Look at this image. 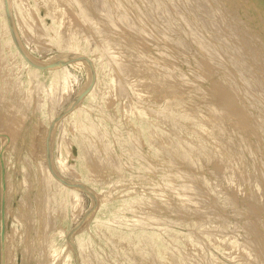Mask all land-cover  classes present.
<instances>
[{
  "label": "rangeland",
  "instance_id": "rangeland-1",
  "mask_svg": "<svg viewBox=\"0 0 264 264\" xmlns=\"http://www.w3.org/2000/svg\"><path fill=\"white\" fill-rule=\"evenodd\" d=\"M69 1H70V3H69ZM74 1V2H73ZM83 1V0H82ZM82 1H80L79 0V2H78V0H27L26 2L24 1H22V0H20V1H18V2H20L19 3V11L21 10V14H22V21H23V26H22V28L20 27V26H18L17 25V21L15 20V18L13 17V15L11 14V24H10V22H9V19H8V14H7V10H6V5H5V0H0V61L1 60H3V61H1V63H0V65L2 64V66H0V73L2 74V75H0V92H2L1 94H0V98H2V100H4V101H2L1 99V102L2 103H0V160L2 161L3 160V162H1L0 161V264H41L42 263V260H43V264H64L65 262H66V260L64 261L62 258H58V257H53V260L52 261H50L51 259H52V256H49L50 255V250H55V251H61L62 250V248L65 246V241H67V235L69 234V232L74 228V226H76V224H78L79 223V221L83 218V216L87 213V211L93 206V202H92V199H91V197L88 195V194H85V193H82L81 192V201L79 202L80 203V206H79V204H78V207H77V210L76 211H78V216H80V218L74 223L73 222V220H72V216H73V214H72V211H73V207L71 206V205H68L67 206V208H66V210H67V212L66 211H64V212H66V213H64V215H58V214H56L55 216H54V222H55V225H53V223L54 222H49V221H47L44 217H43V213H42V209H43V202L45 201L44 199H45V196H47V194L45 193L46 191H45V187L47 186V183L45 184L44 183V179H43V177H45V171H50L51 172V170H50V168H49V162H48V150L50 151V155H51V160H52V163H53V165H54V167H55V170L57 171V168H56V166L58 167V168H60L59 166L61 165V164H63L64 166H66L67 167V169H69L70 171H72V172H74V173H77L79 176H80V178H85V179H88L89 177L88 176H90L91 174H93V171H94V174H95V177L94 178H99L100 176H101V180H100V178L99 179H97V180H95V179H93V180H91L89 183L90 184H92L93 186H94V188H95V190L96 191H98L99 193H101V195H103V193H105L103 196H104V201H105V203H104V206L101 208V210L98 212V209L99 208H96V212H94L93 213V217L92 218H90L89 220H91V219H93L96 215H97V218H98V220L100 221V222H104V225L103 226H100L98 229L95 227L96 225H94V223L92 222L91 224H90V226H89V228H88V230L86 231V237L88 238V239H90V245H89V247L91 248H89L90 250V255H91V259H92V262H93V264H98V263H100L99 261H101V264H150V263H152L150 260H154V256H155V259H158L155 263H157L158 264V262L160 261V263H164V264H198L199 263V261H200V264H206L207 262V264H255V263H253L255 260H256V258H257V261H255L256 262V264H263L264 263V250H263V238H264V219L262 218V217H264V201H262L263 199H264V195H262V194H264V192L261 194V189H263L262 191H264V185H263V181H264V177H263V175H264V168H263V171H262V167H264V138H263V136H264V134L262 135V133H264V128H261L260 127V125L261 124H263V122H264V111L262 112V111H260L259 109H261V108H263L264 106H262V105H264V104H262V103H264L263 101V99H264V80H262V79H264V58H261V57H264L263 55V50L261 49V47H259V46H261V43H260V41L262 42V40H264V29L262 30L261 28H264L263 26L264 25H262V24H264V6H262V5H264L263 3V1L264 0H249L250 1V4L249 3H247L248 2V0H239V3H238V1L237 0H232V1H234V2H232L231 0H220V1H222L221 3L219 2V0L217 1V0H206V1H203V0H199V3L197 4L196 2H197V0H196V2H194V3H196V4H194L193 3V1H191V0H188V1H191L192 2V4H191V2L189 3L188 1H186V0H179V2L181 3H178V5H177V2H176V0H165V2H162V0H159L160 2H158V0H156V1H154V0H152V3H150L151 2V0H146L147 2L149 1V3H150V5H149V3H147V2H145V0H135V1H133L132 2V0H113L112 1V3L115 1V6L117 7V8H119L120 9V7H121V9L119 10V9H117V8H115V7H113L112 5V3H111V1L110 0H85V2H83L82 3ZM92 1V2H91ZM94 1V2H93ZM127 1H128V3H127ZM154 1V2H153ZM164 1V0H163ZM169 1V2H168ZM171 1H173V2H171ZM187 2V3H189V4H191V5H187L186 3H183V2ZM195 1V0H194ZM203 1V2H202ZM212 1V2H211ZM224 1V2H223ZM227 1V2H226ZM247 1V2H246ZM9 2H10V0H9ZM23 2V4H24V6H23V4L21 5V3ZM57 2V3H56ZM68 2V3H67ZM103 2L105 3V4H107L108 2L110 3V5H109V3H108V5L107 6H110V9L107 11V9H108V7L106 6L105 7V4L104 5H102L103 4ZM174 2H176V3H174ZM210 2V4L212 5L211 7H210V4H207L206 5V3H209ZM217 2H219V3H217ZM236 2V3H235ZM259 2V3H258ZM60 3V4H59ZM74 3H76V4H74ZM82 5H81V4ZM94 5H93V4ZM102 3V4H101ZM116 3H118L119 5V7L116 5ZM123 3V4H122ZM139 3V4H138ZM143 3H144V5H143ZM146 3V4H145ZM155 3H158V4H160V3H164L163 4V7H162V9L160 10L161 11V13H156V15H159V17L158 16H156L155 15V17H153V18H148L149 16H150V10L147 8V6L149 5V6H151V4H155ZM168 3H172L171 5L170 4H168ZM174 3V4H173ZM214 3V4H213ZM230 3V4H229ZM244 3H246V5H247V8H246V5L244 4ZM54 4H55V6H54ZM59 4V5H58ZM96 4V5H95ZM112 4V5H111ZM143 6H142V5ZM183 4H185L184 5V8L182 7L183 6ZM199 4H204V5H201L202 7H200V5ZM217 5L218 6V8L220 9V8H223V9H220L221 10V12L219 13V11H218V9H216L215 10V8L217 7V6H215L214 7V5ZM225 4V5H224ZM228 4V5H227ZM235 4V5H234ZM237 4H239V5H237ZM261 4V5H260ZM10 5V4H9ZM68 5H70V6H68ZM72 5V6H71ZM81 5V7H79ZM128 5V6H127ZM134 5V6H133ZM147 5V6H146ZM165 5V6H164ZM176 5V6H175ZM196 5V6H195ZM197 5H198V7H197ZM219 5L221 6L222 5V7H219ZM232 5V6H231ZM244 5H245V7H244ZM249 5V6H248ZM101 6V7H100ZM172 6V8H171V10L170 9H168V8H170ZM192 6V7H191ZM195 6V7H194ZM206 6H207V8H206ZM227 6H228V8H227ZM229 6H231V7H229ZM238 7V8H236V7ZM252 6V7H251ZM21 7H22V9H21ZM72 7H73V9H72ZM75 7V8H74ZM111 7H113V8H111ZM125 7V8H124ZM143 7H145L144 9H146V10H143ZM165 7V8H164ZM167 7V8H166ZM176 7V8H175ZM209 7V8H208ZM213 7V8H212ZM226 7V8H225ZM240 7L242 8H244V14H245V16H244V14H243V10H241L240 9ZM255 7V8H254ZM67 8V9H66ZM81 8V9H80ZM93 8V9H92ZM106 9V10H103L102 12H103V14L105 15V16H108V17H105L103 14H102V12H101V10H100V12H99V9ZM124 8V9H123ZM137 8V9H136ZM139 8V9H138ZM181 8H183L182 10H179V9H181ZM186 8H188V9H186ZM191 8H192V10H191ZM195 8H197V10L195 9ZM202 11L203 9V11L205 12V13H208V15L207 14H205V13H203V11L201 12V11H198L199 9ZM206 8V9H205ZM234 8H236V9H234ZM242 8V9H243ZM250 8H251V10H253V11H251L250 10ZM253 8V9H252ZM53 9V10H52ZM76 11H75V10ZM90 9H92L91 11H93L92 12V14H91V12L89 11ZM95 9V10H94ZM96 9L98 10L97 12L101 15H103L101 18H100V15L97 13V12H95L94 13V11H96ZM115 9V10H114ZM150 9H151V7H150ZM172 9H174V11L172 10ZM178 9V10H177ZM225 9H228V11L227 10H225ZM232 9H234V11L232 10ZM237 9H239V10H237ZM245 9H247V10H245ZM68 10V11H67ZM72 10V11H71ZM81 10H82V12H81ZM114 10V11H113ZM124 10V11H123ZM130 10V11H129ZM164 10H166V11H164ZM170 10V11H169ZM175 10H177V12H175ZM185 10L187 11V14L190 12L189 10H191L192 12H190L191 13V15L190 16H186L187 14H186V12H185ZM209 10H210V14H209ZM212 10V11H211ZM235 10H237V11H235ZM240 10H241V12H240ZM249 10V13L247 12ZM11 11V10H10ZM48 11V12H47ZM52 11V12H51ZM84 11V12H83ZM90 12V14H85V13H87V12ZM118 13H117V12ZM159 11V12H160ZM174 13H173V12ZM178 11L181 13V15H184V19L183 18H180L181 17V15L178 13ZM182 11V12H181ZM194 11H196V13L194 12ZM208 11V12H207ZM218 11V12H217ZM257 11V12H256ZM50 12V13H49ZM69 12H71L72 13V15H73V13L74 14H76L75 16V18H80L79 20H80V22H79V20L78 19H75V20H78V21H76L81 27L79 28H77L78 30H82V32H83V34H82V32H81V30H80V32H77V29L75 30L76 31V34L74 33V36H75V40H72V39H70L71 38V32H70V29L69 28H71V24H72V22L74 21L73 19H74V16H72L71 15V13H69ZM108 12V13H107ZM111 12V13H110ZM127 12H129V13H127ZM142 12V13H141ZM149 14H148V13ZM162 12H164V13H162ZM185 12V13H184ZM199 12V13H198ZM216 12V13H215ZM223 12H224V14H223ZM227 12H228V17L230 18H228L227 16H225V15H227ZM232 12V13H231ZM236 12V13H235ZM237 12H239L240 13V15H243V16H240L239 15V13H237ZM247 14H246V13ZM256 12V13H255ZM260 12V13H259ZM69 13V14H68ZM84 13V14H83ZM93 13H94V15H93ZM106 13H107V15H106ZM110 13V14H109ZM127 13V14H126ZM175 13H178V14H175ZM183 13V14H182ZM205 15H203V14ZM214 13V14H213ZM226 13V14H225ZM233 13H235L234 15H233ZM252 13L254 14L255 13V15H252ZM258 13V14H257ZM263 13V16L261 15ZM20 14V15H21ZM131 14V15H130ZM132 14H134V15H132ZM146 14H148V16H146ZM163 14V15H162ZM166 16H165V15ZM200 14V15H199ZM202 14V15H201ZM213 14V15H212ZM251 14V15H250ZM89 17H88V16ZM98 16L99 15V17L98 18H100V20L103 22V21H105L103 24L105 25H103L102 23L100 24L99 22H101L99 19H95V18H97L96 16ZM115 15H118V16H115ZM127 15V16H126ZM141 15V16H140ZM145 15V16H144ZM161 15V16H160ZM176 15H177V17H176ZM194 15V16H193ZM197 15V16H196ZM198 15H199V17L201 18V19H199L198 18ZM221 15V16H220ZM226 17H224V16ZM231 15H233V17L231 16ZM235 15H238V16H236L235 17ZM251 17H250V16ZM261 16V18H263V19H260L259 18V16ZM69 16H71V17H69ZM81 16H82V18H81ZM93 16V17H92ZM130 16V17H129ZM133 16V17H132ZM154 16V15H153ZM164 16V17H163ZM167 16L170 18V21H169V18L167 19ZM171 16V17H170ZM179 16V17H178ZM203 16H204V18H203ZM207 16H209V17H207ZM217 16V17H216ZM231 16V17H230ZM73 17V18H72ZM104 17V19L102 20V18ZM110 17V18H109ZM114 17V18H113ZM161 17H162V19H161ZM183 17V16H182ZM225 18V19H221V18ZM238 17V18H237ZM256 17H258V19H257V21L256 20H254ZM90 18V19H89ZM105 18H106V20H105ZM129 18V19H128ZM136 18V19H135ZM160 18V19H159ZM164 18H166L165 20L166 21H168L169 23L171 22L172 23V25H171V23H170V25L172 26L171 28H177V29H172L173 31V34H172V32L170 33L169 32V35H167L166 36V34L167 33H165L164 35H162L163 33H164V31H161L162 29H164L165 30V28L163 27V26H165L166 24H168V22H166V21H164ZM173 18H175L174 20H175V23L173 22ZM185 18H186V20H185ZM194 19V20H192V19ZM212 18V21L210 22V23H208L207 21H210V20H208V19H211ZM216 18H218V19H216ZM231 18H233V19H237V20H231ZM250 18V19H249ZM253 18V19H252ZM69 19H71L72 21H70ZM82 19V20H81ZM108 19V20H107ZM114 19H115V21H114ZM120 19V20H119ZM131 19V20H130ZM146 21H145V20ZM153 19V20H152ZM155 19H158L159 20V24H158V20H155ZM181 19H183V20H185V21H181ZM196 19H199V21L200 20H205V21H202L203 23L201 24V22H199L198 20H196ZM215 19V20H214ZM221 19V20H220ZM230 20V21H227V20ZM20 20V19H19ZM83 20H84V24H85V22H86V25H84L82 22H83ZM86 20H92V21H88L89 23H91V24H87V21ZM93 20H94V22H95V20H96V24H95V27H94V25H93ZM99 20V21H98ZM122 20H123V22H122ZM127 20V21H126ZM138 20V21H137ZM145 22H144V21ZM161 20H163L164 21V23L163 22H161ZM187 20H188V23H186L187 22ZM207 20V21H206ZM214 20V21H213ZM218 20V21H217ZM219 20H220V23L222 22V24H219ZM224 22H223V21ZM239 20H241V21H239ZM246 20V21H245ZM248 20V21H247ZM252 20V21H251ZM261 21V20H263V21H261V22H259V21ZM98 21V22H97ZM130 21H131V23H130ZM141 21V22H140ZM143 21V22H142ZM149 21V22H148ZM193 21V23H191ZM195 21V22H194ZM201 24V25H197V24H199L198 22ZM215 21H217V25H216V23H215ZM227 21V22H226ZM231 21H234V22H238L239 21V23H232ZM245 21V23H246V25H245V23H243ZM254 21H255V24H254ZM75 22V21H74ZM75 22V23H76ZM154 22H156V24L154 23ZM191 24H190V23ZM205 22V23H204ZM212 22H214V23H212ZM228 22H230V24L228 23ZM243 23V25H242V23ZM249 22H250V24H249ZM256 22H257V24L259 25V24H261V25H259V28H257L258 26H257V24H256ZM263 22V23H262ZM81 23H82V25H81ZM98 23V24H97ZM108 23V24H107ZM111 23V24H110ZM112 23H113V25H112ZM120 25H119V24ZM135 23H136V25H135ZM140 23V24H139ZM143 23V24H142ZM150 23V24H149ZM151 23L152 24H154L155 26H152L151 25ZM163 25H162V24ZM174 23V24H173ZM206 23H208L210 26H202V25H206ZM241 23V24H240ZM252 23V24H251ZM99 24H100V26L102 27L101 29L102 30H97V28L99 27ZM118 26H117V25ZM157 24H158V26H157ZM176 24L177 25H179V26H176ZM187 24H189V25H187ZM225 25L224 27H222V25ZM226 24H229L230 25V27H229V25H227L226 26ZM236 24V25H235ZM239 24H240V26H239ZM87 25H89V26H87ZM93 25V26H92ZM97 25H98V27H97ZM113 27H112V26ZM116 25V26H115ZM124 25V26H123ZM127 25V26H126ZM130 25H131V27H130ZM160 25V26H159ZM161 25H162V27H161ZM185 25V26H184ZM187 25V26H186ZM190 25H192V26H190ZM212 25V26H211ZM215 25V28H211V27H213ZM231 25H233V26H231ZM247 25L250 27H247ZM254 26V27H252V26ZM90 26H92V29H94L96 32H98V33H96L95 31H93L92 29H91V27ZM108 26V27H107ZM115 26V27H114ZM152 26V27H151ZM167 26V25H166ZM180 26H182V27H180ZM189 26V27H188ZM195 26H198V27H196L197 28V31H196V28H195ZM199 26H200V28H199ZM221 26V27H220ZM238 28H237V27ZM84 27H89V30H91V31H93V32H91V31H89L88 32V28H86V30H84V31H86L85 33H84V31H83V29H85ZM103 27L105 28L106 27V29H104L103 30ZM120 27V28H119ZM121 27H122V29H121ZM123 27H125V28H123ZM127 27H128V29H127ZM149 27H151V29H149ZM191 27V28H190ZM220 27V28H219ZM230 29H229V28ZM243 27V28H242ZM261 27V28H260ZM109 28V29H108ZM140 28V29H139ZM190 28V29H189ZM194 30H193V29ZM204 28V30L206 29V31H204V30H202ZM208 28H210V29H208ZM223 28V31L221 30ZM232 28V29H231ZM237 28V29H236ZM242 28V29H241ZM249 28V29H248ZM252 28H254L255 30H253ZM108 29V30H107ZM125 31H124V30ZM134 29V31H132V30ZM143 29V30H142ZM150 31H149V30ZM153 29V31H151ZM161 29V30H160ZM181 29H183V30H181ZM199 29H200V31H199ZM213 31H212V30ZM215 29V30H214ZM218 29H220L221 31H220V33H222V34H220L219 33V35L217 36L218 38H216V36H214V34H218ZM226 29H227V31H226ZM233 29H234V31H235V33L237 34H235L234 33V31H233ZM246 29H247V32H246V34L245 33H242V32H244V30L246 31ZM69 30V31H68ZM110 30H114V31H110ZM191 30H193V31H195V32H193V31H191ZM207 30H208V33H206L207 32ZM228 30H230V32L228 31ZM237 30V31H236ZM240 30H243V31H241V33L242 34H244V35H242L241 33H239L240 35H242L243 36V38H244V36L246 35V37H248V41H246V37H245V39H243V38H241L242 36H240L239 34H238V31L240 32ZM249 30V31H248ZM252 30H253V32H252ZM116 31V32H115ZM123 31H124V33H123ZM151 32V34L149 33V32ZM161 31V33H159ZM176 31H178V33L175 35V32ZM184 31V32H183ZM187 31H189V32H187ZM199 31V32H198ZM202 31H204V33L202 32ZM215 31V32H214ZM217 31V32H216ZM233 31V32H232ZM257 31V32H256ZM63 32V33H62ZM70 32V33H69ZM88 32V33H87ZM101 34H100V33ZM102 32H104V33H102ZM108 32H109V34H108ZM110 32H112V34L110 33ZM115 32V33H114ZM120 32V33H119ZM129 34H128V33ZM141 34H140V33ZM143 32H145V33H143ZM153 32H155V33H157L156 35H155V33H153ZM198 34H200L202 37H200V35H197V33ZM225 32H229V33H225ZM232 32V33H231ZM248 32H250V34L251 35H249V33ZM253 34H252V33ZM257 34H256V33ZM79 33V34H78ZM80 33L82 34V35H80ZM91 33V34H90ZM92 33H94V34H92ZM181 35H180V34ZM185 33V34H184ZM211 33V34H210ZM231 33V34H230ZM84 34H86L87 35V39H89V41L88 40H86L85 38H84V36H86V35H84ZM96 34H99V35H96ZM116 35V36H114V35ZM128 34V35H127ZM132 34V35H131ZM187 34V35H186ZM189 34V35H188ZM191 34V35H190ZM208 34H209V36H208ZM225 34V35H224ZM233 34V35H232ZM247 34H248V36H247ZM254 34H256V35H254ZM65 35V36H64ZM76 35H78V36H76ZM84 35V36H83ZM94 35H96L97 37L99 36V38H96V36L95 37H93ZM104 35V36H103ZM110 35H112V36H110ZM123 35V36H122ZM136 35V36H135ZM153 35V36H152ZM174 35V36H173ZM177 35H178V39H177ZM192 35L194 36L193 38H192ZM199 36V40H198V38H197V36ZM207 35V36H206ZM214 37V38H216V39H219V36H220V39H222L221 41H222V43H220V40H216V42H215V39L212 37V36ZM228 35V36H227ZM230 35V36H229ZM234 36L235 38H234V40L233 41H231L232 39H233V37L232 36ZM236 35V36H235ZM260 35V36H259ZM15 36V37H14ZM67 36V37H66ZM80 36H82V39H80V40H77V39H79L80 38ZM90 36V37H89ZM105 36H107L108 38H107V42H104L103 41V39H100V38H104ZM145 36V37H144ZM149 36V37H148ZM158 38H157V37ZM181 36V37H180ZM196 36V37H195ZM206 36V37H205ZM211 36V37H210ZM222 36H224L223 38H222ZM228 37V38H225V37ZM238 36H239V38H238ZM253 38H251V37ZM256 36H258V37H256ZM66 37V38H65ZM70 37V38H69ZM112 37V38H111ZM123 37V38H122ZM127 37H129V38H127ZM135 37V38H134ZM138 37V38H137ZM139 37H140V39H139ZM153 39H152V38ZM172 37V38H171ZM173 37H174V40H173ZM176 37V38H175ZM186 37V38H185ZM187 37H188V39H187ZM230 37H231V40H230ZM236 37H237V39H236ZM250 37V38H249ZM84 38V39H83ZM92 38H94V39H92ZM95 38H96V40L98 39V41L99 42H97L96 40H95ZM109 38H111V39H113V38H116V39H113L112 41H111V39H109ZM120 38V39H119ZM138 40H137V39ZM145 38V39H144ZM148 40H147V39ZM164 38V39H163ZM165 38L167 39V40H165ZM172 39V40H170V39ZM182 38V40L184 39V42L185 43H187V41H188V43L185 45V43L183 42V41H181L180 39ZM191 38V39H190ZM200 38H203V41L204 40H206L205 42H203L202 40H200ZM210 38V39H209ZM211 38H213V39H211ZM256 38L257 39H259V40H256ZM262 38V39H261ZM66 39H70V43H71V45H70V43L68 42L69 40H66ZM92 39V40H91ZM108 39L111 41H108ZM126 39V40H125ZM145 41H144V40ZM163 39V40H162ZM187 41H186V40ZM195 39L196 40H198V41H200V43L202 44H198V43H196V41H195ZM226 39V40H225ZM228 39V40H227ZM240 39H242L243 41H241ZM250 39V40H249ZM94 40H95V42H96V44H95V42H94ZM100 40H102V42L100 41ZM116 40H117V42L119 43V41H120V43H119V45H117L118 43L116 42ZM121 40H123V41H121ZM144 42H143V41ZM150 40V41H149ZM151 40H153V41H151ZM158 40V41H157ZM162 40V41H161ZM169 40L171 41V44H169L168 42H169ZM181 41L180 43H181V45L177 42V41ZM214 40V41H213ZM253 40H255L254 42H253ZM89 42V43H87V42ZM92 41V42H91ZM115 42L116 43V46L118 47V48H116L115 46H114V44L115 43H112V42ZM155 41V42H154ZM160 41V42H159ZM167 41V42H166ZM175 41V42H174ZM193 42V44H192V42ZM202 41V42H201ZM212 41V42H211ZM217 41H219V43H220V45H222L223 47H221L219 44H217ZM225 41V42H224ZM226 41H229V42H226ZM231 41V42H230ZM237 41H238V43H240L239 45L237 44ZM240 41V42H239ZM259 41V42H258ZM85 42L87 43V44H85ZM91 42V43H90ZM103 43V44H101V43ZM108 42H110V43H108ZM122 42H123V44H122ZM131 42V43H130ZM148 42V43H147ZM150 42H151V44H150ZM164 42H166L167 44H168V46L170 47V45H172V47H170V49H169V47L166 45V43L164 44ZM215 42V44H213ZM233 42H234V45L235 44H237V45H233ZM236 42V43H235ZM241 42L244 44V43H246V42H248L249 44L251 43L252 44V46H254V47H252L251 45H249L248 43H246V44H248L249 46H251L250 48H245L244 46H246V47H249L248 45H243V44H241ZM264 42V41H263ZM263 42H262V48H263V46H264V44H263ZM65 43H66V45H65ZM101 45H100V44ZM139 43V44H138ZM178 44V45H176V46H180V47H178V48H176V46H175V44ZM183 43V44H182ZM210 43H211V45H210ZM232 43V44H231ZM256 43V44H255ZM106 44H107V47H106ZM110 44L113 46V47H110ZM196 44L197 45H199V46H196ZM258 44H260V45H258ZM63 45H65V46H67V47H64ZM87 45H89V46H87ZM104 45V46H103ZM132 45V46H131ZM203 45H210L209 47L208 46H205V48L207 49V47H208V50H207V52L205 51L206 49L203 47ZM216 45H218V46H220L219 48H218V46H216ZM228 45V46H227ZM233 45V46H232ZM255 45H256V48L258 49V47L260 48V49H258L259 51H256L257 49L255 48ZM143 46V47H142ZM147 46V47H146ZM161 48H160V47ZM213 46H215V47H213ZM225 46V47H224ZM230 46V47H229ZM231 46L232 47H234V48H232V49H229V48H231ZM239 46H241V47H243V48H241V47H239ZM77 47H80V49H78ZM120 47V48H119ZM164 47V49H162ZM175 47V48H174ZM182 47V48H181ZM186 47V48H185ZM198 47H199V49H198ZM210 47H212V48H210ZM72 48V49H71ZM74 48H76V49H74ZM104 49V52H105V50H106V53L108 52V54H109V56L107 57V55H105L104 57H100V59H97V58H99V57H96L94 54H96L97 52V49H99V50H102V49ZM110 48V49H109ZM113 48V49H112ZM115 48V49H114ZM122 48V49H121ZM124 48V49H123ZM128 48V49H127ZM168 48V49H167ZM172 48V49H171ZM184 48H185V50H184ZM190 50H189V49ZM200 48H202V49H200ZM216 48V50L213 52V50ZM223 48V49H222ZM240 49L239 51H240V53H242V55H240V53H239V51L237 50V49ZM252 48H254V49H256V50H254V49H252ZM71 49V50H70ZM78 49V50H77ZM117 49L118 50H120V52L119 53H117L118 51H117ZM131 49H133V50H131ZM140 51H139V50ZM145 49V50H144ZM174 49V50H173ZM179 49V50H178ZM204 49V51H201V50H203ZM213 49V50H212ZM227 49V50H226ZM228 49H229V51H233V52H237L236 53V55H235V53H231L230 52V54L232 55V54H234L235 56H231L230 57V54H229V52H227V54L225 53L226 51H228ZM235 49V50H234ZM244 51H246V52H249V53H246V52H244ZM245 49H247V50H245ZM16 50L17 51H20L21 52V54L23 55V53H25L27 56L30 54V55H32L35 59H37L38 61H42V62H44V61H47L48 59H50V58H52V57H56V58H63V57H67V56H72V55H74V53H76V51H78L77 53L78 54H85V55H88L87 57H89V58H95L96 60H98L96 63H98V64H96L94 67H92V66H88V64L86 65V63L84 64V62H82V61H80L79 59V62H81L82 63V66H80V64H76V66H74L73 64H70V66L69 65H64V66H60V71L61 72H64L66 75L68 74V79H69V90H68V92L66 93V94H64L63 95V93H62V91L61 92H59V94H58V96L56 97V99H55V101H54V103H52V105H51V100L49 99V101L47 100L48 99V97H47V99H45L46 98V96H47V93H45L44 92V90H45V88H47L48 87V85H49V78H50V75H51V73H50V71H48V70H43L42 72H41V74H40V79H41V82H43V84L45 85V87H44V89L42 88V92L44 93H42L41 91V93H39L42 97H39L40 95L39 94H37L38 93V90L36 89V87L34 88V85L32 84V82H31V80H30V76H29V70H28V68H25V66H23L22 65V62H21V60H20V58L16 55ZM72 50H74V52L72 51ZM89 50H90V52H89ZM94 50H96V51H94ZM114 50H115V53H114ZM147 50V51H146ZM179 51V52H176L175 53V51ZM184 50V51H183ZM211 50V51H210ZM225 50V51H224ZM237 50V51H236ZM252 50H254V51H252ZM263 51V52H260V51ZM68 51H70V52H68ZM113 51V52H112ZM130 51V52H129ZM142 51V52H141ZM160 51V52H159ZM166 51V52H165ZM183 51V52H182ZM187 51V52H186ZM190 53H189V52ZM213 52V54H209V52ZM222 53H220V52ZM242 51V52H241ZM258 52V53H256V52ZM89 52V53H88ZM95 52V53H94ZM123 52V53H122ZM125 52L127 53L128 52V54H125ZM134 54H133V53ZM202 52V53H201ZM204 52V53H203ZM219 52V53H218ZM243 52H244V54H243ZM256 53V56H255V54L254 53ZM29 53V54H28ZM73 53V54H72ZM93 53V54H92ZM113 53L114 54H117V56H115L114 58H111V56L113 55ZM163 53V54H162ZM172 53V54H171ZM181 53V54H180ZM184 53H186V54H188V55H184ZM196 53H197V55H196ZM214 53H217L216 55V57L215 58H217L218 57V55H219V57L217 58V60L215 61V60H211L212 58H211V56L214 58V56H215V54ZM245 53L247 54V55H245ZM7 54H9V56L10 57H8V55ZM11 54V55H10ZM13 54V55H12ZM14 54H15V56H14ZM121 55V56H119V55ZM136 54H138V55H136ZM167 54V55H166ZM171 54V55H170ZM180 54V55H179ZM183 54V55H182ZM202 54V55H201ZM206 54H208V55H210V56H207ZM221 54V55H220ZM239 54V55H238ZM257 54H259V55H257ZM263 54V55H262ZM29 55V56H30ZM76 55V57H77V54H75ZM206 55V56H205ZM226 55V56H225ZM229 55V56H228ZM238 55V56H237ZM247 57V58H245V56ZM13 56V59L11 58ZM114 56V55H113ZM112 56V57H113ZM123 56V57H122ZM132 56H134L135 57V59H134V57H132ZM149 56L151 57V58H149ZM179 56V57H178ZM182 56V57H181ZM186 56V57H185ZM192 56H193V58H192ZM207 58V61H205L206 60V58ZM222 56V57H221ZM228 56V57H227ZM236 56H237V58H236ZM241 57V59H240V57ZM260 58H259V57ZM111 58L110 59V62L108 61L109 59L108 58ZM120 57V59H115V58H119ZM130 57H132V58H130ZM143 57H146L145 58V60H144V58ZM175 57V58H174ZM177 57V58H176ZM201 57H203V58H201ZM222 59H221V58ZM227 57V58H226ZM235 57V58H234ZM6 59V60H4V59ZM105 58V59H104ZM108 60H107V59ZM124 58V59H123ZM210 58V59H209ZM214 58V59H215ZM221 60H220V59ZM224 58H226V60L224 59ZM235 59V60H242L243 58L247 61H243L242 60V62L241 63H239L238 61H235V60H233L232 62H229V59L230 60H232V59ZM249 58H251V59H249ZM254 58V59H253ZM10 59V60H9ZM16 59V63H14L15 60ZM66 59V58H65ZM101 59H103V60H101ZM128 59V60H127ZM132 59V60H131ZM137 59V60H136ZM140 59V60H139ZM152 59V60H151ZM154 59V60H153ZM167 59H169V60H167ZM195 59V60H194ZM208 59H209V61H208ZM228 59V60H227ZM259 59V60H258ZM261 59V60H260ZM55 60H59V59H55ZM54 60V61H55ZM118 60H119V63H118ZM135 60V61H134ZM158 60V61H157ZM162 60V61H161ZM165 60V61H164ZM203 60V61H202ZM218 60H219V62H220V64L222 65V64H224V65H216V64H219V62H218ZM227 61L226 63H224V61ZM7 61V62H6ZM107 61H108V63H107ZM117 61V62H116ZM125 61V62H124ZM127 61V62H126ZM150 61V62H149ZM156 61V62H155ZM173 61V62H172ZM200 61H201V63H200ZM211 61L213 62H217L216 64H214V62L213 63H211ZM234 61L236 62V63H234ZM2 62H4V63H2ZM13 62V63H12ZM102 63L103 65L101 66V64L100 63ZM120 62H121V64H120ZM126 63L125 64V68H124V70H123V68L120 70L119 68H117V66H121V67H123V63ZM133 62V63H132ZM144 64H143V63ZM166 62H168V63H166ZM208 62H210V64L208 63ZM223 62V63H222ZM237 62H238V64H237ZM250 62V63H249ZM164 63V64H163ZM166 63V64H165ZM177 63V64H176ZM206 63V64H205ZM230 63H234V65L236 64V65H238V66H240V67H235L234 68V66H232V64H230ZM247 63H249L250 65H248ZM6 64V65H5ZM11 64L13 65V66H11ZM108 64H109V66H108ZM110 64H112V65H110ZM116 64V65H115ZM152 64V65H151ZM156 64V65H155ZM186 64V65H185ZM202 64V65H201ZM214 64V65H213ZM226 64H228V66L226 65ZM240 64V65H239ZM252 64V65H251ZM3 65H5V67H7V68H5ZM7 65H9V66H11V68H9ZM18 65H21V66H18ZM145 65V66H144ZM154 65V66H153ZM165 65V66H164ZM195 65V66H194ZM206 65V66H205ZM229 68V69H233L232 71H231V73H230V71H229V69L226 67V66ZM242 65V66H241ZM246 66V68L247 69H245V66ZM17 66L19 67V68H17ZM78 66V67H77ZM111 66V67H110ZM116 66V67H115ZM158 66V67H157ZM178 66V67H177ZM187 66V67H186ZM189 66V67H188ZM204 66H205V69H204ZM208 66V67H207ZM211 66H213L212 68L213 69H211V68H209V67H211ZM215 66H216V68H215ZM222 67L223 68V66H225V68L227 69H223V70H221L222 68H219V67ZM230 66H232V67H230ZM1 67H3V68H1ZM108 67H110V68H108ZM120 67V68H121ZM169 67V68H168ZM174 67L176 68L175 70H174ZM242 67H243V69H242ZM254 67V68H253ZM13 68H14V70H13ZM97 68V69H96ZM103 68V69H102ZM173 68V69H172ZM208 68H209V70H210V72H208L207 70H208ZM215 68V69H214ZM237 68V69H236ZM238 68H240V69H238ZM8 69V70H7ZM12 69V70H11ZM22 69V70H21ZM96 69V70H95ZM101 69V70H100ZM115 69V70H114ZM117 69H118V72H117ZM193 69H195V70H193ZM201 69V70H200ZM207 69V70H206ZM221 70V72H219L218 70ZM236 69V70H235ZM4 70V71H3ZM6 70V71H5ZM19 70H21V71H19ZM67 72H66V71ZM120 70V71H119ZM123 70V71H122ZM164 70V71H163ZM182 70V71H181ZM203 70V71H202ZM237 70H239L238 72H237ZM243 70V71H242ZM7 71H8V73H7ZM12 71H14V72H12ZM115 71V72H114ZM148 71H149V73H148ZM163 71V72H162ZM192 71V72H191ZM196 71V72H195ZM226 71V72H225ZM236 71V72H235ZM242 71V73H243V75H242V73H239V72H241ZM3 72H4V74H3ZM5 72H6V74H5ZM18 72V73H17ZM90 72H91V74H90ZM99 72V73H98ZM107 72L109 73V77H107L108 75H107ZM117 72V73H116ZM120 72V73H119ZM159 72H161V73H163V74H161V73H159ZM184 72V73H183ZM191 72V73H190ZM201 72H203L204 73V76H203V73H201ZM207 72V73H206ZM217 72H219V73H217ZM229 72V73H228ZM232 72H233V74H232ZM246 72H248V73H246ZM9 73H11V76H10V74ZM14 73H15V75H14ZM20 73V74H19ZM103 73H104V75H103ZM111 73V74H110ZM165 73H166V75H165ZM182 73V74H181ZM200 73L202 74V75H200ZM215 75H213V74ZM215 73H217V74H215ZM220 73H221V75H220ZM223 73V74H222ZM227 75H226V74ZM246 73V74H245ZM10 76V78H9V76ZM114 74H116V76L118 77H116ZM120 74H122V75H120ZM140 74V75H139ZM144 74V75H143ZM179 74H180V76H179ZM205 74H206V76H205ZM213 76H212V75ZM226 75L225 77L224 76H222V75ZM229 74H232V75H236V76H232V78H230V75ZM239 74H241V75H239ZM245 74V75H244ZM5 75H7V78L6 77H2V76H5ZM18 75V76H17ZM101 75H103V76H101ZM111 75V76H110ZM119 75V76H118ZM163 75H165V78H164V76ZM171 75V76H170ZM97 76V77H96ZM114 76L117 78H114ZM120 76L122 77V78H120ZM151 76V77H150ZM162 76V77H161ZM188 76V77H187ZM197 78L198 80H200V81H198V80H196L195 78ZM202 78H204V79H202ZM213 77V79H212V77ZM222 77V80L223 81H221V78H219V77ZM227 76H228V78H227ZM1 77L2 78H4V79H1ZM95 77V78H94ZM106 77H107V79H106ZM112 77H113V80H112ZM139 77H141V78H139ZM144 77H146V78H144ZM156 77H158V78H156ZM179 77H180V79H179ZM186 77V78H185ZM206 77H208L209 79H207L205 82H204V80L206 79ZM214 77H218L219 78V80H218V78H214ZM223 77H224V79H226L225 80V83H224V79H223ZM132 78V79H131ZM153 78V79H152ZM162 79V78H164V80L165 81H163V80H161L160 81V79ZM169 78V79H168ZM175 78V79H174ZM184 78V79H183ZM187 78H188V81H187ZM234 78V82L232 81H230V82H228L229 81V79H233ZM238 78H241V79H243L242 80V83H241V81L240 80H238ZM246 78H248V79H246ZM6 79H8V80H6ZM11 79V80H10ZM13 79V80H12ZM18 79H20L19 81L16 80ZM89 79V80H88ZM95 79H97V80H95ZM123 79V80H122ZM131 79V80H130ZM139 79V80H138ZM154 79H156V80H154ZM172 79V80H171ZM182 79V80H181ZM190 79V80H189ZM202 79V80H201ZM1 80H3V81H1ZM94 80L96 81V82H94ZM101 81V82H98V81ZM111 80H112V82L113 81H115V82H113V83H111ZM118 80H121V81H123L122 82V84L121 83H119L120 81H118ZM135 80V82L133 83V81ZM137 80V81H136ZM147 80V81H146ZM151 80V81H150ZM191 80H192V82H191ZM218 80V82H216ZM236 80H238V81H236ZM150 81V82H149ZM171 81V82H170ZM174 83H173V82ZM180 81L181 82H183V83H180ZM215 81V82H214ZM219 81H221V83L219 82ZM236 81V82H235ZM240 81V82H239ZM5 82H6V86H8V87H6L5 86ZM20 82V83H19ZM144 82V83H143ZM160 84H159V83ZM187 84H186V83ZM194 82V83H193ZM201 83V85H199V83L198 84H196V83ZM223 82V83H222ZM227 82V83H226ZM237 82H238V84H237ZM3 83V84H2ZM14 83V84H13ZM16 83V84H15ZM17 83H19L20 84V89H19V87H18V85L19 84H17ZM93 83V85L94 84H96L97 83V89L99 88V90H97V92H96V94H98V95H95L96 97H94L93 99H91V100H83V102H82V106L84 107V113L83 114H81V115H79V117H77V119H75V121L73 122V123H71L69 120H65V122L64 121H61V123L62 122H64V124H61L60 123V120L62 119H60L57 123L58 124H56L55 125V127L53 128V130L52 131H50V128H51V124H50V120L52 119V121L51 122H53L54 120H55V118L58 116V114H60L63 110H65L72 102H73V100L80 94V93H82L84 90H86L91 84ZM98 83L99 84H101V86L100 85H98ZM109 83H111L112 84V86L109 84ZM172 83V84H171ZM179 83H180V89L178 88V87H176V84H178L179 85ZM195 84L194 86H193V84ZM206 83V84H205ZM213 83H215V85L213 84ZM219 83V84H218ZM233 83H236V87L237 86H240V87H238V88H236L235 87V85H233ZM240 83V84H239ZM254 83H256V84H254ZM263 83V84H262ZM8 84V85H7ZM105 84V85H104ZM108 84V85H107ZM137 84V85H136ZM164 84V85H163ZM184 84H186V85H184ZM221 84H223L222 86H224L225 84H227L226 86V89L224 90V92H225V94L227 93V92H229V91H233V92H229V93H227V94H229V95H226V96H229V97H231V98H233V101L235 102L234 104L236 105H234L233 104V102L229 105V107L226 109V110H223V111H219L218 109H220V105L222 104V102H223V99L225 98V94H224V92H222L223 90V88H222V86H221ZM229 84H232L233 86H231V85H229ZM16 86L17 85V87H14V86ZM115 85L119 88V89H116L117 87H115ZM134 85H135V87H134ZM159 85V86H158ZM167 85H169V87L167 86ZM171 85V86H170ZM172 85L174 86L173 88H172ZM197 85H198V87H197ZM212 85H214V86H212ZM243 85V86H242ZM12 86L14 87V88H12ZM99 86V87H98ZM104 86V87H103ZM112 87V89H111V87ZM139 86V87H138ZM200 86H201V89H202V86H203V90L201 91V89H195V88H200ZM207 86V87H206ZM218 86V87H217ZM230 86L232 87V90H231V88H230ZM6 88V89H4V88ZM11 87V88H10ZM106 87V88H105ZM109 87H110V89L111 90H113L112 92L110 91V93H108L109 92ZM114 87V88H113ZM121 87V88H120ZM122 87H123V90H121V92L119 91L120 89H122ZM151 87V88H150ZM182 87V88H181ZM193 87H195V88H193ZM205 87H206V89H205ZM210 87H214V88H210ZM216 87V88H215ZM220 87V88H219ZM235 87V88H234ZM10 88V89H9ZM17 88V89H16ZM103 88V89H102ZM147 88H148V91H147ZM155 88V89H154ZM158 88V89H157ZM176 88L178 89V90H176ZM210 90H209V89ZM228 88V89H227ZM234 88V89H233ZM239 88H240V90H239ZM16 89V90H15ZM21 89H22V91H21ZM33 89V90H32ZM102 89V91L104 92V94L105 95H107L106 93H108V95L107 96H105L104 94H103V92H100V90ZM115 89V90H114ZM173 89V90H172ZM214 91V92H212V90ZM217 89V90H216ZM218 89H221V90H219L218 91ZM255 89V90H254ZM5 90H6V92H5ZM12 90V91H11ZM17 91V92H15V91ZM24 90V91H23ZM30 90H31V92H30ZM105 90V91H104ZM106 90H107V92H106ZM117 90L119 91V93L117 92ZM155 92H154V91ZM157 90V91H156ZM160 90H162L161 92H160ZM193 90V91H192ZM195 90V91H194ZM199 90V91H198ZM241 92V93H239V91ZM259 90V91H258ZM7 91H8V93H7ZM11 91V92H10ZM21 91V92H20ZM37 91V92H36ZM99 91V92H98ZM115 91H116V93H115ZM151 91V92H150ZM170 91V92H169ZM172 91H173V93H172ZM175 91H176V93H175ZM178 91V92H177ZM211 93H210V92ZM237 91V92H236ZM258 91V92H257ZM14 92V93H13ZM25 92V94L23 95V93ZM33 92V93H32ZM145 92V93H144ZM190 92V94H188ZM197 92H200L201 94H205L204 96L205 97H203V95H201L200 94V96L198 95V93ZM203 92V93H202ZM209 92V93H208ZM217 92V94H214V93H216ZM236 92V93H235ZM243 92V93H242ZM254 92V93H253ZM262 92H263V94H262ZM6 93H7V95H6ZM21 93H22V99H21ZM36 93V94H35ZM112 93H115V94H112ZM154 93H155V95H154ZM157 93V94H156ZM159 93V94H158ZM171 93V94H170ZM192 93H196L195 95H193ZM206 93H208V94H206ZM232 93H233V96H232ZM5 94V95H4ZM11 94L13 95V97L15 96V98L14 99H16L17 101H15L14 99H13V97L11 96ZM16 94V95H15ZM17 94H19V97H20V101H19V98H18V96H17ZM32 94V95H31ZM102 94V95H101ZM117 94V95H116ZM147 94V95H146ZM174 94V95H173ZM220 94H221V96H222V99H221V96H220ZM234 94H238V96L236 97V95L234 96ZM99 95H101L102 96V98H101V96H99ZM111 95H112V97H111ZM113 95L115 96V97H113ZM172 95H173V97H172ZM179 95V96H178ZM190 95V96H189ZM207 95H211V96H207ZM216 95V96H215ZM231 95V96H230ZM242 95V96H241ZM255 95V96H254ZM259 95H261L262 96V98H261V96H259ZM2 96V97H1ZM25 96V97H24ZM29 98H31V99H29ZM36 96H38V98H36ZM104 96V97H103ZM141 96H143V97H141ZM146 96V97H145ZM154 96H156V97H154ZM169 96H171V97H169ZM176 96V97H175ZM207 96V97H206ZM215 96V97H214ZM3 97H5V99H3ZM9 97L10 98H12L14 101V103L11 101V102H9L8 103V100H9ZM17 97V98H16ZM100 97V98H99ZM105 97H106V99H105ZM117 97H119V98H117ZM154 99H153V98ZM179 97V98H178ZM195 97V98H194ZM197 97V98H196ZM218 97H220V98H218ZM237 98V104H236V98ZM257 97V98H256ZM258 97L259 98H261L262 100H260V99H258ZM8 98V99H7ZM25 98H26V100H25ZM37 99L38 101H39V99H40V101H39V103H38V101L37 100H34V99ZM97 98V99H96ZM114 98H116V99H114ZM123 98V99H122ZM142 98V99H141ZM150 98V101L148 100V99ZM151 98H152V100H151ZM171 98V102H169L170 100L169 99ZM174 98V99H173ZM177 98V99H176ZM183 98V99H182ZM191 100H190V99ZM235 98V99H234ZM238 98H240V99H238ZM12 99H10V100H12ZM29 99V100H28ZM95 99V100H94ZM115 101H114V100ZM125 99V100H124ZM146 99V100H145ZM175 99H176V101H175ZM180 101H182V102H180ZM192 99H194V100H192ZM243 99V100H242ZM7 100V101H6ZM21 100H22V103H21ZM32 100V101H31ZM106 101L107 103H108V101H109V104L107 105V103L106 102H104V101ZM110 100H113L114 101V103L112 102V101H110ZM168 100V101H167ZM201 100V101H200ZM256 100V101H255ZM257 100H259V101H257ZM26 101V102H25ZM29 101L31 102L30 104H29ZM36 101H37V103H36ZM82 101V100H81ZM91 103H90V102ZM97 101H98V104L100 105L101 104V106L99 107V105L97 104ZM124 101V102H123ZM147 101V102H146ZM190 103H189V102ZM198 101H199V103H198ZM252 101V102H251ZM17 104H16V103ZM24 102V103H23ZM41 102H43V104L41 103ZM46 102V103H45ZM48 102H50V104L48 103ZM101 102V103H100ZM110 102H112V104H113V106L110 104ZM149 102V103H148ZM169 102V103H168ZM179 102V103H178ZM188 102V103H187ZM196 102V103H195ZM239 102H240V104H239ZM258 102V103H257ZM4 103V104H3ZM6 103V104H5ZM23 104V105H21V108L19 107L20 106V104ZM26 103H27V108L25 107L26 106ZM35 103V104H34ZM56 103V104H55ZM89 103H90V105L91 104H93L92 105V107L89 105ZM105 103V104H104ZM124 103V104H123ZM147 103V104H146ZM170 103H172L171 105H170ZM186 103V104H185ZM193 103V104H192ZM198 103V104H197ZM254 103V104H253ZM261 105H260V104ZM3 104V105H2ZM16 104V105H15ZM28 104L30 105V107L28 106ZM40 104H42V105H40ZM47 104H49V105H47ZM130 104H131V109H129L130 108ZM141 106H140V105ZM167 104V105H166ZM168 104H169V106H168ZM179 104V105H178ZM182 104H184V105H182ZM195 104H197V105H195ZM242 104V106H240ZM258 104V105H257ZM38 105H40V107L38 106ZM98 105V108L96 107ZM110 105V106H109ZM126 106V107H128V110H127V108L126 109H123L124 108V106ZM142 105H143V107H142ZM187 105V106H186ZM188 105L190 106V107H188ZM193 105H194V107H197V108H194L193 107ZM232 105H234L236 108H238L237 109V111H236V108H234V110H235V112H234V110H233V107L234 106H232ZM243 105H244V108H243ZM255 105H257L258 106V110L256 109V107L257 106H255ZM3 106H4V108H3ZM6 106V107H5ZM20 108V111L18 112L17 110H19V108ZM26 108H24V107ZM34 106H36L37 108H39V109H37L36 110V108L34 107ZM106 106V107H105ZM111 107V108H109V107ZM122 106V107H121ZM168 106V107H167ZM177 106V107H176ZM181 106L182 107H184V106H186V107H184V108H181ZM239 106H240V108H239ZM255 106V107H254ZM15 107H17V108H15ZM30 109H29V108ZM89 107H91V108H89ZM94 107V108H93ZM108 107V108H107ZM114 107H115V110H114ZM137 107V108H136ZM139 107V108H138ZM146 107H148L147 109H148V112H147V109L146 110H144ZM167 107V109L168 110H172L173 112V114H174V109L176 110V108H177V110L175 111V115H177V117L179 116V119L177 120V122H175V121H173V122H171V121H169L170 119L169 118H163L164 117V114L166 113V112H168V110L167 109H165ZM179 107V108H178ZM190 108V110H192V108L191 107H193L194 109H193V111H190L188 108ZM24 108V109H23ZM34 108H35V110L36 111H32V110H34ZM50 108V109H49ZM90 110H88V109ZM95 108H97V109H95ZM107 108V109H106ZM120 108V109H119ZM135 108V109H134ZM144 108V109H143ZM151 108V109H150ZM158 108V109H157ZM186 108V109H185ZM232 108V109H231ZM242 108V109H241ZM17 109V110H16ZM49 109V110H48ZM94 109V110H93ZM99 109V110H98ZM150 109V110H149ZM182 111H181V110ZM187 110V111H185V110ZM245 109V110H244ZM251 109V110H250ZM256 109V110H255ZM264 109V108H263ZM23 110V111H22ZM102 110V111H101ZM126 110V111H125ZM130 110V111H129ZM132 110V111H131ZM137 110H139V111H137ZM142 110V111H141ZM157 110V112L155 113L156 115H155V117L154 116H152V115H154V113H152V114H150V111L151 112H154V111H156ZM178 110H179V112H178ZM197 110V111H196ZM199 110V111H198ZM241 110V112H239ZM244 110V111H243ZM255 110V111H254ZM262 110V109H261ZM22 111V112H21ZM29 111V112H28ZM91 111H92V113H91ZM121 111V112H120ZM125 111V112H124ZM129 111V112H128ZM137 111V112H136ZM159 111L160 112H162V113H159ZM190 111V112H189ZM196 111V112H195ZM251 111V112H250ZM253 111V112H252ZM258 111V112H257ZM104 112V113H103ZM120 112V113H119ZM164 112V113H163ZM183 112V113H182ZM191 112H193V114L191 115ZM239 112V113H238ZM243 112V113H242ZM246 112V113H245ZM256 113V115H258V116H256L255 115V113ZM259 112H261V113H263V114H258ZM16 113H18V114H16ZM109 113V114H108ZM122 113V114H121ZM133 113V114H132ZM146 113V114H145ZM148 113V114H147ZM158 113L160 114V115H158ZM169 113H170V111H169ZM177 113V114H176ZM185 113V114H184ZM190 114L191 115V117L193 118H191L190 117V115H188V114ZM236 113V114H235ZM242 115H241V114ZM254 113V114H253ZM16 114V115H15ZM33 114V115H32ZM100 114H102V115H100ZM161 114H163V115H161ZM200 114V115H199ZM201 114H202V116H201ZM235 114V115H234ZM238 114V115H237ZM240 114V115H239ZM18 115H20V119H21V121L19 120V116ZM109 115H110V117H109ZM115 117H114V116ZM126 115V117L124 118V116ZM184 115H186V116H183ZM194 115V116H193ZM260 115V116H259ZM16 116V117H15ZM38 116V117H37ZM53 118H52V117ZM88 116V117H87ZM102 116V117H101ZM122 116V117H121ZM189 116V117H188ZM238 116V117H237ZM240 116H242V117H240ZM248 116V117H247ZM261 116H262V118H261ZM12 117H14L13 119H12ZM29 117V118H28ZM39 117H40V119H39ZM51 117V118H50ZM109 117V118H108ZM113 117V118H112ZM156 117H158V120L156 119ZM160 117L162 118L161 119V121H160V124H159V120H160ZM180 117H182V118H180ZM188 117V118H187ZM252 117H255V118H257V119H255V118H252ZM18 119L22 124H24L23 126H22V124L17 120H15V119ZM50 118V119H49ZM87 118V119H86ZM176 118V117H175ZM191 118V119H190ZM195 118V119H194ZM243 119V122H244V125H241V124H243V122L241 123L240 121H242V119ZM252 118V119H251ZM10 119H12V120H10ZM26 119V120H25ZM54 119V120H53ZM93 119V120H92ZM98 119V120H97ZM112 119V120H111ZM182 119V120H181ZM197 119H198V121H197ZM258 120V122L256 123V122H254L255 120ZM261 119V120H260ZM114 120V121H113ZM158 122H157V121ZM162 120H165V121H163V122H165V123H163L162 122ZM166 120H168L169 121V123H168V121H166ZM200 120V121H199ZM251 121V122H249V121ZM16 123V125H17V128L19 129H17L16 130V125L13 123ZM91 121V122H90ZM103 121V122H102ZM111 121V122H110ZM151 121V122H150ZM192 122V124H194V125H192V124H190L191 122ZM204 121V122H203ZM213 123H212V122ZM254 123H253V122ZM260 121H263V122H260ZM12 122L13 123V125H12V127L11 126H9V124ZM17 122H19L18 124H17ZM24 122V123H23ZM118 122V123H117ZM155 122H157L156 124V126L154 125L155 124ZM161 122H162V124H161ZM167 122V123H166ZM173 123V124H171V123ZM181 123V125H183V126H181V125H178L177 123ZM185 122V123H184ZM198 122H199V124L200 125H198ZM200 122H202V124L204 123V125H206L208 122H209V124H211L212 123V126H214V132L218 135V137L217 136H215V135H213L212 136V134L210 133V132H208L207 130H206V128H207V126L208 125H206V127H202L201 126V123ZM211 122V123H210ZM11 123V124H12ZM69 123V124H68ZM78 126V124H80L79 126H81V125H83V126H85V127H87L88 128V126L90 127L91 126V124L93 125V127L96 129L95 131L94 130H88L87 132H88V134L86 133H84V134H81L80 133V129L79 128H77L76 127V125ZM102 123L104 124V125H102ZM117 123V124H116ZM179 123V124H180ZM188 123L191 125H188ZM215 123V124H214ZM250 123V124H249ZM255 123H256V125H255ZM259 123V125L257 126V124ZM10 124V125H11ZM34 124V125H33ZM41 124V125H40ZM50 124V125H49ZM73 126H72V125ZM90 124V125H89ZM167 124H168V126H167ZM177 124V125H176ZM196 124L198 125V126H196ZM214 124V125H213ZM219 124V125H218ZM221 124V125H220ZM228 124H230V125H228ZM241 125V128H239L240 126H238L237 127V125ZM251 124H253V125H251ZM75 125V126H74ZM126 125V126H125ZM159 125V126H158ZM171 125V126H170ZM172 125H173V127H175V126H180V128L178 127L177 129H176V127L175 128H173L172 127ZM224 125V126H223ZM7 126L9 127L8 129H7ZM18 126H20V127H18ZM61 126V127H60ZM69 126H72L71 128H69ZM129 126V127H128ZM162 126V127H161ZM221 126V127H220ZM225 126L227 127V129H224L225 128ZM125 127V128H124ZM137 127H139L138 129H137ZM152 129H151V128ZM172 127V129L170 130V129H168V128H171ZM188 127V128H187ZM197 127V128H196ZM211 127V126H210ZM218 127V128H217ZM224 127V128H223ZM250 129H249V128ZM253 127V128H252ZM12 128V129H11ZM21 128V129H20ZM133 130H132V129ZM181 128H182V130H181ZM185 128V130H183ZM194 128H195V131L196 132H194ZM200 128V129H199ZM217 128V129H216ZM220 128H223L222 130L220 129ZM258 128H260V129H262L261 131H260V129H258ZM12 131H11V130ZM49 129V132H47V130ZM70 129H72V130H70ZM99 131H98V130ZM157 131H155V130ZM165 129L167 130V131H165ZM192 129V130H191ZM203 129V130H202ZM218 129H220V131L218 132ZM236 129V130H235ZM248 129V130H247ZM255 129H257V131L255 130ZM5 130H8L7 131V133H6V131ZM14 130L15 131H17V133L16 132H14ZM152 130V131H151ZM174 131L173 133H171V132H169V131ZM189 130H191V131H189ZM226 132H225V131ZM238 130V131H237ZM259 130V131H258ZM3 131H5V132H3ZM12 133H11V132ZM36 131V132H35ZM60 131V132H59ZM74 131V132H73ZM96 131H97V133H96ZM118 131V132H117ZM121 131V132H120ZM127 131H128V133H127ZM155 131V132H154ZM199 131V132H198ZM222 131V133H220ZM240 131V132H239ZM251 131V132H250ZM254 131H256L255 133H254ZM47 132V133H46ZM73 132V133H72ZM79 132V133H78ZM132 132H133V134H132ZM153 134H152V133ZM182 132V133H181ZM185 132V133H184ZM218 132V133H217ZM262 132V133H261ZM8 133H9V135L11 136V137H13V138H10V136H8ZM15 135H14V134ZM101 134L102 133V137L99 135V134ZM110 133V134H109ZM117 133V134H116ZM121 133V134H120ZM127 133V134H126ZM151 133V134H150ZM158 133V134H157ZM165 133V134H164ZM171 135H170V134ZM174 133H176V134H174ZM193 133H195V134H193ZM199 133V134H198ZM225 135H224V134ZM238 133V134H237ZM243 133V134H242ZM258 133H260V136H262V138H260V136H257L258 135ZM12 134H13V136H12ZM59 134V135H58ZM96 134V135H95ZM105 134V135H104ZM150 134V135H149ZM155 134V135H154ZM168 134H169V136H168ZM175 135V136H173V135ZM203 134V135H202ZM205 134H210L209 135V137L208 138H210V139H208L207 138V135H205ZM220 134H222L221 136H220ZM64 135V136H63ZM103 135H104V137H103ZM118 135V136H117ZM140 135V136H139ZM153 135V136H152ZM163 135H165V136H163ZM182 135V136H181ZM202 136V138H200L201 136ZM228 135V136H227ZM239 135V136H238ZM95 136V137H94ZM97 136H99V138L97 137ZM109 136V137H108ZM117 136V137H116ZM122 136V137H121ZM138 138H137V137ZM155 136H156V138L157 139H154L155 138ZM179 136V137H178ZM204 136V137H203ZM220 136V137H219ZM224 136H226V137H224ZM236 136V137H235ZM251 137V139H249L250 137ZM257 136V137H256ZM63 137V138H62ZM81 137H84L83 139H84V145L82 146V143L80 142V138ZM101 137V138H100ZM116 137V138H115ZM131 137H133L134 139H136V141L134 142L133 140V138H131ZM170 137H172L173 138V141L175 140V142H173L171 139L172 138H170ZM177 137V138H176ZM181 137H183L185 140H187V142H188V144H186L187 142L183 139V138H181ZM187 137V138H186ZM223 137V138H222ZM227 137H228V141H227ZM229 137H232L231 139L229 138ZM245 137V138H244ZM258 137H259V139H258ZM103 138V140H101ZM119 138V139H118ZM140 138V140H141V142L139 141V142H137L138 141V139ZM153 138V139H152ZM163 138V142H164V144H163V142H162V139ZM167 138H169L170 140V142L167 140ZM198 138V139H197ZM206 138V139H205ZM222 138V140H220V139ZM234 138V139H233ZM235 138H237V139H239V140H244L243 142L242 141H239V140H235ZM243 138V139H242ZM253 138H254V140H253ZM5 139H7V140H5ZM101 141H100V140ZM105 139H108L107 141L105 140ZM120 140V141H118V140ZM150 141H149V140ZM159 139H160V141H159ZM180 139H183L184 140V142H182ZM189 139V140H188ZM197 139V140H196ZM203 139H204V141H203ZM210 140V142L208 141V140ZM224 139V140H223ZM231 141H230V140ZM248 139V140H247ZM263 139V140H262ZM99 140V141H98ZM104 140H105V143H104ZM113 140V141H112ZM118 142H117V141ZM131 140V141H130ZM154 140H156V141H154ZM167 140V141H166ZM201 140V141H200ZM220 140V141H219ZM233 140V141H232ZM259 140V141H258ZM262 140V141H261ZM14 141V142H13ZM44 141V142H43ZM90 141H92V143H94V146H95V144H97L95 147L92 145L91 146V142ZM95 141V142H94ZM124 141L126 142L127 141V143H125L124 144ZM159 141V142H158ZM166 141V142H165ZM181 141V142H180ZM190 141V142H189ZM197 141H200V146H199V142H197ZM207 141H208V143H207ZM222 141H223V143L225 142H227V144L229 145V148H228V145L227 146H224V144L222 143ZM246 141V142H245ZM248 141H250V142H248ZM89 142V143H88ZM109 142V143H108ZM132 142V143H131ZM152 142V143H151ZM172 142V143H171ZM201 142H202V144H201ZM221 142V143H220ZM235 142V143H234ZM241 142V143H240ZM248 142V143H247ZM252 142H254V143H252ZM257 142V143H256ZM263 142V143H262ZM136 143H139L138 145L136 144ZM140 143H142V144H144V145H142V144H140ZM154 143V144H153ZM162 147V149H161V147L159 148V147H157L158 146V144ZM167 143H169L170 145H167ZM180 143H182V144H184L183 146H182V144H180ZM192 143V144H191ZM194 143V144H193ZM196 143V144H195ZM205 143H206V145H207V147H209L208 149L209 150H207V148L205 147V146H203L202 147V145L204 144L205 145ZM211 143V144H210ZM219 143L221 144V146H222V144H223V146L219 149L218 148V145H219ZM229 143H234V144H231V146H230V144ZM101 144H102V146H101ZM103 144H104V146H109V148H110V150L108 149V148H106V150L108 149L109 151H106L105 150V148L103 147ZM106 144V145H105ZM128 144V145H127ZM131 144H134V147L131 145ZM155 144H157L156 146H155ZM166 144V145H165ZM177 144V145H176ZM208 144H210V145H208ZM238 144L240 145L239 147H238ZM243 144V145H242ZM244 144L245 145H251V146H246V147H244ZM122 145H124V148H123V146ZM165 145V146H164ZM171 145H172V147H171ZM186 145V148L184 147ZM187 145H190L189 147L187 146ZM226 145V144H225ZM234 145V146H233ZM258 145L260 146V147H258ZM4 146H6V147H4ZM84 146H86V147H84ZM91 146V147H90ZM101 146V147H100ZM122 146V147H121ZM130 146V147H129ZM175 147V150L173 149L174 147ZM177 146V147H176ZM179 146V147H178ZM192 146V148H190ZM196 146H199V147H196ZM220 146V145H219ZM233 146V148H231L230 149V147H232ZM237 146V147H236ZM256 148H255V147ZM82 147H84V148H82ZM98 148L96 151H95V149L94 148ZM136 147H137V149H136ZM142 147V148H141ZM155 147V148H154ZM165 147H167V148H165ZM170 147V148H169ZM88 148H93L94 149V151L91 149H88ZM127 148V149H126ZM136 149V151L138 152V154H139V156H140V159H139V156H137L138 154H137V152H135V151H133V149ZM150 148V149H149ZM156 148H158L159 150H156ZM166 150H165V149ZM180 148V149H179ZM190 148V149H189ZM196 148V149H195ZM251 148V149H250ZM13 149V150H12ZM81 149H84V150H81ZM88 150V152H91V154L90 153H88L87 152V150ZM103 149L106 151H104V152H102L103 151ZM121 149V150H120ZM168 149V150H167ZM172 149L174 150V151H172ZM176 149H178V152L179 151H182L183 152V154H182V157H184V160H185V158L187 157V159L189 160V162L188 161H186V163H184V161H183V163H181L182 162V160H183V158H181L182 160H181V162H180V155H177L176 153H178L177 152V150ZM187 151H186V150ZM191 149H193L194 151L192 152V150ZM199 149H204V153H202L201 154V156H203L202 158L200 157V156H197L196 154H199L200 155V150ZM221 149H224L225 151L223 152V150L221 151ZM237 149V150H236ZM247 151H246V150ZM248 149L249 150H251L250 152H251V154H252V152H253V154L251 155L250 153H249V158H248ZM13 152H12V151ZM85 150H86V152H85ZM90 150V151H89ZM100 150V151H99ZM130 150V151H129ZM138 150H140V151H138ZM161 150V151H160ZM162 150H164V151H162ZM171 150V151H170ZM187 152V154H186V152ZM190 152H189V151ZM195 150H197V152H196V154H194L195 153ZM199 150V151H198ZM227 150H229V152L227 151ZM253 150V151H252ZM259 150V151H258ZM125 151H126V153H125ZM156 151V152H155ZM169 151H170V153H169ZM231 151V152H230ZM242 151H244V152H242ZM245 151H246V153H245ZM261 151V152H260ZM2 152V153H1ZM96 152H97V154H98V152L101 154V155H97L96 154ZM135 152V153H134ZM141 152V153H140ZM157 152L159 153V154H157ZM162 152V153H161ZM164 152H165V154L166 155H164ZM184 152H185V154L186 155H184ZM189 152V153H188ZM223 152V153H222ZM226 152V153H225ZM233 152V153H232ZM83 153H84V155H83ZM87 153H88V155H87ZM93 153V154H92ZM107 153H109V155H111V157L113 158H111V160H113L112 162H116V163H118V164H113L111 161H109V160H106V157L104 158V156H107L108 154ZM114 153H115V155H114ZM121 153V154H120ZM125 153V154H124ZM131 153V154H130ZM173 153H175V154H173ZM207 153V155L209 154V158L207 157V155H205ZM221 153V154H220ZM29 154V155H28ZM33 154V155H32ZM41 154V155H40ZM90 154V155H89ZM107 154V155H106ZM124 154V155H123ZM135 156H134V155ZM157 154V155H156ZM192 155L193 156V158L191 157V156H187V155ZM205 156H204V155ZM224 154V155H223ZM226 154V155H225ZM228 154V155H227ZM232 154V155H231ZM240 154H242V155H240ZM244 154V155H243ZM96 155V156H95ZM109 155H108V157L107 158H109L110 159V157H109ZM117 155V156H116ZM131 155H133L132 157H131ZM141 155H142V157L143 158H145V159H143V158H141ZM159 155V156H158ZM171 155V157H169ZM184 155V156H183ZM194 155H195V157H194ZM223 155V157L221 158V156ZM245 155H247V156H245ZM30 156V157H29ZM39 156H40V158H39ZM82 156V157H81ZM86 156H89V157H87V158H89V159H87L86 158ZM91 156V157H90ZM95 156V157H94ZM97 156H100V157H98V158H100V160L98 159V158H96ZM121 156V157H120ZM149 156V157H148ZM163 156H165V157H163ZM174 156V157H173ZM196 156L197 157H199V158H196ZM218 156V157H217ZM230 156L231 157H233V158H230ZM83 157H85V158H83ZM95 158L96 160V162L94 161V163H91V161L93 162V158ZM115 157V158H114ZM119 157V158H118ZM159 157V158H158ZM172 157H173V159L174 158H176V159H174V161L172 160ZM211 157V158H210ZM227 157H229L228 159H227ZM242 157H244L243 159H244V161L242 162L241 160H242ZM251 157V158H250ZM260 157V158H259ZM90 158H92V159H90ZM128 158V159H127ZM170 158H171V160H170ZM195 158V159H194ZM207 158V159H206ZM217 158V159H216ZM221 159L222 161H218L219 159ZM223 158H224V160L225 161H223ZM255 158H256V160H255ZM87 161H85V160ZM127 159V160H126ZM141 159H143V160H145V161H142ZM177 159H178V161H177ZM186 159V160H187ZM193 159V160H192ZM197 159H200L199 161L197 160ZM204 159V161L205 160H207V162H202V160ZM211 159V161H209V160ZM227 159V160H226ZM231 159V160H230ZM246 159L248 160V161H246ZM250 159V160H249ZM29 160V161H28ZM90 160V161H89ZM99 160V161H98ZM101 160H103V162L101 161ZM117 160H121V161H117ZM149 161V163L147 164V161ZM22 161H26L25 163L24 162H22ZM100 161H101V163H103V164H105L104 162H107L108 164H109V162L111 163V164H109V166L107 165V164H105V166L107 167H103V166H100V168L99 167H97L96 165H99L100 164ZM125 161V162H124ZM158 161V162H157ZM170 161V162H169ZM192 161V162H191ZM208 161H209V163H208ZM227 161H231V163L230 162H227ZM236 161V162H235ZM253 161V162H252ZM259 161L261 162V163H259ZM30 162V163H29ZM86 163V165H85V163ZM91 163V165H90V163ZM130 162H131V164H130ZM163 162V163H162ZM177 164H176V163ZM199 162H201V163H199ZM218 162V163H217ZM221 162V163H220ZM224 162H226L225 163V165H232L233 167H235L236 169H238V172L239 173H243V171H241V170H245L244 171V174H242V176L245 178L246 177V174H248V172L250 173V176H248L247 175V177L249 178V177H251L250 179H248L247 177H246V179L247 180H249L248 182H246L244 179V181L242 180H240L241 179V174H240V179H239V181H241L242 182V184H241V182H239V181H237V182H239V183H229L228 181L229 180H227L226 179V172H228V170L226 171V169L225 170H223L222 172H220V173H217L216 171L220 168V166H221V168L223 167V165H224ZM233 162V163H232ZM242 162V163H241ZM246 162V164H247V168H248V165H252V166H254L253 167V169H252V166H249V167H251V168H248L249 169V171L247 172V170L245 169V167H243V166H245L243 163H245ZM248 162V163H247ZM29 163V164H28ZM96 163V164H95ZM99 163V164H98ZM158 163V164H157ZM174 163V164H173ZM180 163V164H179ZM191 163V164H190ZM192 163L194 164V165H192ZM198 163L200 164V166H201V164H203L204 163V165H207V168L209 169V171L211 170L212 172H210V173H208L207 172V169H206V166H205V168H204V165L203 166H201V168L202 169H204V171L202 172V171H200V170H202V169H200V166L198 165ZM212 163V164H211ZM217 163V164H216ZM220 163V164H219ZM242 165H241V164ZM256 163H257V166H255L256 165ZM263 163V164H262ZM94 164H95V166H94ZM102 164V165H103ZM123 164V165H122ZM150 164L151 165H153V166H150ZM184 164V165H183ZM185 164H187V166L185 165ZM188 164H190V166L188 165ZM216 164V165H215ZM234 164V165H233ZM239 164V165H238ZM255 164V165H254ZM261 164V165H260ZM44 165V166H43ZM101 165V164H100ZM114 165V167L112 168V166ZM118 165V166H117ZM125 165V166H124ZM156 165H157V167H156ZM198 165V166H197ZM213 165H215L216 167H212ZM224 165V166H225ZM263 165V166H262ZM28 166H29V168H28ZM45 166H46V170H45ZM90 166H92V168H93V166L95 167V168H97V170L96 169H92ZM111 166V167H110ZM142 166V167H141ZM181 166V167H180ZM185 166V167H184ZM189 166V167H188ZM194 166H197L198 168H199V170H196V169H198V168H196V167H194ZM238 166H242L241 168H239ZM91 169H90V168ZM125 167V168H124ZM141 167V168H140ZM151 167H153V168H151ZM169 167V168H168ZM175 169H174V168ZM176 167H177V169H176ZM180 167V168H179ZM186 167H188V169L186 168ZM190 167H192V168H194L196 171H197V173H196V171H194V169L193 170H191L192 168H190ZM218 167V168H217ZM257 167V168H256ZM259 167H260V169H261V171H262V173H263V175H262V173H259V177H256L255 176V179H254V175L255 174H257L258 173V171L260 172V170H259ZM49 170H48V169ZM100 170H99V169ZM105 170H104V169ZM109 168V169H108ZM115 168H117V170L115 169ZM154 168H157V170L156 169H154ZM158 168H160V169H158ZM190 168V169H189ZM244 168V169H243ZM255 168V169H254ZM107 169V170H106ZM115 169V170H114ZM153 169V170H152ZM186 169H187V171L188 170H190V172H193V173H190L189 171V174H187L186 172ZM213 169V170H212ZM257 169V170H256ZM96 170V171H95ZM102 170L104 171V172H102ZM111 170H113V171H111ZM121 170V171H120ZM124 170V171H123ZM162 170H163V172H162ZM179 170V171H178ZM185 170V171H184ZM252 170H254L255 172L257 171V173H254V171H252ZM92 171V172H91ZM98 171V172H97ZM150 173H149V172ZM155 171V172H154ZM167 171H169V172H167ZM177 171V172H176ZM183 171V172H182ZM253 173H252V172ZM42 172H44V173H42ZM91 172V173H90ZM110 172V173H109ZM119 172V173H118ZM154 172V173H153ZM173 174H172V173ZM186 174H185V173ZM30 173V174H29ZM58 173V172H57ZM97 173V174H96ZM168 173H170V174H172V175H170V174H168ZM177 173V174H176ZM178 173H179V175H178ZM181 173H182V175H181ZM201 173H203V174H201ZM224 175H226V176H224ZM253 174V176H252V174ZM52 174V173H51ZM110 174H111V176H110ZM192 174H194V176H191ZM198 176H197V175ZM260 174L262 175L261 177H263V180H262V182H261V180H258V179H261L260 178ZM26 175H27V177L29 176V178H27L26 177ZM53 175V174H52ZM120 176L121 175V177H120V179L117 177V176ZM124 175V176H123ZM175 175H177V176H175ZM187 175H189V176H187ZM203 175V176H202ZM211 175H213V176H210ZM43 176V177H42ZM104 178H103V177ZM170 176V177H169ZM180 176H182V177H180ZM184 176V177H183ZM165 177V178H164ZM181 179H180V178ZM189 177V178H188ZM194 177V178H193ZM202 177V178H201ZM205 177V178H204ZM224 177V178H223ZM25 178H26V180H25ZM35 178V179H34ZM175 178H176V180H175ZM183 178V179H182ZM196 178V179H195ZM206 178H209L210 179V181H211V183H210V181H209V179L207 180V182L205 181L206 180ZM253 178V179H252ZM258 178V179H257ZM25 181H24V180ZM41 179H42V182H41ZM119 179V180H118ZM212 179H214V180H212ZM252 179V180H251ZM256 179L259 181V182H261V183H259L258 181H257V183H255V184H253L255 181H256ZM99 180V181H98ZM107 182H106V181ZM150 180H151V182H150ZM226 180V181H225ZM251 180V181H250ZM254 180V181H253ZM27 181V182H26ZM71 181V180H70ZM182 181H184L185 183L187 182V184H189V186L190 187H188L184 182H182ZM198 181V182H197ZM203 181V182H202ZM30 184H29V183ZM118 182V183H117ZM149 182V183H148ZM171 182V183H170ZM189 182V183H188ZM249 182H251L252 183V185L250 184H246V183H249ZM22 183V184H21ZM110 183V184H109ZM174 183V184H173ZM199 184V183H201L200 185H196V184ZM203 183V184H202ZM222 183L223 184H225V185H222ZM259 183V184H258ZM101 184V185H100ZM106 184V185H105ZM160 186H159V185ZM179 184V185H178ZM184 184V189H185V191H187V193H189L188 191H189V189H192V190H194L195 192H197V190H198V186H199V190H198V192H200V193H198V194H200V196L197 194V193H195L194 192V194H197V195H195L196 197H200L201 198V201L202 200H204V201H206V202H204V201H202V202H204V203H202L200 200H199V198L197 199V198H195V199H191V203H192V205H191V203L189 204V202H187V206H186V203H184L183 201H181L178 197L179 196H177V194L178 193H175V192H178V189L182 186ZM230 184V186H228ZM233 184V185H232ZM242 185V186H240L241 188L239 189V185ZM28 185H29V187H28ZM110 185V186H109ZM117 185V186H116ZM157 187H156V186ZM181 185V186H180ZM196 185V186H195ZM203 185H205V189L203 190L202 189V187L204 188V186ZM235 185H236V187L238 188V190H241L240 192L239 191H237L236 189V187H235ZM244 185H249V187H246V186H244ZM30 186H32V188L30 187ZM136 188H135V187ZM153 186H154V188H153ZM169 186V187H168ZM176 186H178V187H176ZM192 186H194V188H196V189H194ZM200 186H202L201 187V189H200ZM209 187V189H208V187ZM228 186V187H227ZM232 186V187H231ZM234 186V187H233ZM252 186V188H250ZM255 186V187H254ZM259 186H261V188L259 187ZM111 187V188H110ZM141 187H143V189L141 188ZM147 187V188H146ZM151 187H152V189H151ZM160 187V188H159ZM161 187H164L166 190H164V188H163V190L161 191ZM188 189H187V188ZM207 187V188H206ZM229 187H231V189L229 188ZM243 187V188H242ZM245 187V188H244ZM27 188L29 189V190H27ZM226 190H225V189ZM232 188H236V189H234V191H233V193L231 192L233 189ZM250 188V189H249ZM42 189V190H41ZM44 189V190H43ZM149 189V190H148ZM159 189L160 190V192L159 191H157V190ZM172 189V190H171ZM209 191H208V190ZM212 189V190H211ZM224 189V190H223ZM229 189V190H228ZM243 189V190H242ZM41 190V191H40ZM111 190V191H110ZM206 190V191H205ZM251 190V191H250ZM94 191V190H93ZM201 191H203V193L201 192ZM204 191H205V193H204ZM256 191V192H255ZM95 192V191H94ZM111 192V193H110ZM133 192H135V193H133ZM158 192V193H157ZM237 192V194H238V192H239V194L238 195H236L235 193ZM244 192V193H243ZM96 193V192H95ZM111 195H110V194ZM122 193V194H121ZM160 193H162V194H160ZM165 195H164V194ZM241 193V194H240ZM260 194V195H258V194ZM97 194V193H96ZM108 194H109V196L111 197H109L108 196ZM128 194V195H127ZM201 194H203V195H201ZM235 194V195H234ZM255 194V195H254ZM153 195H155V196H153ZM158 195V196H157ZM234 195V196H233ZM258 195V196H257ZM116 196H117V198H116ZM162 196V197H161ZM220 196H221V198H220ZM225 196V197H224ZM233 196V197H232ZM244 198H242V197ZM252 196V197H251ZM260 196V197H259ZM261 196H263V197H261ZM44 197V198H43ZM163 197H165L164 199H163ZM168 197H170V199L168 198ZM211 197V198H210ZM227 197V198H226ZM245 197H247V198H245ZM256 197H259V201H258V198H256ZM97 198L99 199V197H98V195H97ZM122 198V199H121ZM161 198V199H160ZM166 198H168V199H166ZM176 198H177V200H176ZM225 198L227 199V200H225ZM236 198V199H235ZM254 198V199H253ZM255 198H256V200L258 201V204H262V202H263V206L261 207V206H257V201L255 200ZM107 199V200H106ZM150 199H152V200H150ZM154 199L156 200V201H154ZM173 199V200H172ZM187 200H188V197L186 198ZM250 199V200H249ZM39 200V201H38ZM110 200V201H109ZM141 200H143L142 202H141ZM148 200H150V201H148ZM167 200V203H162L161 204V202H165ZM168 200H171V201H168ZM186 200V201H187ZM228 200H230V201H228ZM232 200V201H231ZM242 200V201H241ZM244 200V201H243ZM109 201V202H108ZM131 201H133V202H131ZM138 202L139 203V201H140V203L138 204L139 206H137V208H136V205H137V203L136 202ZM155 203H154V202ZM174 201V202H173ZM175 201H177V202H175ZM193 201V202H192ZM241 201V202H240ZM252 201H256L255 202V204L254 205H252ZM98 202H99V200H98ZM149 202H151V203H149ZM157 202H158V204H161V205H157ZM168 202H169V204L171 203L172 205H173V203H174V206L175 207H180L181 209H177V208H173L172 207V205L170 204H168ZM173 202V203H172ZM179 202V203H178ZM200 203V204H198V203ZM222 204H221V203ZM249 202V203H248ZM128 203V204H127ZM132 204V206H133V204H135L133 207L132 206H130L129 204ZM195 203V204H194ZM229 203V204H228ZM35 204H37L36 206H35ZM127 204V205H126ZM140 204H141V206H140ZM155 205V207L154 206H148V205ZM165 204H168V205H166L165 206ZM179 204V206H177ZM181 204H182V206H181ZM196 204H198V205H196ZM211 204L213 205V206H211ZM232 206H231V205ZM247 204H249V205H247ZM251 204V205H250ZM145 205V206H144ZM186 206V207H184V206ZM190 205V206H189ZM236 205V206H235ZM257 207H256V206ZM129 206V207H128ZM142 206H143V208H144V210H141L142 209ZM160 206H162V207H160ZM168 206V208H170V206L173 208V210L172 209H169V211H168V209L166 210V209H164L165 207H167ZM199 206H201V208L199 207ZM248 206H249V209H247L248 208ZM97 207H99V203H98V206ZM122 207V208H121ZM128 207V208H127ZM141 209H140V208ZM148 207V208H147ZM150 207V208H149ZM151 207H153V208H156L155 210L157 211V214H156V212H155V214H151V210H153V212L152 213H154V209L152 208L151 209ZM188 207V208H187ZM193 208V210L191 209V208ZM197 207V208H196ZM200 209H199V208ZM204 207V208H203ZM217 207V208H216ZM229 207V208H228ZM252 207V208H251ZM31 208H33L32 210H31ZM127 208V209H126ZM129 208H131L130 210H129ZM133 208V209H132ZM137 209V211H139V210H141V211H143V212H141V213H144V215L145 216H147V214L146 213H148V210H150L149 211V215L150 216H148L145 220L147 221V222H151V223H146V221L143 223L142 222V220H140L141 221V223H138L137 221L135 222V213H134V211H136V209ZM240 209V210H242L243 212L241 213V211L239 210V214L237 215V216H235L236 215V213H234L235 211L236 212H238V209ZM255 208V209H254ZM258 208H259V210L261 211V210H263V211H259L258 210ZM262 208V209H261ZM81 211H79V210ZM135 209V210H134ZM148 209V210H147ZM177 209V210H176ZM197 211H196V210ZM225 209H227L226 210V212H224V210ZM236 209V210H235ZM36 210V211H35ZM163 210V211H162ZM167 212H166V211ZM186 210H187V214H186ZM189 210V211H188ZM203 210H205V211H203ZM235 210V211H234ZM255 210V211H254ZM120 211V212H119ZM124 211V212H123ZM162 211V212H161ZM181 211V212H180ZM219 211V212H218ZM222 213H221V212ZM234 211V212H233ZM259 212L258 214H255L256 212ZM121 212H123V213H121ZM166 212V213H165ZM176 212H177V215H176ZM188 212H190L189 214H188ZM203 212V213H202ZM208 212V213H207ZM251 212V213H250ZM31 213V214H30ZM98 213V214H97ZM134 213V214H133ZM159 213V214H158ZM172 213H174V214H171ZM183 215H182V214ZM226 213L228 214V215H226ZM234 213V214H233ZM67 216H66V215ZM71 214H72V216H71ZM80 214V215H79ZM165 214V215H164ZM179 214H181L182 216H184V219H183V217L182 216H180ZM225 214V215H224ZM242 214H244V215H242ZM70 215V216H69ZM143 215V216H144ZM152 215H155V216H152ZM160 216L159 218H157L158 216ZM170 215V216H169ZM186 215H188L189 217H187ZM194 215V216H193ZM213 215V216H212ZM235 216L236 218H235V220H233L234 219V217H232L231 218V216ZM240 215V218L242 219H239V216ZM248 215V216H247ZM157 216V217H156ZM169 216V217H168ZM180 216V217H179ZM202 216V217H201ZM209 216V217H208ZM241 216H243V217H241ZM247 216V217H246ZM249 216H250V218H249ZM257 216V217H256ZM61 217V218H60ZM117 217V218H116ZM121 217V218H120ZM152 217H154V219H151ZM156 217V218H155ZM166 218L165 220H166V223L164 224H162L161 222L164 220V219H162V218ZM178 217V218H177ZM181 217H182V219H181ZM245 217V218H244ZM257 218V219H255L254 221L256 222H254V221H252L253 220V218ZM133 218V219H132ZM168 218H170V219H172V220H175V221H172V220H170V221H167V220H169ZM177 218V219H176ZM226 218V219H225ZM259 218V219H258ZM109 219V220H108ZM112 219V220H111ZM114 219V220H113ZM121 219H124V220H121ZM135 219V220H134ZM148 219V220H147ZM155 219H156V221H155ZM161 219V220H160ZM182 220V222H181V220ZM186 219H190V221L189 220H186ZM202 219V220H201ZM247 219V220H246ZM252 219V220H251ZM89 220L87 221V222H89ZM117 220H118V222H117ZM120 220V221H119ZM128 220V222H126V221ZM133 220V221H132ZM150 220H153V222L152 221H150ZM158 220H160V221H158ZM165 220H164V222H165ZM180 220V221H179ZM192 220V221H191ZM198 220V221H197ZM217 220V221H216ZM237 220V221H236ZM239 220H241V221H239ZM263 220V221H262ZM106 221H107V223H106ZM111 221V222H110ZM114 223H113V222ZM171 221H172V225H169V223H171ZM177 221V222H176ZM211 221V222H210ZM245 221L246 222H248V221H250V222H248V224H244V227H243V224H242V222L243 223H245ZM31 222H33V224L31 223ZM117 222V223H116ZM156 223L155 225L153 224V223ZM167 222H168V225H166L167 224ZM174 222V223H173ZM201 222V223H200ZM217 222V223H216ZM234 222V223H233ZM237 222V223H236ZM239 222V223H238ZM253 222H254V224H253ZM260 224H259V223ZM42 225H41V224ZM49 223H51V224H49ZM108 223H110V224H108ZM148 224V225H146V224ZM161 225H160V224ZM179 223V224H178ZM183 223H185V224H183ZM197 223H199V224H197ZM210 223H211V225H210ZM215 223V224H214ZM250 223H252V224H250ZM263 223V224H262ZM114 224V225H113ZM133 224L135 225V224H137V225H139V228H138V226L137 225H135V226H133ZM143 224V225H142ZM144 224H145V228H143L144 227ZM149 224H150V226H149ZM159 224V225H158ZM193 224V225H192ZM213 224V225H212ZM219 224V225H218ZM227 224V225H226ZM234 224V225H233ZM238 224V225H237ZM106 225V226H105ZM125 225V226H124ZM127 225V226H126ZM142 225V227H140ZM215 225V226H214ZM229 225V226H228ZM233 226V228H234V230H233V228H232V226ZM236 225H237V227H236ZM257 225V227H254V226H256ZM259 225H261L260 227H259ZM34 226V227H33ZM51 226V227H50ZM52 226H55L54 228H55V230H52ZM108 226V227H107ZM130 226H132V227H130ZM154 226V227H153ZM157 226V227H156ZM167 226V227H166ZM169 226H171V228H169L168 229V227ZM207 226V227H206ZM213 226V227H212ZM217 226H219V227H221V228H219V227H217ZM224 226V227H223ZM247 226V227H246ZM248 226H250V228L248 227ZM263 226V227H262ZM47 227V228H46ZM147 227H150V228H147ZM166 227V228H165ZM190 227V228H189ZM192 227V228H191ZM199 227H200V229H199ZM253 227V228H252ZM260 228V230H259V228ZM48 228H49V230H48ZM53 228V229H54ZM83 228V227H82ZM188 228V229H187ZM197 228V229H196ZM206 228V229H205ZM224 228H225V230H224ZM236 228H238L237 230H235ZM250 230H249V229ZM258 228V230H259V232H260V234H259V232H258V230L256 231V229ZM42 231H41V230ZM160 229H162V230H160ZM190 229V230H189ZM202 229H204V231H202ZM213 229V230H212ZM214 229H215V231H214ZM217 229V230H216ZM219 229V230H218ZM221 229V230H220ZM52 230V231H51ZM58 230H62V232L64 231V232H66V236H65V238L63 237V235H60V231H58ZM81 230V229H80ZM145 230H147V231H145ZM161 231L160 233H159V231ZM164 230V231H163ZM196 230V232H199L198 230H201L200 231V233H202V234H199V233H197V235L198 236H200L201 235V239L198 237V236H196V232L194 233V232H191L192 234H190V232L189 231H195ZM206 230V231H205ZM224 230V231H223ZM244 230V231H243ZM246 230V231H245ZM251 230H252V232H251ZM263 230V232H261ZM47 231V232H46ZM48 231H50V232H48ZM57 231V232H56ZM219 231V232H218ZM227 231V232H226ZM254 231V232H253ZM38 232V233H37ZM99 233V234H97V233ZM165 232V233H164ZM173 232V233H172ZM204 232V233H203ZM207 232V233H206ZM235 232V233H234ZM245 232V233H244ZM247 232V233H246ZM250 232V233H249ZM43 233V234H42ZM52 233H55V235L54 234H52ZM104 233H105V235H104ZM172 233V234H171ZM211 233V234H210ZM218 233H221V234H218ZM226 233H228V234H226ZM232 233V234H231ZM255 235H253V234ZM262 233V234H261ZM37 234V235H36ZM57 234V235H56ZM146 234V235H145ZM168 234V235H167ZM208 234V235H207ZM214 234V235H213ZM217 234V235H216ZM224 234H225V236H224ZM233 234L234 235H236V236H233ZM238 234V235H237ZM252 234V235H251ZM257 234H259L258 236H257ZM45 235L47 236V238H48V236H49V240H47L46 239V237H45ZM170 235V236H169ZM191 235V236H190ZM210 235H211V237H210ZM213 235V236H212ZM219 235V236H218ZM222 235V236H221ZM228 235H229V237H228ZM249 235V236H248ZM261 235H263V237L261 236ZM103 236V237H102ZM105 236V237H104ZM132 236H133V238H132ZM148 236V237H147ZM162 236V237H161ZM173 236V237H172ZM175 236V237H174ZM194 236V237H193ZM195 236H196V238L197 239H195ZM204 236V237H203ZM216 236V237H215ZM45 237V238H44ZM145 237V238H144ZM188 237L191 239H189L188 240ZM205 239V240H203V238ZM214 237V238H213ZM226 237H227V240H225L226 239ZM232 237H233V239H232ZM254 237H255V239H254ZM260 237V238H259ZM37 238V239H36ZM104 238V239H103ZM108 238V239H107ZM113 238V239H112ZM116 238H117V241H116ZM149 240V242H148V240ZM163 238V239H162ZM167 238V239H166ZM187 238V239H186ZM198 238H199V241H198ZM213 238V239H212ZM216 238H218V239H216ZM247 238H249V239H247ZM254 239V241H253V239ZM256 238H258V239H256ZM44 239H45V241H44ZM107 239V240H106ZM144 241H143V240ZM146 239V240H145ZM159 239V240H158ZM162 239V240H161ZM175 239V240H174ZM181 239L184 241H181ZM220 239V240H219ZM222 239V240H221ZM223 239H224V241H223ZM229 239H230V241H229ZM237 240V244H236V240ZM243 239H245V240H243ZM250 239H252V240H250ZM22 241V243H20L21 241ZM74 240H75V238H74ZM110 240H113L112 241V243H111V241ZM164 240V241H163ZM173 240H174V243H173ZM195 240L197 241V243L195 242ZM235 240V241H234ZM262 240V241H261ZM47 241V242H46ZM186 241H189V242H187L186 243ZM204 241V243H202L204 246H202V244H200V245H198V243H200V242H203ZM212 241H216L217 243H215V242H212ZM225 242L227 245H225V243H223V242ZM252 241V242H251ZM26 243L25 244V246H24V244L23 243ZM28 242V243H27ZM46 242V243H45ZM116 242V243H115ZM124 242V243H123ZM127 242V243H126ZM128 242H129V244H128ZM142 242H146L145 244L143 243L142 244ZM165 242L167 243V244H165ZM173 244V246H171V243ZM207 242V243H206ZM212 242V243H211ZM243 242L244 243H246V244H243ZM259 242V245L257 244L256 245V243H258ZM50 245H49V244ZM67 243H68V241H67ZM112 245H111V244ZM123 243V244H122ZM126 243V244H125ZM141 243V244H140ZM176 243V244H175ZM184 243V244H183ZM185 243L186 244H189V245H185ZM193 243V244H192ZM239 243V244H238ZM32 244H33V246H34V248H32L33 246H32ZM45 244V245H44ZM125 244V245H124ZM133 244V245H132ZM165 244V245H164ZM231 244V245H230ZM233 244V245H232ZM39 245V246H38ZM68 245H69V243H68ZM116 245H117V248H116ZM131 247H130V246ZM150 245V246H149ZM166 245L168 246V248L166 247ZM229 245V246H228ZM235 245H236V248H235ZM243 245V246H242ZM250 245H251V247H250ZM263 247H261V246ZM31 246V247H30ZM44 246V247H43ZM48 246V247H47ZM50 246H51V248H50ZM113 246H115V247H113ZM124 246V247H123ZM142 246V247H141ZM143 246H144V248H143ZM146 246H149V247H146ZM172 247V249H171V247ZM187 246V247H186ZM202 246V247H201ZM240 246V247H239ZM245 246V247H244ZM24 247H26V248H24ZM69 247H70V245H69ZM125 247H126V249H125ZM155 247V248H154ZM169 247H170V249L171 250H173L174 251V253H173V251H171L170 249H169ZM194 247V248H193ZM198 247H200V248H198ZM239 247V248H238ZM243 247V248H242ZM247 247H248V249H250L249 250V253H248V249H247ZM250 247V248H249ZM256 247L258 248V249H256ZM259 247H261L262 248V250H261V248L259 249ZM46 250H45V249ZM48 248V249H47ZM71 248V247H70ZM78 248V247H77ZM114 248H116V249H114ZM137 248V249H136ZM140 248V249H139ZM142 248V249H141ZM147 248V249H146ZM152 248H153V250H152ZM161 248L163 249V250H161ZM203 248V249H202ZM50 249V250H49ZM125 249V250H124ZM130 249V250H129ZM134 249H136L135 250V253H134ZM149 249V250H148ZM152 251H151V250ZM177 249H178V251H177ZM184 249V250H183ZM193 249H198L199 251H201V252H199L198 250H193ZM23 250V251H22ZM49 250V251H48ZM71 250H72V248H71ZM91 250H93L92 252H91ZM117 250V251H116ZM144 250V251H143ZM161 250V251H160ZM204 250V251H203ZM34 251V253H31V252H33ZM48 252V254H47V252ZM149 251H151L150 253H149ZM168 251L170 252V254H167L168 253ZM183 253H182V252ZM198 251V252H197ZM255 251V253H252L251 254V252H254ZM256 251H257V253H256ZM39 252V253H38ZM46 252V253H45ZM78 252H79V250H78ZM141 252V253H140ZM146 252V253H145ZM162 252V253H161ZM245 252H247V253H245ZM72 253H73V258H74V264H76V260H75V256H74V251L72 250ZM93 253H95L94 255H93ZM112 253V254H111ZM114 253V254H113ZM119 253V254H118ZM132 253H133V255H132ZM141 255V256H139V254ZM143 253V254H142ZM156 254V255H154V254ZM166 253V254H165ZM189 255H188V254ZM243 253V254H242ZM39 254V255H38ZM116 254H117V256H118V258H116V257H114V256H116ZM134 254H136V256L134 255ZM163 254V255H162ZM165 254V255H164ZM173 254V255H172ZM182 254V255H181ZM193 254V255H192ZM199 254V255H198ZM202 254V255H201ZM246 254H248V255H246ZM254 254H256V256L254 255ZM46 255V256H45ZM47 255H48V259H46V257H47ZM80 255V254H79ZM92 255L93 256H95V255H97V256H95V257H93L92 258ZM142 255L143 256H145L144 258L142 257ZM150 255V256H149ZM167 255H170V256H172V257H170V256H167ZM176 255V256H175ZM243 255V256H242ZM245 255H246V257H245ZM250 255V256H249ZM31 256V257H30ZM42 256L44 257V258H42ZM107 258H105V257ZM135 256V259L136 260H133L134 257ZM153 256V257H152ZM157 256V257H156ZM166 258H165V257ZM188 256V257H187ZM194 256H196L195 258H194ZM208 256V257H207ZM211 256H212V258H211ZM252 256V257H251ZM80 257V256H79ZM103 259V260H101V258ZM121 257V258H120ZM184 257V258H183ZM200 257V258H199ZM207 257V258H206ZM243 257V258H242ZM245 257V258H244ZM248 257H250V258H248ZM255 259H254V258ZM25 258V259H24ZM49 258H50V260H49ZM100 259V260H98V259ZM142 258V259H141ZM171 258H173V259H171ZM192 258V259H191ZM202 258V259H201ZM249 260H251V261H249ZM262 258V259H261ZM23 259V260H22ZM29 259H30V262H29ZM33 259V260H32ZM57 259H60V262H59V260H57ZM61 259L63 260V263H62V261H61ZM96 259V260H95ZM124 259V260H123ZM130 259V260H129ZM149 261H148V260ZM187 259V260H186ZM209 259H211V260H209ZM246 259V260H248V261H246L245 260V262H244V260ZM164 260V261H163ZM173 261V262H171V261ZM195 261V262H192V261ZM206 260H208V261H206ZM213 260V261H212ZM260 260V261H259ZM38 261V262H37ZM46 261V262H45ZM50 261V262H49ZM56 261V262H55ZM80 261H81V258H80ZM97 261V262H96ZM108 261V262H107ZM113 261V262H112ZM135 261V263H133ZM182 261V262H181ZM186 261H188V263L186 262ZM204 261V262H203ZM263 261V262H262ZM52 262H54V263H52ZM103 262V263H102ZM118 262V263H117ZM150 262V263H149ZM210 262V263H209ZM258 262V263H257ZM262 262V263H261ZM159 263V264H160ZM65 264H67V263H65ZM82 264V263H81ZM153 264V263H152Z\"/></svg>",
  "mask_w": 264,
  "mask_h": 264
},
{
  "label": "bare ground",
  "instance_id": "bare-ground-1",
  "mask_svg": "<svg viewBox=\"0 0 264 264\" xmlns=\"http://www.w3.org/2000/svg\"><path fill=\"white\" fill-rule=\"evenodd\" d=\"M18 1H20V0H10V2H9V4H10V10H11L10 12H11V14L13 15V17L15 18V20L17 21V25L20 26V27L22 28V26H23V21H22V18H21V17H22V14L20 13L21 10L19 11V3H20V2H18ZM22 1H23V2L25 1V2H26L27 0H22ZM61 1H62V0H61ZM66 1H67V0H66ZM80 1H82V0H80ZM86 1H87V0H86ZM110 1H111V3H112L113 0H110ZM133 1H135V0H132V2H133ZM137 1H138V0H137ZM154 1H156V0H154ZM154 1H153V2H154ZM166 1H167V0H166ZM177 1H178V2H177ZM182 1H183V0H182ZM186 1H188V0H186ZM186 1L183 2V3H186L187 5H188L191 1H193V3L196 2V0H195V1H194V0L188 1L189 3H187ZM203 1H206V0H203ZM203 1H202V2H203ZM212 1H213V0H212ZM212 1H211V2H212ZM217 1H218V0H217ZM231 1H232V0H231ZM237 1H238V3H239V0H237ZM258 1H259V0H258ZM23 2L21 3V5L23 4ZM73 2H74V1H73ZM78 2H79V0H78ZM83 2H85V0H83L82 3H83ZM91 2H92V1H91ZM93 2H94V1H93ZM135 2H136V1H135ZM145 2H147V1L145 0ZM158 2H160V1L158 0ZM162 2H165V0H164V1L162 0ZM168 2H169V1H168ZM171 2H173V1H171ZM176 2H177V5H178V3H180L181 1L179 2V0H176ZM176 2H174V3H176ZM206 2H207V1H206ZM219 2L221 3L222 1L219 0ZM219 2H217V3H219ZM223 2H224V1H223ZM226 2H227V1H226ZM232 2H234V1H232ZM246 2H247V1H246ZM263 2H264V1H263ZM56 3H57V2H56ZM67 3H68V2H67ZM69 3H70V1H69ZM85 3H86V2H85ZM105 3H106V2H105ZM105 3L103 2V4H102V3H101V4L104 5ZM108 3H109V2H108ZM108 3L105 4V7L108 5ZM127 3H128V1H127ZM133 3H134V2H133ZM147 3H149V1H148ZM150 3H152V0H151ZM150 3H149V5H150ZM174 3H173V4H174ZM181 3H182V2H181ZM181 3H180V4H181ZM196 3L198 4V3H199V0H197ZM196 3H194V4H196ZM235 3H236V2H235ZM247 3L250 4V1L248 0ZM258 3H259V2H258ZM59 4H60V3H59ZM59 4H58V5H59ZM74 4H76V3H74ZM80 4H81V3H80ZM92 4H93V3H92ZM112 4H113V5H112ZM112 4H111V5H112L113 7L117 8V7L114 5V4H115V1H114ZM122 4H123V3H122ZM138 4H139V3H138ZM145 4H146V3H145ZM163 4H164V3H160V4L155 3V4H151V6H149V5L147 6V5H146L147 8L150 10V16H149L148 18H153V17H155L156 13H157V14H158V13H161L160 10L162 9ZM168 4H170V3H168ZM171 4H172V3H171ZM171 4H170V5H171ZM191 4H192V2H191ZM191 4H189V5H191ZM207 4H210V2H209V3H206V5H207ZM213 4H214V3H213ZM221 4H222V3H221ZM229 4H230V3H229ZM244 4L246 5V3H244ZM251 4H252V3H251ZM251 4H250V5H251ZM263 4H264V3H263ZM81 5H82V4H81ZM81 5H80L79 7H81ZM93 5H94V4H93ZM95 5H96V4H95ZM109 5H110V3H109ZM116 5L118 6L119 4L116 3ZM141 5H142V4H141ZM143 5H144V3H143ZM143 5H142V6H143ZM184 5H185V4H183V6H182L183 8H184ZM199 5H200V7H202L201 5H204V4H199ZM217 5H218V4H217ZM217 5L215 4L214 7L217 6ZM224 5H225V4H224ZM227 5H228V4H227ZM234 5H235V4H234ZM237 5H239V4H237ZM245 5H244V7H245ZM260 5H261V4H260ZM23 6H24V4H23ZM54 6H55V4H54ZM68 6H70V5H68ZM71 6H72V5H71ZM119 6H120V5H119ZM119 6H118V7H119ZM127 6H128V5H127ZM133 6H134V5H133ZM144 6H145V5H144ZM164 6H165V5H164ZM175 6H176V5H175ZM195 6H196V5H195ZM195 6H194V7H195ZM211 6H212V5L210 4V7H211ZM231 6H232V5H231ZM231 6H229V7H231ZM248 6H249V5H248ZM262 6H264V5H262ZM100 7H101V6H100ZM107 7H108V9H107V11H108V10L110 9V6H107ZM113 7H111V8H113ZM150 7H151V9H150ZM191 7H192V6H191ZM197 7H198V5H197ZM219 7H222V5H221V6L219 5ZM235 7H236V6H235ZM251 7H252V6H251ZM74 8H75V7H74ZM124 8H125V7H124ZM124 8H123V9H124ZM144 8H145V7H143V10H146V9H147V8H146V9H144ZM164 8H165V7H164ZM166 8H167V7H166ZM171 8H172V6H171L170 8H168V9L171 10ZM175 8H176V7H175ZM183 8H181V9H179V10H182ZM202 8H203V7H202ZM206 8H207V6H206ZM206 8H205V9H206ZM208 8H209V7H208ZM212 8H213V7H212ZM225 8H226V7H225ZM227 8H228V6H227ZM236 8H238V7H236ZM236 8H234V9H236ZM242 8H243V7H242ZM242 8L240 7V9L243 10V14H244V8H243V9H242ZM246 8H247V5H246ZM254 8H255V7H254ZM21 9H22V7H21ZM66 9H67V8H66ZM72 9H73V7H72ZM80 9H81V8H80ZM92 9H93V8H92ZM92 9L89 10V11L91 12V14H92V12H93V11H91ZM117 9H119V8H117ZM120 9H121V7H120ZM120 9H119V10H120ZM136 9H137V8H136ZM138 9H139V8H138ZM186 9H188V8H186ZM195 9L197 10V8H195ZM198 9H199V8H198ZM216 9H218V11H219L220 9H223V8H220V9H219L218 6H217V7L215 8V10H216ZM228 9H229V8H228ZM228 9H225V10L228 11ZM234 9H232V10L234 11ZM252 9H253V8H252ZM52 10H53V9H52ZM74 10H75V9H74ZM94 10H95V9H94ZM100 10H101V12H102L103 10H106V9H101V8H100V9H99V12H100ZM114 10H115V9H114ZM114 10H113V11H114ZM121 10H122V9H121ZM170 10H169V11H170ZM172 10L174 11V9H172ZM177 10H178V9H177ZM177 10H175V12H177ZM191 10H192V8H191ZM191 10H189V11L192 12ZM203 10H204V9H203ZM203 10H202V11H203ZM237 10H239V9H237ZM237 10H235V11H237ZM241 10H240V12H241ZM245 10H247V9H245ZM250 10H251V8H250ZM67 11H68V10H67ZM71 11H72V10H71ZM75 11H76V10H75ZM97 11H98V10L96 9V11H94V13L97 12ZM123 11H124V10H123ZM129 11H130V10H129ZM159 11H160V12H159ZM164 11H166V10H164ZM173 11H172V12H173ZM198 11H201V10L199 9ZM202 11H201V12H202ZM211 11H212V10H211ZM218 11H217V12H218ZM251 11H253V10H251ZM47 12H48V11H47ZM51 12H52V11H51ZM81 12H82V10H81ZM83 12H84V11H83ZM86 12H87V11H86ZM90 12H87V13H85V14H90ZM116 12H117V11H116ZM181 12H182V11H181ZM185 12H186V14H187V11H186V10H185ZM185 12H184V13H185ZM190 12L186 15L187 17L191 15ZM194 12L196 13V11H194ZM207 12H208V11H207ZM220 12H221V10L219 11V13H220ZM247 12L249 13V10H248ZM253 12H254V11H253ZM256 12H257V11H256ZM256 12H255V13H256ZM49 13H50V12H49ZM69 13H71V12H69ZM69 13H68V14H69ZM94 13H93V15H94ZM97 13H98V12H97ZM107 13H108V12H107ZM107 13H106V15H107ZM110 13H111V12H110ZM110 13H109V14H110ZM117 13H118V12H117ZM127 13H129V12H127ZM127 13H126V14H127ZM141 13H142V12H141ZM147 13H148V12H147ZM162 13H164V12H162ZM173 13H174V12H173ZM178 13L181 15V13H180L179 11H178ZM178 13H175V14H178ZM198 13H199V12H198ZM203 13H205V12L203 11ZM203 13H202V14H203ZM215 13H216V12H215ZM231 13H232V12H231ZM235 13H236V12H235ZM235 13H233V15H234ZM237 13H239V12H237ZM245 13H246V12H245ZM255 13H254V14L252 13V15H255ZM259 13H260V12H259ZM20 14H21V15H20ZM83 14H84V13H83ZM98 14H99V13H98ZM102 14H103V12H102ZM102 14H101V15L99 14V15H100V18H101L105 13H104L103 15H102ZM148 14H149V13H148ZM148 14H146V16H148ZM182 14H183V13H182ZM202 14H201V15H202ZM205 14L208 15V13H205ZM209 14H210V10H209ZM213 14H214V13H213ZM213 14H212V15H213ZM223 14H224V12H223ZM225 14H226V13H225ZM246 14H247V13H246ZM257 14H258V13H257ZM71 15H72V13H71ZM75 15H76V14L73 13L72 16H74V19H73V20L76 22V21H78L80 18H79V17H78V18H75V17H76ZM99 15H98V16L95 15V16L97 17V18H95V19H99V20H100V18H98ZM130 15H131V14H130ZM132 15H134V14H132ZM153 15H154V16H153ZM162 15H163V14H162ZM164 15H165V14H164ZM199 15H200V14H199ZM199 15H198V18L201 19V18H200L201 16L199 17ZM203 15H204V14H203ZM210 15H211V14H210ZM233 15H231V16L233 17ZM239 15H240V13H239ZM250 15H251V14H250ZM250 15H249V16H250ZM261 15L263 16V13H262ZM87 16H88V15H87ZM104 16H105V15H104ZM115 16H118V15H115ZM126 16H127V15H126ZM140 16H141V15H140ZM144 16H145V15H144ZM156 16L159 17V15H156ZM160 16H161V15H160ZM165 16H166V15H165ZM182 16H183V17H182ZM193 16H194V15H193ZM196 16H197V15H196ZM204 16H205V15H204ZM204 16H203V18H204ZM220 16H221V15H220ZM223 16H224V15H223ZM225 16H227V17L229 16V15H228V12H227V15H225ZM225 16H224V17H225ZM231 16H230V17H231ZM236 16H238V15H235V17H236ZM240 16H243V15H240ZM244 16H245V14H244ZM258 16H259V15H258ZM69 17H71V16H69ZM88 17H89V16H88ZM92 17H93V16H92ZM105 17H108V16H105ZM129 17H130V16H129ZM132 17H133V16H132ZM163 17H164V16H163ZM170 17H171V16H170ZM176 17H177V15H176ZM178 17H179V16H178ZM207 17H209V16H207ZM216 17H217V16H216ZM224 17L221 18V19H225V18H226V17H225V18H224ZM245 17H246V16H245ZM250 17H251V16H250ZM72 18H73V17H72ZM81 18H82V16H81ZM109 18H110V17H109ZM113 18H114V17H113ZM155 18H156V17H155ZM168 18H169V17L167 16V19H168ZM180 18H183V19H184V15H181ZM228 18H229V17H228ZM233 18H234V17H233ZM233 18H231V20H237V19H233ZM237 18H238V17H237ZM254 18H255V17H254ZM259 18H260V19H263V18H261V16H259ZM19 19H20V20H19ZM75 19H78V20H75ZM89 19H90V18H89ZM103 19H104V17L102 18V20H103ZM128 19H129V18H128ZM135 19H136V18H135ZM159 19H160V18H159ZM161 19H162V17H161ZM165 19H166V18H164V21L167 20V19H166V20H165ZM174 19H175V18H173V22L175 23V20H174ZM183 19H181V21H182ZM191 19H192V18H191ZM194 19H195V18H194ZM194 19H192V20H194ZM199 19H196V20L199 21ZM216 19H218V18H216ZM221 19H220V20H221ZM229 19H230V18H229ZM229 19H228L227 21H230ZM249 19H250V18H249ZM252 19H253V18H252ZM257 19H258V17H256L254 20L257 21ZM69 20L72 21L71 19H69ZM81 20H82V19H81ZM99 20H98V21H99ZM105 20H106V18H105ZM107 20H108V19H107ZM119 20H120V19H119ZM130 20H131V19H130ZM144 20H145V19H144ZM144 20H143V21H144ZM152 20H153V19H152ZM155 20H158V19H155ZM185 20H186V18H185ZM185 20H183V21H185ZM208 20H210V21H207V20H206V21H207L208 23H210V22L212 21V18H211V19H208ZM214 20H215V19H214ZM214 20H213V21H214ZM220 20H219V24H222V22L220 23ZM263 20H264V19H263ZM263 20H261V21H263ZM74 21H73L72 24H71V28H69V29H70V32H71V33L69 32V33L71 34V38H70V37H69V38L72 39V38L74 37L72 40H75V39L77 38V37L75 38V36H74V33L76 34V31H75V30H76L78 27H79V28L81 27V26L79 25V24H80V23H79L80 20H79V22H78L79 24H78L77 22L75 23ZM86 21H87V24H88V23H89L90 21H92V20H86ZM88 21H89V22H88ZM98 21H97V22H98ZM100 21H101V20H100ZM114 21H115V19H114ZM126 21H127V20H126ZM137 21H138V20H137ZM143 21H142V22H143ZM145 21H146V20H145ZM145 21H144V22H145ZM164 21L161 20V22H163V23H164ZM169 21H170V18H169ZM198 21H197V22H198ZM202 21H205V20H200L199 22H201V24H202V23H203ZM217 21H218V20H217ZM217 21H215L216 25H217ZM222 21H223V20H222ZM227 21H226V22H227ZM239 21H241V20H239ZM239 21H238V22L231 21V22L234 24V23H239ZM245 21H246V20H245ZM245 21H244L243 23H245ZM247 21H248V20H247ZM251 21H252V20H251ZM258 21H259V20H258ZM261 21H259V22H261ZM93 22H94V20H93ZM95 22H96V20H95ZM95 22L93 23L94 27H95V24H96ZM104 22H105V21H103V22L101 21V22H99V23H100V24H101V23L103 24ZM122 22H123V20H122ZM140 22H141V21H140ZM148 22H149V21H148ZM166 22H168V21H166ZM194 22H195V21H194ZM199 22H198V23H199ZM223 22H224V21H223ZM263 22H264V21H263ZM263 22H262V23H263ZM82 23L84 24V20H83ZM82 23H81V25H82ZM130 23H131V21H130ZM154 23L156 24V22H154ZM170 23H171V22H170ZM170 23L168 22V24H166L167 26H166V25L163 26V27L165 28V30H164V29H162V30L160 29L161 31H164V33H163L162 35H164L165 33H167V34H166V36H167V35H169V32H170V31L172 32L174 29H177V28H171L173 25H172V23H171V25H172V26H171ZM174 23H173V24H174ZM186 23H188V20H187ZM189 23H190V22H189ZM191 23H193V21H192ZM191 23H190V24H191ZM204 23H205V22H204ZM208 23H206V25H202V26H203V27H204V26H207V25L210 26ZM212 23H214V22H212ZM215 23H214V24H215ZM228 23L230 24V22H228ZM241 23H242V22H241ZM241 23H240V24H241ZM243 23H242V25H243ZM246 23H247V22H246ZM246 23H245V25H246ZM89 24H91V23H89ZM97 24H98V23H97ZM100 24H99V27H98V25H97V27H98L97 30H99V31L102 30V29H101V28H102V27H101L102 25L100 26ZM107 24H108V23H107ZM110 24H111V23H110ZM118 24H119V23H118ZM139 24H140V23H139ZM142 24H143V23H142ZM149 24H150V23H149ZM158 24H159V20H158ZM158 24H157V26H158ZM161 24H162V23H161ZM164 24H165V23H164ZM201 24L199 23V24H197V25H201ZM210 24H211V23H210ZM229 24H226V26L229 25ZM240 24H239V26H240ZM249 24H250V22H249ZM251 24H252V23H251ZM254 24H255V21H254ZM256 24H257V22H256ZM84 25H86V22H85ZM93 25H92V26H93ZM103 25H104V24H103ZM105 25H106V24H105ZM105 25H104V26H105ZM112 25H113V23H112ZM112 25H111V26H112ZM116 25H117V24H116ZM116 25H115V26H116ZM119 25H120V24H119ZM135 25H136V23H135ZM151 25H152V26H155V25L152 24V23H151ZM162 25H163V24H162ZM162 25H161V27H162ZM187 25H189V24H187ZM187 25H186V26H187ZM235 25H236V24H235ZM259 25H261V24H259ZM259 25L257 24V26H258L257 28H259ZM262 25H264V24H262ZM82 26H83V25H82ZM87 26H89V25H87ZM92 26H90L91 29H92ZM115 26H114V27H115ZM117 26H118V25H117ZM123 26H124V25H123ZM126 26H127V25H126ZM152 26H151V27H152ZM159 26H160V25H159ZM176 26H179V25L176 24ZM184 26H185V25H184ZM190 26H192V25H190ZM211 26H212V25H211ZM217 26H218V25H217ZM224 26H225V25L223 24L222 27H224ZM231 26H233V25H231ZM243 26H244V25H243ZM249 26H250V25H249ZM249 26L247 25V27H249ZM251 26H252V25H251ZM76 27H77V28H76ZM107 27H108V26H107ZM112 27H113V26H112ZM130 27H131V25H130ZM151 27H149V29H151ZM163 27H162V28H163ZM180 27H182V26H180ZM188 27H189V26H188ZM196 27H198V26H195V28H196ZM220 27H221V26H220ZM220 27H219V28H220ZM229 27H230V25H229ZM229 27H228V28H229ZM236 27H237V26H236ZM252 27H254V26H252ZM263 27H264V26H263ZM84 28H85V29H83V31L86 30V28H88V29H87L88 32L91 31V30H89V27H84ZM119 28H120V27H119ZM123 28H125V27H123ZM190 28H191V27H190ZM190 28H189V29H190ZM199 28H200V26H199ZM204 28H205V27H204ZM204 28H203L202 30H204ZM211 28H215V25H214L213 27H211ZM224 28H225V27H224ZM237 28H238V27H237ZM237 28H236V29H237ZM242 28H243V27H242ZM242 28H241V29H242ZM249 28H250V27H249ZM249 28H248V29H249ZM260 28H261V27H260ZM104 29H106V27H105V28L103 27V30H104ZM108 29H109V28H108ZM108 29H107V30H108ZM121 29H122V27H121ZM127 29H128V27H127ZM139 29H140V28H139ZM149 29H148V30H149ZM172 29H173V30H172ZM192 29H193V28H192ZM208 29H210V28H208ZM229 29H230V28H229ZM231 29H232V28H231ZM252 29L255 30L254 28H252ZM261 29L263 30L264 28H261ZM80 30H81V29H80ZM80 30L77 29V32H80ZM92 30L95 31L94 29H92ZM123 30H124V29H123ZM131 30H132V29H131ZM142 30H143V29H142ZM177 30H178V29H177ZM181 30H183V29H181ZM193 30H194V29H193ZM193 30H191V31H193ZM211 30H212V29H211ZM214 30H215V29H214ZM221 30L223 31V28H222ZM221 30L218 29V30H217V31H218V34H214V36H216V38H218L217 36L219 35V33H220ZM253 30H252V32H253ZM68 31H69V30H68ZM93 31H91V32H93ZM104 31H105V30H104ZM110 31H114V30H110ZM124 31H125V30H124ZM124 31H123V33H124ZM132 31H134V29H133ZM149 31H150V30H149ZM149 31H148V32H149ZM151 31H153V29H152ZM161 31H160L159 33H161ZM178 31H179V30H178ZM178 31H176V32L178 33ZM196 31H197V28H196ZM199 31H200V29H199ZM199 31H198V32H199ZM204 31H206V29H205ZM204 31H202V32L204 33ZM212 31H213V30H212ZM217 31H216V32H217ZM222 31H221V32H222ZM226 31H227V29H226ZM228 31L230 32V30H228ZM233 31H234V29H233ZM233 31H232V32H233ZM236 31H237V30H236ZM241 31H243V30H240V32L238 31V34L241 33ZM248 31H249V30H248ZM81 32H82V30H81ZM85 32H86V31H84V33H85ZM88 32H87V33H88ZM95 32H96V31H95ZM100 32H101V31H100ZM100 32H99V33H100ZM115 32H116V31H115ZM115 32H114V33H115ZM171 32H170V33H171ZM174 32H175V31H174ZM176 32H175V35L177 34ZM183 32H184V31H183ZM187 32H189V31H187ZM193 32H195V31H193ZM214 32H215V31H214ZM229 32H225V33H229ZM232 32H231V33H232ZM246 32H247V29H246V31L244 30V32H242V33H245V34H246ZM252 32H251V33H252ZM256 32H257V31H256ZM256 32H255V33H256ZM62 33H63V32H62ZM96 33H98V32H96ZM102 33H104V32H102ZM110 33L112 34V32H110ZM119 33H120V32H119ZM127 33H128V32H127ZM139 33H140V32H139ZM143 33H145V32H143ZM149 33L151 34V32H149ZM153 33H155V32H153ZM196 33H197V32H196ZM206 33H208V30H207ZM222 33H223V32H222ZM222 33H220V34H222ZM231 33H230V34H231ZM234 33H235V31H234ZM236 33H237V32H236ZM236 33H235V34H236ZM242 33H241V34H242ZM248 33H249V35H251L250 32H248ZM78 34H79V33H78ZM82 34H83V32H82ZM82 34L80 33V35H82ZM90 34H91V33H90ZM92 34H94V33H92ZM100 34H101V33H100ZM108 34H109V32H108ZM128 34H129V33H128ZM128 34H127V35H128ZM140 34H141V33H140ZM156 34H157V33H155V35H156ZM172 34H173V32H172ZM179 34H180V33H179ZM184 34H185V33H184ZM200 34H201V33H200ZM200 34L197 33V35H200ZM210 34H211V33H210ZM252 34H253V33H252ZM256 34H257V33H256ZM256 34H254V35H256ZM84 35H86V34H84ZM84 35H83V36H84ZM96 35H99V34H96ZM96 35H94L93 37H95ZM113 35H114V34H113ZM116 35H117V34H116ZM116 35H114V36H116ZM131 35H132V34H131ZM180 35H181V34H180ZM186 35H187V34H186ZM188 35H189V34H188ZM190 35H191V34H190ZM197 35H196V36H197ZM201 35H202V34H201ZM201 35H200V37L203 36V35H202V36H201ZM222 35H223V34H222ZM224 35H225V34H224ZM232 35H233V34H232ZM232 35H231V36H232ZM236 35H237V34H236ZM236 35H235V36H236ZM239 35H240V34H239ZM242 35H244V34H242ZM242 35H240V36H242ZM64 36H65V35H64ZM76 36H78V35H76ZM103 36H104V35H103ZM110 36H112V35H110ZM117 36H118V35H117ZM117 36H116V37H117ZM122 36H123V35H122ZM135 36H136V35H135ZM152 36H153V35H152ZM173 36H174V35H173ZM196 36H195V37H196ZM206 36H207V35H206ZM206 36H205V37H206ZM208 36H209V34H208ZM211 36H212V35H211ZM211 36H210V37H211ZM227 36H228V35H227ZM227 36H226L225 38H228ZM229 36H230V35H229ZM247 36H248V34H247ZM259 36H260V35H259ZM66 37H67V36H66ZM66 37H65V38H66ZM89 37H90V36H89ZM144 37H145V36H144ZM148 37H149V36H148ZM156 37H157V36H156ZM158 37H159V36H158ZM158 37H157V38H158ZM167 37H168V36H167ZM180 37H181V36H180ZM193 37H194V36L192 35V38H193ZM212 37H213V36H212ZM223 37H224V36H222V38H223ZM232 37H233L232 40H231V37H230V40H231V41H233L234 38H235L234 36H232ZM245 37H246V35L244 36V38H243V36H242L241 38L245 39ZM250 37H251V36H250ZM250 37H249V38H250ZM256 37H258V36H256ZM84 38H85L86 40H88V41H89V39H90V38L87 39V35L84 36ZM84 38H83V39H84ZM96 38H99V36H98V37L96 36ZM96 38H95V40H96ZM107 38H108V37L105 36L104 38H100V39H103V41L105 40L104 42H107ZM111 38H112V37H111ZM111 38H109V39H111ZM122 38H123V37H122ZM127 38H129V37H127ZM134 38H135V37H134ZM137 38H138V37H137ZM137 38H136V39H137ZM151 38H152V37H151ZM171 38H172V37H171ZM175 38H176V37H175ZM185 38H186V37H185ZM197 38H198V40H199V36H197ZM213 38H214V37H213ZM213 38H211V39H213ZM216 38H214V39H215V42H216V40H220V43H222V41H221L222 39H220V36H219V39H216ZM238 38H239V36H238ZM251 38H252V37H251ZM70 39H66V40H69L68 42L70 43ZM80 39H82V36H80V38L77 39V40H80ZM92 39H94V38H92ZM92 39H91V40H92ZM109 39H108V41H110ZM113 39H116V38H113ZM113 39H111V41H112ZM119 39H120V38H119ZM139 39H140V37H139ZM144 39H145V38H144ZM144 39H143V40H144ZM146 39H147V38H146ZM148 39H149V38H148ZM148 39H147V40H148ZM152 39H153V38H152ZM163 39H164V38H163ZM163 39H162V40H163ZM169 39H170V38H169ZM177 39H178V35H177ZM179 39H180V38H179ZM187 39H188V37H187ZM190 39H191V38H190ZM209 39H210V38H209ZM236 39H237V37H236ZM247 39H248V37H246V41H248ZM252 39H253V38H252ZM259 39H260V38H259ZM259 39L256 38V40H259ZM261 39H262V38H261ZM95 40H94V42H95ZM125 40H126V39H125ZM137 40H138V39H137ZM143 40H142V41H143ZM162 40H161V41H162ZM165 40H167V39L165 38ZM170 40H172V39H170ZM170 40H169V42H168L169 44H171V41H170ZM173 40H174V37H173ZM173 40H172V41H173ZM180 40L184 42V39L182 40V38H181ZM185 40H186V39H185ZM198 40L195 39L196 43H198V44L200 45L201 43H200V41H198ZM200 40L203 41V38H200ZM225 40H226V39H225ZM227 40H228V39H227ZM237 40H238V39H237ZM240 40L243 41L242 39H240ZM249 40H250V39H249ZM75 41H76V40H75ZM96 41L99 42L98 39H97ZM100 41L102 42V40H100ZM111 41H110V42H111ZM121 41H123V40H121ZM144 41H145V40H144ZM144 41H143V42H144ZM149 41H150V40H149ZM151 41H153V40H151ZM157 41H158V40H157ZM176 41H177V40H176ZM181 41H180V42H181ZM186 41H187V40H186ZM188 41H189V40H188ZM188 41H187V43H188ZM202 41H201V42H202ZM205 41H206V40H204L203 42H205ZM213 41H214V40H213ZM231 41H230V42H231ZM254 41H255V40H253V42H254ZM263 41H264V40H262V42H263ZM86 42H87V41H86ZM86 42H85V44L89 43V42H87V43H86ZM91 42H92V41H91ZM91 42H90V43H91ZM101 42H100V43H101ZM110 42H108V43H110ZM116 42H117V40H116ZM154 42H155V41H154ZM159 42H160V41H159ZM166 42H167V41H166ZM166 42H164V44H165ZM174 42H175V41H174ZM177 42L181 45V43H180L179 41H177ZM191 42H192V41H191ZM206 42H207V41H206ZM206 42H205V43H206ZM211 42H212V41H211ZM215 42H214L213 44H215ZM224 42H225V41H224ZM226 42H229V41H226ZM239 42H240V41H239ZM243 42H244V41H243ZM248 42H249V41H248ZM248 42H246V43H248ZM258 42H259V41H258ZM262 42L260 41L261 46H259V47H261V49L264 51V46H263V48H262ZM100 43H99V44H100ZM112 43H115V42L113 41ZM117 43H118V42H117ZM119 43H120V41H119ZM119 43H118L117 45H119ZM130 43H131V42H130ZM147 43H148V42H147ZM184 43H185V42H184ZM187 43H185V45H186ZM207 43H208V42H207ZM220 43H219V41H217V44L220 45ZM235 43H236V42H235ZM246 43L243 44V43L241 42V44H243V45H245ZM95 44H96V42H95ZM101 44H103V43H101ZM101 44H100V45H101ZM122 44H123V42H122ZM138 44H139V43H138ZM150 44H151V42H150ZM174 44H175V43H174ZM182 44H183V43H182ZM192 44H193V42H192ZM202 44H203V43H202ZM202 44H201V45H202ZM222 44H223V43H222ZM231 44H232V43H231ZM237 44L239 45L240 43H238V41H237ZM237 44H235V45H237ZM248 44H249V43H248ZM248 44H246V45H248ZM255 44H256V43H255ZM263 44H264V42H263ZM65 45H66V43H65ZM65 45H63V46H64V47H67V46H68V45H67V46H65ZM70 45H71V43H70ZM166 45L168 46L167 43H166ZM176 45H178V44H175V46H176ZM199 45L196 44V46H199ZM210 45H211V43H210ZM210 45H209V46H210ZM233 45H234V42H233ZM233 45H232V46H233ZM235 45H234V46H235ZM238 45H237V46H238ZM249 45L252 46L251 43H250ZM249 45H248V46H249ZM258 45H260V44H258ZM87 46H89V45H87ZM103 46H104V45H103ZM114 46H115L116 48H118V47L116 46V43L114 44ZM131 46H132V45H131ZM205 46H208V45H203L204 48H205ZM209 46H208V47H209ZM216 46H218V45H216ZM220 46L223 47L222 45H220ZM220 46H218V48H219ZM227 46H228V45H227ZM232 46H231V48H229V49L234 48V47H232ZM251 46H249V47L244 46V47H245V48H250ZM106 47H107V44H106ZM110 47H113V46L110 44ZM142 47H143V46H142ZM146 47H147V46H146ZM159 47H160V46H159ZM161 47H162V46H161ZM161 47H160V48H161ZM168 47H169V46H168ZM170 47H172V45H170ZM170 47H169V49H170ZM178 47H180V46H176V48H178ZM199 47H200V46H199ZM199 47H198V49H199ZM208 47H207V49L205 48V49H206V50H205L206 52H207V50H208ZM213 47H215V46H213ZM224 47H225V46H224ZM229 47H230V46H229ZM239 47H241V46H239ZM252 47H254V46H252ZM259 47H258V49H260ZM77 48L80 49V47H77ZM107 48H108V47H107ZM119 48H120V47H119ZM174 48H175V47H174ZM181 48H182V47H181ZM185 48H186V47H185ZM185 48H184V50H185ZM210 48H212V47H210ZM241 48H243V47H241ZM255 48H256V45H255ZM71 49H72V48H71ZM71 49H70V50H71ZM74 49H76V48H74ZM78 49H77V50H78ZM101 49H102V48H101ZM109 49H110V48H109ZM112 49H113V48H112ZM114 49H115V48H114ZM121 49H122V48H121ZM123 49H124V48H123ZM127 49H128V48H127ZM162 49H164V47H163ZM167 49H168V48H167ZM171 49H172V48H171ZM188 49H189V48H188ZM200 49H202V48H200ZM222 49H223V48H222ZM229 49H228V51L225 52L226 54H227V52H229V54H230V52H231V53H235V55H236L237 52L229 51ZM236 49H237V48H236ZM252 49H254V48H252ZM256 49H257V48H256ZM256 49H254V50H256ZM258 49H257L256 51H259ZM131 50H133V49H131ZM138 50H139V49H138ZM144 50H145V49H144ZM173 50H174V49H173ZM178 50H179V49H178ZM178 50L175 51V53H176V52H179ZM184 50H183V51H184ZM189 50H190V49H189ZM212 50H213V49H212ZM215 50H216V48L213 50V52H214ZM226 50H227V49H226ZM234 50H235V49H234ZM237 50L239 51L240 49H237ZM237 50H236V51H237ZM242 50H243V49H242ZM245 50H247V49H245ZM254 50H252V51H254ZM262 50H261L260 52H263ZM72 51L74 52V50H72ZM94 51H96V50H94ZM117 51H118L117 53L120 52V50H118V49H117ZM139 51H140V50H139ZM146 51H147V50H146ZM183 51H182V52H183ZM201 51H204V49L201 50ZM205 51H204V52H205ZM210 51H211V50H210ZM224 51H225V50H224ZM243 51H244V50H243ZM256 51H255V52H256ZM68 52H70V51H68ZM77 52H78V51H76V53H74V55H72V56H67V57H63V58H56V57L54 58V57H52V58H50V59H48L47 61H44V62H42V61H38V60L35 59L32 55H30L29 53H28V54H29L30 56L28 55V57H29V58L31 59V61H32L33 63H35L37 66H46V65H49V64H53V63H55V62H57V61H59V60L65 59V58L76 57L75 54H77V57H84V58H87V60L93 65L92 67H94L96 64H98V63H96V62L98 61V60L95 59L96 57H99V58H97V59H100V57H104L105 55H107V57L109 56L108 52L106 53V50H105V52H104V49H102V50L97 49V51H96L97 53L94 54V55L96 56L95 58H89V57H87L88 55H85V54H78ZM89 52H90V50H89ZM89 52H88V53H89ZM112 52H113V51H112ZM129 52H130V51H129ZM141 52H142V51H141ZM159 52H160V51H159ZM165 52H166V51H165ZM186 52H187V51H186ZM188 52H189V51H188ZM204 52H203V53H204ZM208 52H209V51H208ZM213 52H209V54H213ZM219 52H220V51H219ZM219 52H218V53H219ZM241 52H242V51H241ZM244 52H246V51H244ZM244 52H243V54H244ZM90 53H91V52H90ZM94 53H95V52H94ZM114 53H115V50H114ZM114 53H113L114 56L112 55L113 57L111 56V58H114L115 56H117V54H114ZM122 53H123V52H122ZM132 53H133V52H132ZM189 53H190V52H189ZM201 53H202V52H201ZM220 53H221V52H220ZM239 53H240V51H239ZM246 53H249V52H246ZM246 53H245V55H247ZM253 53H254V52H253ZM256 53H258V52H256ZM256 53H254L255 56H256ZM72 54H73V53H72ZM92 54H93V53H92ZM125 54H128V52H127V53L125 52ZM133 54H134V53H133ZM162 54H163V53H162ZM171 54H172V53H171ZM171 54H170V55H171ZM180 54H181V53H180ZM180 54H179V55H180ZM185 54H186V53H184V55H185ZM214 54H215V56H214V58H215V57L217 56V55H216L217 53H214ZM221 54H222V53H221ZM221 54H220V55H221ZM263 54H264V52H263ZM263 54H262V55H263ZM7 55H8V57H10L9 54H7ZM10 55H11V54H10ZM12 55H13V54H12ZM16 55L20 58V60H21V62H22V65L25 66V68H28V70H29L30 80H31L32 84L34 85V88L36 87V89L38 90V93H37V94L41 93V92L43 91L42 88L44 89V87H45V85L43 84V82H41V79H40V74H41V72H42L43 70H41V69H39V68L33 66V65L31 64V62H29V60L25 59V56H23V55L21 54L20 51H17V50H16ZM118 55H119V54H118ZM136 55H138V54H136ZM166 55H167V54H166ZM182 55H183V54H182ZM186 55H188V54H186ZM196 55H197V53H196ZM201 55H202V54H201ZM206 55H207V56H210V55H208V54H206ZM206 55H205V56H206ZM235 55H234V54H232V55L230 54V57H231V56H235ZM238 55H239V54H238ZM238 55H237V56H238ZM240 55H242V53H240ZM245 55H244V56H245ZM257 55H259V54H257ZM1 56H2V55H1ZM1 56H0V57H1ZM14 56H15V54H14ZM119 56H121V55H119ZM205 56H204V57H205ZM225 56H226V55H225ZM228 56H229V55H228ZM228 56H227V57H228ZM237 56H236V58H237ZM259 56H260V55H259ZM259 56H258V57H259ZM263 56H264V55H263ZM105 57H106V56H105ZM117 57H118V56H117ZM122 57H123V56H122ZM132 57H134V56H132ZM132 57H130V58H132ZM178 57H179V56H178ZM181 57H182V56H181ZM185 57H186V56H185ZM218 57H219V55H218ZM218 57H217V58H218ZM221 57H222V56H221ZM221 57H220V58H221ZM227 57H226V58H227ZM239 57H240V56H239ZM256 57H257V56H256ZM11 58L13 59V56H12ZM111 58L109 57V58H108L109 60H108L107 58H106V59L110 62V59H111ZM143 58H144V60H145L146 57H143ZM149 58H151V57L149 56ZM174 58H175V57H174ZM176 58H177V57H176ZM192 58H193V56H192ZM201 58H203V57H201ZM205 58H206V57H205ZM211 58H212L211 60H215V61L217 60V58L214 59L212 56H211ZM220 58H219V59H220ZM226 58H224V59L226 60ZM231 58H232V57H231ZM234 58H235V57H234ZM234 58H233L232 60L229 59V62H232L233 60H235ZM245 58H247V57L245 56ZM259 58H260V57H259ZM261 58H264V57H261ZM0 59H1V58H0ZM3 59H4V58H3ZM55 59H59V60H55ZM104 59H105V58H104ZM115 59H116V60H117V59H120V57H119V58H115ZM123 59H124V58H123ZM134 59H135V57H134ZM209 59H210V58H209ZM209 59H208V61H209ZM221 59H222V58H221ZM221 59H220V60H221ZM240 59H241V57H240ZM249 59H251V58H249ZM253 59H254V58H253ZM4 60H6V59H4ZM9 60H10V59H9ZM54 60H55V61H54ZM79 60L82 61V62H84V64L86 63V65L88 64L86 61H83V60H81V59H79ZM79 60L76 59L75 61L69 63L68 65L70 66V64H73V65L75 64L74 66H76V64H80V66H82V63L79 62ZM101 60H103V59H101ZM127 60H128V59H127ZM131 60H132V59H131ZM136 60H137V59H136ZM139 60H140V59H139ZM151 60H152V59H151ZM153 60H154V59H153ZM167 60H169V59H167ZM194 60H195V59H194ZM227 60H228V59H227ZM242 60L244 61L245 59L243 58ZM242 60H241V61H240V60H235V61H238V62L240 61L239 63H241ZM258 60H259V59H258ZM260 60H261V59H260ZM263 60H264V59H263ZM1 61H3V60H1ZM1 61H0V63H1ZM14 61H15L14 63H16V59H15ZM108 61H107V63H108ZM134 61H135V60H134ZM157 61H158V60H157ZM161 61H162V60H161ZM164 61H165V60H164ZM202 61H203V60H202ZM205 61H207V58H206ZM223 61H224V60H223ZM235 61H234V63H236ZM245 61H246V60H245ZM245 61H244V62H245ZM6 62H7V61H6ZM116 62H117V61H116ZM124 62H125V61H124ZM126 62H127V61H126ZM149 62H150V61H149ZM155 62H156V61H155ZM172 62H173V61H172ZM213 62H214V61H213ZM213 62L211 61V63H213ZM218 62H219V60H218ZM220 62H221V61H220ZM220 62H219V64H216L217 62H216V63L214 62V64H216V65L219 66V65H221ZM226 62H227V61H224V63H226ZM238 62H237V64H238ZM246 62H247V61H246ZM2 63H4V62H2ZM12 63H13V62H12ZM99 63H100V62H99ZM118 63H119V60H118ZM122 63H123V62H122ZM132 63H133V62H132ZM142 63H143V62H142ZM166 63H168V62H166ZM166 63H165V64H166ZM200 63H201V61H200ZM208 63L210 64V62H208ZM222 63H223V62H222ZM234 63H230V64H232V66H234V68H235V67H240V66H238V65H236V64L234 65ZM249 63H250V62H249ZM249 63H247V64L250 65ZM100 64H101V66L103 65L102 63H100ZM120 64H121V62H120ZM123 64H124L123 67L120 66V67H121V68H120L119 66H117V68H119L120 70L123 68V70H124V68H125L124 66H125L126 63H123ZM143 64H144V63H143ZM163 64H164V63H163ZM176 64H177V63H176ZM205 64H206V63H205ZM214 64H213V65H214ZM5 65H6V64H5ZM5 65H3V66L5 67ZM110 65H112V64H110ZM115 65H116V64H115ZM151 65H152V64H151ZM155 65H156V64H155ZM185 65H186V64H185ZM201 65H202V64H201ZM210 65H211V64H210ZM222 65H224V64H222ZM222 65H221V66H222ZM226 65L228 66V64H226ZM226 65H225V66H226ZM239 65H240V64H239ZM251 65H252V64H251ZM0 66H2V64H1ZM7 66H8L9 68H11V66H13V65L11 64V66H9V65H7ZM18 66H21V65H18ZM18 66H17V68H19ZM60 66H64V65H58V66H55V67H53V68H48V69H46V70L50 71L51 75H50V78H49V85H48L47 88H45L44 92L47 93V96H46L45 99H47V97H48L47 100H48V101H49V99L51 100V101H50V102H51V105H52V103H54V101H55L56 97L58 96L59 92L62 91V93H63V95H64V94H66V93L68 92V90L70 89V88H69V85H70V84H69V79H68L69 77H68V74L66 75L64 72H61V71H60ZM88 66H90V65L88 64ZM108 66H109V64H108ZM144 66H145V65H144ZM153 66H154V65H153ZM164 66H165V65H164ZM194 66H195V65H194ZM205 66H206V65H205ZM205 66H204V69H205ZM221 66H220L219 68H222ZM225 66H223V68H222L221 70L226 69ZM227 66H226V67H227ZM232 66H230V67H232ZM241 66H242V65H241ZM244 66H245V65H244ZM77 67H78V66H77ZM110 67H111V66H110ZM110 67H108V68H110ZM115 67H116V66H115ZM157 67H158V66H157ZM177 67H178V66H177ZM186 67H187V66H186ZM188 67H189V66H188ZM207 67H208V66H207ZM212 67H213V66H211V67H209V68L213 69ZM1 68H3V67H1ZM5 68H7V67H5ZM168 68H169V67H168ZM209 68H208V70L206 69L208 72H210ZM215 68H216V66H215ZM215 68H214V69H215ZM227 68H228V67H227ZM240 68H241V67H240ZM240 68H238V69H240ZM253 68H254V67H253ZM96 69H97V68H96ZM96 69H95V70H96ZM102 69H103V68H102ZM172 69H173V68H172ZM175 69H176V68L174 67V70H175ZM228 69H229V68H228ZM236 69H237V68H236ZM236 69H235V70H236ZM242 69H243V67H242ZM245 69H247L246 66H245ZM0 70H1V69H0ZM7 70H8V69H7ZM11 70H12V69H11ZM13 70H14V68H13ZM21 70H22V69H21ZM21 70H19V71H21ZM100 70H101V69H100ZM114 70H115V69H114ZM120 70H119V71H120ZM123 70H122V71H123ZM193 70H195V69H193ZM200 70H201V69H200ZM221 70L219 69L218 71L221 72ZM226 70H227V69H226ZM230 70H231V69H229V71H230ZM232 70H233V69H232ZM232 70H231V71H232ZM263 70H264V69H263ZM3 71H4V70H3ZM5 71H6V70H5ZM65 71H66V70H65ZM67 71H68V70H67ZM67 71H66V72H67ZM163 71H164V70H163ZM163 71H162V72H163ZM181 71H182V70H181ZM202 71H203V70H202ZM231 71H230V73H231ZM238 71H239V70H237V72H238ZM242 71H243V70H242ZM242 71L239 72V73H242ZM0 72H1V71H0ZM12 72H14V71H12ZM114 72H115V71H114ZM117 72H118V69H117ZM117 72H116V73H117ZM191 72H192V71H191ZM191 72H190V73H191ZM195 72H196V71H195ZM211 72H212V71H211ZM211 72H210V73H211ZM219 72H217V73H219ZM225 72H226V71H225ZM235 72H236V71H235ZM7 73H8V71H7ZM17 73H18V72H17ZM98 73H99V72H98ZM119 73H120V72H119ZM148 73H149V71H148ZM159 73H161V72H159ZM183 73H184V72H183ZM201 73H203V72H201ZM201 73H200V75H202ZM206 73H207V72H206ZM217 73H215V74H217ZM228 73H229V72H228ZM246 73H248V72H246ZM246 73H245V74H246ZM3 74H4V72H3ZM5 74H6V72H5ZM9 74H10V76H11V73H9ZM19 74H20V73H19ZM90 74H91V72H90ZM110 74H111V73H110ZM161 74H163V73H161ZM181 74H182V73H181ZM212 74H213V73H212ZM212 74H211V75H212ZM222 74H223V73H222ZM225 74H226V73H225ZM225 74L222 75V76L225 77V76L227 75V74H226V75H225ZM232 74H233V72H232ZM232 74H229V75H230V78H232V76L234 77V76L237 75V74H236V75H235V74L232 75ZM245 74H244V75H245ZM0 75H2V74L0 73ZM7 75H8V74H7ZM7 75L2 76V77H6V78H7ZM14 75H15V73H14ZM103 75H104V73H103ZM103 75H101V76H103ZM107 75H108L107 77H109V73H108V72H107ZM114 75L116 76V74H114ZM120 75H122V74H120ZM139 75H140V74H139ZM143 75H144V74H143ZM165 75H166V73H165ZM165 75H163L164 78H165ZM213 75H214V74H213ZM213 75H212V76H213ZM220 75H221V73H220ZM231 75H232V76H231ZM239 75H241V74H239ZM242 75H243V73H242ZM8 76H9V75H8ZM10 76H9V78H10ZM17 76H18V75H17ZM110 76H111V75H110ZM115 76H114V78L117 77V76H116V77H115ZM118 76H119V75H118ZM170 76H171V75H170ZM179 76H180V74H179ZM203 76H204V73H203ZM205 76H206V74H205ZM212 76H211V77H212ZM214 76H215V75H214ZM237 76H238V75H237ZM2 77H1V79H4V78H2ZM96 77H97V76H96ZM107 77H106V79H107ZM122 77H123V76H122ZM122 77L120 76V78H122ZM150 77H151V76H150ZM161 77H162V76H161ZM180 77H181V76H180ZM180 77H179V79H180ZM187 77H188V76H187ZM193 77H194V76H193ZM200 77H201V76H200ZM224 77H223V79H224ZM238 77H239V76H238ZM94 78H95V77H94ZM117 78H118V77H117ZM117 78H116V79H117ZM139 78H141V77H139ZM144 78H146V77H144ZM156 78H158V77H156ZM164 78H162V79L159 78V79H160V81H161V80L165 81ZM185 78H186V77H185ZM194 78H195V77H194ZM201 78H202V77H201ZM204 78H205V77H204ZM204 78H202V79H204ZM214 78H218V77H214ZM219 78H221V81H223L221 76H220ZM219 78H218V80H219ZM227 78H228V76H227ZM227 78H226V79H227ZM234 78H235V77H234ZM234 78H233L232 80L229 79L228 82H230V81L232 82V81L234 80ZM131 79H132V78H131ZM131 79H130V80H131ZM152 79H153V78H152ZM168 79H169V78H168ZM174 79H175V78H174ZM183 79H184V78H183ZM195 79L198 80L197 78H195ZM202 79H201V80H202ZM207 79H209V78L206 77V79L204 80V82H205ZM210 79H211V78H210ZM210 79H209V80H210ZM212 79H213V77H212ZM226 79H224V83H225V80H226ZM246 79H248V78H246ZM4 80H5V79H4ZM6 80H8V79H6ZM10 80H11V79H10ZM12 80H13V79H12ZM15 80H16V79H15ZM17 80H18V79H17ZM17 80H16V81H17ZM19 80H20V79H19ZM19 80H18V81H19ZM88 80H89V79H88ZM95 80H97V79H95ZM95 80H94V82H96ZM112 80H113V77H112ZM112 80H111V83L115 82V81L112 82ZM122 80H123V79H122ZM138 80H139V79H138ZM154 80H156V79H154ZM171 80H172V79H171ZM181 80H182V79H181ZM189 80H190V79H189ZM218 80H217L216 82H218ZM227 80H228V79H227ZM238 80H240L241 83H242V80H243V79L238 78ZM238 80H236V81H238ZM262 80H264V79H262ZM1 81H3V80H1ZM118 81H120L119 83H121V84H122V82H123V81H121V80H118ZM132 81H133V80H132ZM136 81H137V80H136ZM146 81H147V80H146ZM150 81H151V80H150ZM150 81H149V82H150ZM187 81H188V78H187ZM198 81H200V80H198ZM207 81H208V80H207ZM207 81H206V82H207ZM221 81H219V82L221 83ZM236 81H235V82H236ZM240 81H239V82H240ZM98 82H101V81L99 80ZM134 82H135V80L133 81V83H134ZM170 82H171V81H170ZM172 82H173V81H172ZM191 82H192V80H191ZM214 82H215V81H214ZM233 82H234V81H233ZM19 83H20V82H19ZM19 83H17V84H19ZM111 83H109V84L112 86ZM135 83H136V82H135ZM143 83H144V82H143ZM158 83H159V82H158ZM173 83H174V82H173ZM180 83H183V82L180 81ZM180 83H179V85L176 84V87H178L179 89H180V87H179V86H180ZM185 83H186V82H185ZM193 83H194V82H193ZM193 83H192V84H193ZM195 83H196V82H195ZM198 83H199V82H198ZM198 83H196V84H198ZM201 83H202V82H201ZM201 83H199V85H201ZM222 83H223V82H222ZM226 83H227V82H226ZM2 84H3V83H2ZM13 84H14V83H13ZM15 84H16V83H15ZM159 84H160V83H159ZM171 84H172V83H171ZM186 84H187V83H186ZM186 84H184V85H186ZM202 84H203V83H202ZM205 84H206V83H205ZM213 84L215 85V83H213ZM218 84H219V83H218ZM237 84H238V82H237ZM239 84H240V83H239ZM254 84H256V83H254ZM262 84H263V83H262ZM7 85H8V84H7ZM98 85L101 86V84H99V83H98ZM104 85H105V84H104ZM107 85H108V84H107ZM136 85H137V84H136ZM163 85H164V84H163ZM194 85H195V84H193V86H194ZM214 85H212V86H214ZM222 85H223V84H221V86H222ZM226 85H227V84H225L224 86H222V88H223V89H222V90H223L222 92H224V90L226 89V87H227ZM229 85H231V86L235 85V87H236V83H233V85H232V84H229ZM5 86H6V82H5ZM13 86H14V85H13ZM13 86H12V88L17 87V85L14 86V87H13ZM19 86H20V84L18 85V87H19ZM43 86H44V87H43ZM111 86H110V87H111ZM158 86H159V85H158ZM167 86L169 87V85H167ZM170 86H171V85H170ZM195 86H196V85H195ZM231 86H230V88H231V90H232V87H231ZM240 86H241V85H240ZM240 86H237L236 88H238V87H240ZM242 86H243V85H242ZM6 87H8V86H6ZM98 87H99V86H98ZM103 87H104V86H103ZM110 87H109V89H110ZM115 87H117V86L115 85ZM134 87H135V85H134ZM138 87H139V86H138ZM173 87H174V86L172 85V88H173ZM197 87H198V85H197ZM206 87H207V86H206ZM206 87H205V89H206ZM217 87H218V86H217ZM235 87H234V88H235ZM3 88H4V87H3ZM10 88H11V87H10ZM10 88H9V89H10ZM105 88H106V87H105ZM113 88H114V87H113ZM120 88H121V87H120ZM150 88H151V87H150ZM181 88H182V87H181ZM193 88H195V87H193ZM210 88H214V87H210ZM215 88H216V87H215ZM219 88H220V87H219ZM224 88H225V89H224ZM234 88H233V89H234ZM4 89H6V88H4ZM16 89H17V88H16ZM16 89H15V90H16ZM19 89H20V87H19ZM102 89H103V88H102ZM102 89L100 90V92H103ZM111 89H112V87H111ZM111 89L109 90L108 93H110V91H111V92L113 91V90H111ZM116 89H119V88L117 87ZM154 89H155V88H154ZM157 89H158V88H157ZM195 89H201V86H200V88H195ZM208 89H209V88H208ZM227 89H228V88H227ZM15 90H14V91H15ZM32 90H33V89H32ZM97 90H99V88L97 89V83H96V84L93 85V87L91 88V90L89 91V93L83 98V100H91V99H93L94 97H96L95 95H98V94H96ZM114 90H115V89H114ZM121 90H123V87H122V89H120L119 91L121 92ZM172 90H173V89H172ZM176 90H178V89L176 88ZM202 90H203V86H202L201 91H202ZM206 90H207V89H206ZM209 90H210V89H209ZM211 90H212V89H211ZM216 90H217V89H216ZM219 90H221V89H218V91H219ZM239 90H240V88H239ZM239 90H238V91H239ZM254 90H255V89H254ZM0 91H1V90H0ZM11 91H12V90H11ZM11 91H10V92H11ZM21 91H22V89H21ZM21 91H20V92H21ZM23 91H24V90H23ZM40 91H41V92H40ZM104 91H105V90H104ZM119 91L117 90L118 93H119ZM147 91H148V88H147ZM153 91H154V90H153ZM156 91H157V90H156ZM161 91H162V90H160V92H161ZM192 91H193V90H192ZM194 91H195V90H194ZM198 91H199V90H198ZM214 91H215V90H214ZM214 91L212 90V92H214ZM240 91H241V90H240ZM240 91H239V93H241ZM258 91H259V90H258ZM258 91H257V92H258ZM5 92H6V90H5ZM15 92H17V91H15ZM30 92H31V90H30ZM36 92H37V91H36ZM98 92H99V91H98ZM106 92H107V90H106ZM150 92H151V91H150ZM154 92H155V91H154ZM169 92H170V91H169ZM177 92H178V91H177ZM209 92H210V91H209ZM209 92H208V93H209ZM219 92H220V91H219ZM229 92H233V91H229ZM229 92H227V93H229ZM236 92H237V91H236ZM236 92H235V93H236ZM1 93H2V92H0V94H1ZM7 93H8V91H7ZM7 93H6V95H7ZM13 93H14V92H13ZM17 93H18V92H17ZM22 93H23V92H22ZM22 93H21V99H22V96L25 94V92L23 93V95H22ZM32 93H33V92H32ZM42 93H43V92H42ZM108 93H106V94L108 95ZM115 93H116V91H115ZM115 93H112V94H115ZM144 93H145V92H144ZM172 93H173V91H172ZM175 93H176V91H175ZM197 93H198V95L200 96L201 93H200V92H197ZM202 93H203V92H202ZM208 93H206V94H208ZM210 93H211V92H210ZM227 93L225 94V92H224V94H225V98L223 99V102H222V104L220 105V106H221L220 109H218L219 111L226 110L232 102H233V104L235 103V102H234L235 100L233 101V98H231V97H229V96H226V95H229V94H227ZM242 93H243V92H242ZM253 93H254V92H253ZM35 94H36V93H35ZM43 94H44V93H43ZM103 94H104V92H103ZM110 94H111V93H110ZM156 94H157V93H156ZM158 94H159V93H158ZM170 94H171V93H170ZM188 94H190V92H189ZM192 94L195 95L196 93H195V94L192 93ZM214 94H217V92L214 93ZM218 94H219V93H218ZM218 94H217V95H218ZM262 94H263V92H262ZM4 95H5V94H4ZM15 95H16V94H15ZM25 95H26V94H25ZM31 95H32V94H31ZM39 95H40V94H39ZM101 95H102V94H101ZM101 95H99V96H101ZM104 95H105V94H104ZM107 95H105V96H107ZM116 95H117V94H116ZM146 95H147V94H146ZM154 95H155V93H154ZM173 95H174V94H173ZM173 95H172V97H173ZM201 95H203V94H201ZM204 95H205V94H204ZM204 95H203V97H205ZM235 95H236V94H234V96H235ZM263 95H264V94H263ZM11 96L13 97L12 94H11ZM17 96H18L19 101H20L19 94H17ZM178 96H179V95H178ZM189 96H190V95H189ZM207 96H211V95H207ZM207 96H206V97H207ZM215 96H216V95H215ZM215 96H214V97H215ZM220 96H221V94H220ZM230 96H231V95H230ZM232 96H233V93H232ZM237 96H238V94L236 95V97H237ZM241 96H242V95H241ZM254 96H255V95H254ZM259 96H261V95H259ZM1 97H2V96H1ZM24 97H25V96H24ZM27 97H28V96H27ZM29 97H30V96H29ZM29 97H28V98H29ZM39 97H42V96L40 95ZM103 97H104V96H103ZM111 97H112V95H111ZM113 97H115V96L113 95ZM141 97H143V96H141ZM145 97H146V96H145ZM154 97H156V96H154ZM169 97H171V96H169ZM175 97H176V96H175ZM200 97H201V96H200ZM211 97H212V96H211ZM236 97H235V98H236ZM14 98H15V96L13 97V99H14ZM16 98H17V97H16ZM36 98H38V96H36ZM36 98H35L34 100H37ZM99 98H100V97H99ZM101 98H102V96H101ZM117 98H119V97H117ZM152 98H153V97H152ZM152 98H151V100H152ZM156 98H157V97H156ZM178 98H179V97H178ZM194 98H195V97H194ZM196 98H197V97H196ZM218 98H220V97H218ZM235 98H234V99H235ZM256 98H257V97H256ZM261 98H262V96H261ZM261 98L258 97V99L262 100ZM0 99L2 100V98H0ZM3 99H5V97H3ZM7 99H8V98H7ZM10 99H12V98L9 97L8 103L11 102V101L13 102L14 100L17 101L16 99H14V100H13V99L10 100ZM29 99H31V98H29ZM29 99H28V100H29ZM96 99H97V98H96ZM105 99H106V97H105ZM114 99H116V98H114ZM114 99H113V100H114ZM122 99H123V98H122ZM141 99H142V98H141ZM147 99H148V98H147ZM153 99H154V98H153ZM168 99H169V98H168ZM173 99H174V98H173ZM176 99H177V98H176ZM176 99H175V101H176ZM182 99H183V98H182ZM189 99H190V98H189ZM221 99H222V96H221ZM238 99H240V98H238ZM1 100H0V103H2ZM25 100H26V98H25ZM83 100L80 101V102H79V103L73 108V110H71L70 112H68L67 114H65V115L62 117V119L60 120V123H61V121H64V122H65V120H69L71 123H73V122L75 121V119H77V117H79V115L83 114V113H84V110H85L84 107L82 106V102H83ZM94 100H95V99H94ZM106 100H107V99H106ZM113 100H110V101H112V102L114 103L115 100H114V101H113ZM124 100H125V99H124ZM145 100H146V99H145ZM148 100L150 101V98H149ZM169 100H170L169 102H171V98H170ZM178 100H179V99H178ZM190 100H191V99H190ZM192 100H194V99H192ZM242 100H243V99H242ZM263 100H264V99H263ZM2 101H4V100H2ZM6 101H7V100H6ZM31 101H32V100H31ZM37 101H38V100H37ZM37 101H36V103H37ZM39 101H40V99H39ZM39 101H38V103H39ZM103 101H104V100H103ZM167 101H168V100H167ZM179 101H180V100H179ZM200 101H201V100H200ZM237 101H238V100H237V98H236V104H237ZM255 101H256V100H255ZM257 101H259V100H257ZM4 102H5V101H4ZM25 102H26V101H25ZM50 102H48V103L50 104ZM55 102H56V101H55ZM89 102H90V101H89ZM104 102H106V101H104ZM112 102H110V104L113 106ZM123 102H124V101H123ZM146 102H147V101H146ZM169 102H168V103H169ZM180 102H182V101H180ZM188 102H189V101H188ZM188 102H187V103H188ZM251 102H252V101H251ZM263 102H264V101H263ZM13 103H14V102H13ZM15 103H16V102H15ZM17 103H18V102H17ZM17 103H16V104H17ZM21 103H22V100H21ZM23 103H24V102H23ZM30 103H31V102L29 101V104H30ZM41 103L43 104V102H41ZM45 103H46V102H45ZM90 103H91V102H90ZM90 103H89V105H90ZM100 103H101V102H100ZM106 103H107V102H106ZM148 103H149V102H148ZM178 103H179V102H178ZM189 103H190V102H189ZM195 103H196V102H195ZM198 103H199V101H198ZM198 103H197V104H198ZM257 103H258V102H257ZM3 104H4V103H3ZM3 104H2V105H3ZM5 104H6V103H5ZM16 104H15V105H16ZM19 104H20V103H19ZM29 104H28V106L30 107ZM34 104H35V103H34ZM42 104H40V105H42ZM49 104H47V105H49ZM55 104H56V103H55ZM97 104H98V101H97ZM104 104H105V103H104ZM108 104H109V101H108L107 105H108ZM123 104H124V103H123ZM146 104H147V103H146ZM171 104H172V103H170V105H171ZM185 104H186V103H185ZM192 104H193V103H192ZM197 104H195V105H197ZM239 104H240V102H239ZM253 104H254V103H253ZM259 104H260V103H259ZM262 104H264V103H262ZM21 105H23V104H20V106H19L20 108H21ZM40 105H38V106L40 107ZM92 105H93V104H91L90 106L92 107ZM98 105H99V104H98ZM98 105L96 106L97 108H98ZM139 105H140V104H139ZM166 105H167V104H166ZM178 105H179V104H178ZM182 105H184V104H182ZM234 105H235V104H234ZM234 105H232V106H234ZM257 105H258V104H257ZM257 105H255V106H257ZM260 105H261V104H260ZM100 106H101V104L99 105V107H100ZM109 106H110V105H109ZM109 106H108V107H109ZM112 106H111V107H112ZM123 106H124V105H123ZM140 106H141V105H140ZM168 106H169V104H168ZM168 106H167V107H168ZM186 106H187V105H186ZM186 106H184V107H186ZM235 106H236V105H235ZM235 106L233 107V110H234V108H236ZM240 106H242V104H241ZM240 106H239V108H240ZM255 106H254V107H255ZM262 106H264V105H262ZM5 107H6V106H5ZM17 107H18V106H17ZM17 107H15V108H17ZM19 107H18V108H19ZM23 107H24V106H23ZM25 107L27 108V103H26V106H25ZM25 107H24V108H25ZM29 107H28V108H29ZM34 107L36 108V110L39 109V108H37L36 106H34ZM91 107H89V108H91ZM105 107H106V106H105ZM108 107H107V108H108ZM111 107H109V108H111ZM121 107H122V106H121ZM128 107H129V106H128ZM128 107L124 106L123 109H126V108H127V110H128ZM131 107H132V106H131V104H130V108H129V109H131ZM142 107H143V105H142ZM167 107H166L165 109H167ZM176 107H177V106H176ZM184 107L181 106V108H184ZM188 107H190V106L188 105ZM188 107H187V108H188ZM193 107H194V105H193ZM193 107H191L192 110H190V108H188V109H189L190 111H193L194 108H197V107H194V108H193ZM0 108H1V107H0ZM3 108H4V106H3ZM20 108H19V110H17V109H16V110L19 112V111H20ZM24 108H23V109H24ZM26 108H25V109H26ZM35 108H34V110H32V111H36ZM93 108H94V107H93ZM97 108H95V109H97ZM107 108H106V109H107ZM136 108H137V107H136ZM138 108H139V107H138ZM144 108H145V107H144ZM144 108H143V109H144ZM147 108H148V107H146L144 110H146ZM178 108H179V107H178ZM243 108H244V105H243ZM257 108H258V106L256 107V109H257ZM263 108H264V107H263ZM263 108H261L262 110H261V109H259V110L263 112V111H264ZM29 109H30V108H29ZM49 109H50V108H49ZM49 109H48V110H49ZM87 109H88V108H87ZM119 109H120V108H119ZM134 109H135V108H134ZM150 109H151V108H150ZM150 109H149V110H150ZM157 109H158V108H157ZM185 109H186V108H185ZM185 109H184V110H185ZM231 109H232V108H231ZM237 109H238V108H236V111H237ZM241 109H242V108H241ZM256 109H255V110H256ZM39 110H40V109H39ZM88 110H89V109H88ZM90 110H91V109H90ZM90 110H89V111H90ZM93 110H94V109H93ZM98 110H99V109H98ZM114 110H115V107H114ZM167 110H168V109H167ZM176 110H177V108H176ZM176 110L174 109V114L172 113V112H173L172 110H168V112H166V113L164 114V117H163V118H164V119H165V118H169V119H170L169 121H171V122H173V121L177 122V120L179 119V116L177 117V115H178L177 113H176L177 115H175V111H176ZM180 110H181V109H180ZM244 110H245V109H244ZM244 110H243V111H244ZM250 110H251V109H250ZM255 110H254V111H255ZM257 110H258V109H257ZM259 110H258V111H259ZM22 111H23V110H22ZM22 111H21V112H22ZM101 111H102V110H101ZM125 111H126V110H125ZM125 111H124V112H125ZM129 111H130V110H129ZM129 111H128V112H129ZM131 111H132V110H131ZM137 111H139V110H137ZM137 111H136V112H137ZM141 111H142V110H141ZM169 111H170V113H169ZM181 111H182V110H181ZM185 111H187V110H185ZM190 111H189V112H190ZM196 111H197V110H196ZM196 111H195V112H196ZM198 111H199V110H198ZM258 111H257V112H258ZM28 112H29V111H28ZM120 112H121V111H120ZM120 112H119V113H120ZM147 112H148V109H147ZM156 112H157V110L154 111V112H151V111H150V114L154 113V115H152V116L155 117V115H156L155 113H156ZM178 112H179V110H178ZM234 112H235V110H234ZM239 112H241V110H240ZM239 112H238V113H239ZM250 112H251V111H250ZM252 112H253V111H252ZM91 113H92V111H91ZM103 113H104V112H103ZM159 113H162V112L159 111ZM159 113H158V115H160ZM163 113H164V112H163ZM179 113H180V112H179ZM182 113H183V112H182ZM242 113H243V112H242ZM245 113H246V112H245ZM254 113H255V112H254ZM254 113H253V114H254ZM16 114H18V113H16ZM16 114H15V115H16ZM108 114H109V113H108ZM121 114H122V113H121ZM132 114H133V113H132ZM145 114H146V113H145ZM147 114H148V113H147ZM184 114H185V113H184ZM187 114H188V113H187ZM192 114H193V112H191V115H192ZM235 114H236V113H235ZM235 114H234V115H235ZM240 114H241V113H240ZM240 114H239V115H240ZM258 114H263V113L259 112ZM32 115H33V114H32ZM100 115H102V114H100ZM161 115H163V114H161ZM188 115H190V114H188ZM191 115H190V117H191ZM199 115H200V114H199ZM237 115H238V114H237ZM241 115H242V114H241ZM255 115H256V113H255ZM18 116H19V120L21 121V119H20V115H18ZM113 116H114V115H113ZM182 116H183V115H182ZM184 116H186V115H184ZM184 116H183V117H184ZM193 116H194V115H193ZM201 116H202V114H201ZM256 116H258V115H256ZM259 116H260V115H259ZM15 117H16V116H15ZM37 117H38V116H37ZM51 117H52V116H51ZM51 117H50V118H51ZM53 117H54V116H53ZM53 117H52V118H53ZM87 117H88V116H87ZM101 117H102V116H101ZM109 117H110V115H109ZM109 117H108V118H109ZM114 117H115V116H114ZM121 117H122V116H121ZM125 117H126V115L124 116V118H125ZM175 117H176V118H175ZM188 117H189V116H188ZM188 117H187V118H188ZM237 117H238V116H237ZM240 117H242V116H240ZM247 117H248V116H247ZM13 118H14V117H12V119H13ZM28 118H29V117H28ZM50 118H49V119H50ZM112 118H113V117H112ZM180 118H182V117H180ZM191 118H192V117H191ZM191 118H190V119H191ZM252 118H255V117H252ZM252 118H251V119H252ZM261 118H262V116H261ZM12 119H10V120H12ZM39 119H40V117H39ZM86 119H87V118H86ZM156 119L158 120V117H156ZM161 119H162V118L160 117L159 124H160ZM192 119H193V118H192ZM194 119H195V118H194ZM241 119H242V118H241ZM255 119H257V118H255ZM255 119H254V120H255ZM13 120H14V119H13ZM15 120L17 121L18 119L16 118ZM19 120H18V121H19ZM25 120H26V119H25ZM53 120H54V119H53ZM92 120H93V119H92ZM97 120H98V119H97ZM111 120H112V119H111ZM157 120H156V121H157ZM181 120H182V119H181ZM260 120H261V119H260ZM20 121H19V122H20ZM51 121H52V119L50 120V124L52 123ZM72 121H73V122H72ZM113 121H114V120H113ZM163 121H165V120H162V122H163ZM166 121H168V120H166ZM169 121H168V123H169ZM197 121H198V119H197ZM199 121H200V120H199ZM248 121H249V120H248ZM256 121L258 122V120H255L254 122H256ZM12 122H13V121H12ZM12 122H11V123H12ZM19 122H17V124H18ZM64 122H62L61 124H64ZM90 122H91V121H90ZM102 122H103V121H102ZM110 122H111V121H110ZM150 122H151V121H150ZM157 122H158V121H157ZM157 122H155V124H154L155 126L158 124ZM162 122H161V124H162ZM171 122H170V123H171ZM190 122H191V121H190ZM203 122H204V121H203ZM211 122H212V121H211ZM211 122H210V123H211ZM240 122L242 123V122H243V119H242V121H240ZM249 122H251V121H249ZM252 122H253V121H252ZM254 122H253V123H254ZM257 122H256V123H257ZM260 122H263V121H260ZM9 123H10V122H9ZM11 123H10V124H11ZM13 123H14V122H13ZM13 123H12L11 125L9 124V126L12 127ZM20 123H21V122H20ZM23 123H24V122H23ZM117 123H118V122H117ZM117 123H116V124H117ZM156 123H157V124H156ZM163 123H165V122H163ZM166 123H167V122H166ZM173 123H174V122H173ZM173 123H171V124H173ZM179 123H180V122H179ZM179 123H177V124H178V125H181L182 122H181L180 124H179ZM184 123H185V122H184ZM200 123H201V126H202V127H206V125H208L207 128H206V130H207L208 132H210V133L212 134V136L215 135V136L218 137V135L214 132V129H215L214 126H212V123H213V122H212L211 124H209V122H208L206 125H204V123L202 124V122H200ZM256 123H255V125H256ZM14 124L16 125V123H14ZM21 124H22V123H21ZM50 124H49V125H50ZM57 124H58V123H57ZM68 124H69V123H68ZM74 124H75V123H74ZM177 124H176V125H177ZM182 124H183V123H182ZM190 124H192V122H191ZM190 124L188 123V125H190ZM214 124H215V123H214ZM214 124H213V125H214ZM249 124H250V123H249ZM23 125H24V124H22V126H23ZM33 125H34V124H33ZM40 125H41V124H40ZM71 125H72V124H71ZM75 125H76V124H75ZM75 125H74V126H75ZM79 125H80V124H78V126L76 125V127L80 129L79 131H80L81 134H84V133H85V134H86V133L88 134V132H87L88 130H94V131L96 130V129L93 127L92 124H91L90 127L88 126V128L85 127V126H83V125H81V126H79ZM89 125H90V124H89ZM102 125H104V124L102 123ZM183 125H184V124H183ZM183 125H181V126H183ZM192 125H194V124H192ZM198 125H200L199 122H198ZM198 125L196 124V126H198ZM218 125H219V124H218ZM220 125H221V124H220ZM228 125H230V124H228ZM241 125H244V122H243V124H241ZM241 125L239 124V125H237V127L240 126L239 128H241ZM251 125H253V124H251ZM258 125H259V123L257 124V126H258ZM72 126H73V125H72ZM72 126H69V128H71ZM125 126H126V125H125ZM158 126H159V125H158ZM167 126H168V124H167ZM170 126H171V125H170ZM184 126H185V125H184ZM190 126H191V125H190ZM210 126H211V127H210ZM223 126H224V125H223ZM18 127H20V126H18ZM60 127H61V126H60ZM128 127H129V126H128ZM161 127H162V126H161ZM172 127H173V125H172ZM172 127H171V128H168V129L171 130ZM175 127H176V129H177L178 127L180 128V126H178V127L175 126ZM175 127H173V128H175ZM220 127H221V126H220ZM260 127H261V128H264V122H263V124L260 125ZM8 128H9V127L7 126V129H8ZM72 128H73V127H72ZM124 128H125V127H124ZM138 128H139V127H137V129H138ZM150 128H151V127H150ZM187 128H188V127H187ZM196 128H197V127H196ZM217 128H218V127H217ZM217 128H216V129H217ZM223 128H224V127H223ZM223 128H220V129L222 130ZM248 128H249V127H248ZM252 128H253V127H252ZM11 129H12V128H11ZM11 129H10V130H11ZM17 129H18V128H17V125H16V130H17ZM20 129H21V128H20ZM73 129H74V128H73ZM131 129H132V128H131ZM151 129H152V128H151ZM199 129H200V128H199ZM220 129H218V132L220 131ZM224 129H227V127L225 126ZM241 129H242V128H241ZM249 129H250V128H249ZM258 129H260V128H258ZM18 130H19V129H18ZM18 130H17V131H18ZM70 130H72V129H70ZM97 130H98V129H97ZM132 130H133V129H132ZM154 130H155V129H154ZM172 130H173V129H172ZM181 130H182V128H181ZM183 130H185V128H184ZM191 130H192V129H191ZM191 130H189V131H191ZM197 130H198V129H197ZM197 130H196V131H197ZM202 130H203V129H202ZM235 130H236V129H235ZM247 130H248V129H247ZM255 130L257 131V129H255ZM261 130H262V129H260V131H261ZM5 131H6V133H7L8 130H5ZM5 131H3V132H5ZM11 131H12V130H11ZM11 131H10V132H11ZM17 131L14 130V132H16V133H17ZM98 131H99V130H98ZM151 131H152V130H151ZM155 131H156V130H155ZM155 131H154V132H155ZM165 131H167V130L165 129ZM168 131H169V130H168ZM196 131H195V128H194V132H196ZM222 131H223V130H222ZM222 131H221L220 133H222ZM224 131H225V130H224ZM226 131H227V130H226ZM226 131H225V132H226ZM237 131H238V130H237ZM256 131H254V133H255ZM258 131H259V130H258ZM18 132H19V131H18ZM35 132H36V131H35ZM47 132H49V129L47 130ZM47 132H46V133H47ZM59 132H60V131H59ZM73 132H74V131H73ZM73 132H72V133H73ZM117 132H118V131H117ZM120 132H121V131H120ZM154 132H153V133H154ZM156 132H157V131H156ZM169 132L173 133L174 131H173V132H172V131H169ZM198 132H199V131H198ZM218 132H217V133H218ZM239 132H240V131H239ZM250 132H251V131H250ZM11 133H12V132H11ZM16 133H15V134H16ZM78 133H79V132H78ZM96 133H97V131H96ZM127 133H128V131H127ZM127 133H126V134H127ZM151 133H152V132H151ZM151 133H150V134H151ZM153 133H152V134H153ZM181 133H182V132H181ZM184 133H185V132H184ZM261 133H262V132H261ZM13 134H14V133H13ZM13 134H12V136H13ZM15 134H14V135H15ZM98 134H99V133H98ZM109 134H110V133H109ZM116 134H117V133H116ZM120 134H121V133H120ZM128 134H129V133H128ZM132 134H133V132H132ZM150 134H149V135H150ZM157 134H158V133H157ZM164 134H165V133H164ZM169 134H170V133H169ZM169 134H168V136H169ZM174 134H176V133H174ZM193 134H195V133H193ZM198 134H199V133H198ZM223 134H224V133H223ZM237 134H238V133H237ZM242 134H243V133H242ZM263 134H264V133H262V135H263ZM58 135H59V134H58ZM95 135H96V134H95ZM99 135L101 136L102 133L99 134ZM104 135H105V134H104ZM104 135H103V137H104ZM154 135H155V134H154ZM170 135H171V134H170ZM172 135H173V134H172ZM195 135H196V134H195ZM202 135H203V134H202ZM205 135H207V134H205ZM209 135H210V134L207 135V138L209 137ZM221 135H222V134H220V136H221ZM224 135H225V134H224ZM8 136H10L9 133H8ZM63 136H64V135H63ZM117 136H118V135H117ZM117 136H116V137H117ZM139 136H140V135H139ZM152 136H153V135H152ZM163 136H165V135H163ZM173 136H175V135H173ZM181 136H182V135H181ZM200 136H201V135H200ZM220 136H219V137H220ZM227 136H228V135H227ZM238 136H239V135H238ZM257 136H260V133H258ZM257 136H256V137H257ZM94 137H95V136H94ZM97 137L99 138V136H97ZM101 137H102V136H101ZM101 137H100V138H101ZM108 137H109V136H108ZM116 137H115V138H116ZM121 137H122V136H121ZM136 137H137V136H136ZM178 137H179V136H178ZM203 137H204V136H203ZM224 137H226V136H224ZM235 137H236V136H235ZM249 137H250V136H249ZM10 138H13V137L10 136ZM62 138H63V137H62ZM83 138H84V137H81V138H80V139H81L80 142L82 143V146L84 145L83 143L85 142ZM131 138H133V137H131ZM137 138H138V137H137ZM170 138H172V137H170ZM176 138H177V137H176ZM181 138H183V137H181ZM186 138H187V137H186ZM200 138H202V136H201ZM222 138H223V137H222ZM222 138H221V139L219 138V139L222 140ZM229 138L231 139L232 137H229ZM244 138H245V137H244ZM260 138H262V136H260ZM263 138H264V136H263ZM118 139H119V138H118ZM118 139H117V140H118ZM133 139H134V138H133ZM152 139H153V138H152ZM154 139H157L156 136H155ZM183 139H184V138H183ZM183 139H180V140L182 141ZM197 139H198V138H197ZM197 139H196V140H197ZM205 139H206V138H205ZM208 139H210V138H208ZM208 139H207V140H208ZM230 139H229V140H230ZM233 139H234V138H233ZM242 139H243V138H242ZM249 139H251V137H250ZM258 139H259V137H258ZM5 140H7V139H5ZM99 140H100V139H99ZM99 140H98V141H99ZM101 140H103V138H102ZM101 140H100V141H101ZM105 140L107 141L108 139H105ZM105 140H104V143H105ZM117 140H116V141H117ZM148 140H149V139H148ZM161 140H162V142H163V138H162ZM167 140L169 141L170 139L167 138ZM167 140H166V141H167ZM171 140L173 141V138H172ZM184 140H185V139H184ZM184 140H183L182 142H184ZM188 140H189V139H188ZM220 140H219V141H220ZM223 140H224V139H223ZM235 140L237 141V140H239V139L235 138ZM247 140H248V139H247ZM253 140H254V138H253ZM262 140H263V139H262ZM262 140H261V141H262ZM83 141H84V142H83ZM112 141H113V140H112ZM118 141H120V140H118ZM118 141H117V142H118ZM130 141H131V140H130ZM133 141L135 142L136 139H134ZM139 141L141 142L140 138L138 139L137 142H139ZM149 141H150V140H149ZM154 141H156V140H154ZM159 141H160V139H159ZM159 141H158V142H159ZM166 141H165V142H166ZM181 141H180V142H181ZM185 141L187 142V140H185ZM200 141H201V140H200ZM200 141H197V142H199V146H200ZM203 141H204V139H203ZM208 141L210 142V140H208ZM208 141H207V143H208ZM227 141H228V137H227ZM230 141H231V140H230ZM232 141H233V140H232ZM239 141H242V140H239ZM243 141H244V140H243ZM243 141H242V142H243ZM254 141H255V140H254ZM258 141H259V140H258ZM13 142H14V141H13ZM43 142H44V141H43ZM90 142L92 143V141H90ZM94 142H95V141H94ZM169 142H170V141H169ZM173 142H175V140H174ZM189 142H190V141H189ZM245 142H246V141H245ZM248 142H250V141H248ZM248 142H247V143H248ZM88 143H89V142H88ZM108 143H109V142H108ZM125 143H127V141H126V142L124 141V144H125ZM131 143H132V142H131ZM151 143H152V142H151ZM171 143H172V142H171ZM175 143H176V142H175ZM220 143H221V142H220ZM220 143H219L220 146L218 145V148H219V149L223 146V144H224L225 142L223 143V141H222V143H223L222 146H221ZM234 143H235V142H234ZM234 143H229V144H230V146H231V144H234ZM240 143H241V142H240ZM252 143H254V142H252ZM256 143H257V142H256ZM262 143H263V142H262ZM136 144L138 145L139 143H136ZM140 144H142V143H140ZM153 144H154V143H153ZM157 144H158V143H157ZM157 144H155V146H156ZM159 144H160V143H159ZM159 144H158L157 147L160 146ZM163 144H164V142H163ZM180 144H182V143H180ZM184 144H185V143H184ZM184 144H182V146H183ZM186 144H188V142H187ZM191 144H192V143H191ZM193 144H194V143H193ZM195 144H196V143H195ZM201 144H202V142H201ZM210 144H211V143H210ZM210 144H208V145H210ZM225 144H226V145H225ZM225 144H224V146H227V145H228L227 142H226ZM92 145L94 146V143H92L91 146H92ZM96 145H97V144H95V146H96ZM105 145H106V144H105ZM127 145H128V144H127ZM131 145L134 147V144H131ZM142 145H144V144H142ZM165 145H166V144H165ZM165 145H164V146H165ZM167 145H170V144L167 143ZM176 145H177V144H176ZM242 145H243V144H242ZM247 145H248V144H247ZM247 145L244 144V147H246ZM91 146H90V147H91ZM95 146H94V147H95ZM101 146H102V144H101ZM101 146H100V147H101ZM122 146H123V148H124V145H122ZM122 146H121V147H122ZM187 146L189 147L190 145H187ZM199 146H196V147H199ZM203 146H205V147L207 148V150H209V149H208L209 147H207L206 143H205V145L203 144L202 147H203ZM224 146H223V147H224ZM233 146H234V145H233ZM233 146L230 147V149L233 148ZM239 146H240V145L238 144V147H239ZM248 146H251V145H248ZM4 147H6V146H4ZM84 147H86V146H84ZM84 147H82V148H84ZM94 147H93V148H94ZM96 147H97V146H96ZM103 147H104V148L106 147V148H108V149L110 150L109 146H104V144H103ZM129 147H130V146H129ZM160 147H161V146H160ZM160 147H159V148H160ZM171 147H172V145H171ZM173 147H174V146H173ZM176 147H177V146H176ZM178 147H179V146H178ZM184 147L186 148V145H185ZM200 147H201V146H200ZM200 147H199V148H200ZM236 147H237V146H236ZM254 147H255V146H254ZM256 147H257V146H256ZM256 147H255V148H256ZM258 147H260V146L258 145ZM93 148H91L93 151H94V149H95V151L98 149V148H97V149H96V148L93 149ZM106 148H105V150H106ZM141 148H142V147H141ZM154 148H155V147H154ZM165 148H167V147H165ZM165 148H164V149H165ZM169 148H170V147H169ZM190 148H192V146H191ZM190 148H189V149H190ZM203 148H204V147H203ZM228 148H229V145H228ZM84 149H85V148H84ZM84 149H81V150H84ZM88 149H90V148H88ZM91 149H90V150H91ZM108 149H107L106 151H109ZM126 149H127V148H126ZM136 149H137V147H136ZM136 149L134 148L133 151L137 152ZM149 149H150V148H149ZM161 149H162V147H161ZM173 149L175 150V147H174ZM173 149H172V151H174ZM179 149H180V148H179ZM195 149H196V148H195ZM204 149H205V148H204ZM204 149H203V150H202V149H199V150H200V155H199V154H196L197 150H195V153H194V154H196L197 156H200V157L202 158L203 156H201V154L205 152ZM250 149H251V148H250ZM12 150H13V149H12ZM12 150H11V151H12ZM86 150H87V149H86ZM86 150H85V152H86ZM90 150H89V151H90ZM105 150L103 149L102 152H104ZM120 150H121V149H120ZM156 150H159V149L156 148ZM165 150H166V149H165ZM167 150H168V149H167ZM176 150H177V152H178V149H176ZM185 150H186V149H185ZM185 150H184V151H185ZM191 150H192V152L194 151L193 149H191ZM199 150H198V151H199ZM201 150H202L203 152H202ZM205 150H206V149H205ZM222 150H223V152L225 151L224 149H221V151H222ZM231 150H232V149H231ZM236 150H237V149H236ZM245 150H246V149H245ZM95 151H94V152H95ZM99 151H100V150H99ZM106 151H105V152H106ZM129 151H130V150H129ZM138 151H140V150H138ZM160 151H161V150H160ZM162 151H164V150H162ZM170 151H171V150H170ZM170 151H169V153H170ZM186 151H187V150H186ZM186 151H185V152H186ZM188 151H189V150H188ZM227 151L229 152V150H227ZM246 151H247V150H246ZM246 151H245V153H246ZM248 151H249V152H248V158H249V153L251 154V152H250L251 150L248 149ZM252 151H253V150H252ZM258 151H259V150H258ZM12 152H13V151H12ZM87 152H88V150H87ZM105 152H104V153H105ZM109 152H110V151H109ZM135 152H134V153H135ZM155 152H156V151H155ZM185 152H184V155L187 154V152H186V154H185ZM189 152H190V151H189ZM189 152H188V153H189ZM201 152H202V153H201ZM223 152H222V153H223ZM230 152H231V151H230ZM242 152H244V151H242ZM260 152H261V151H260ZM1 153H2V152H1ZM88 153L91 154V152H88ZM88 153H87V155H88ZM100 153H101V152H100ZM100 153L98 152L99 155H101ZM125 153H126V151H125ZM125 153H124V154H125ZM140 153H141V152H140ZM161 153H162V152H161ZM179 153H180V154H181V153L183 154L182 151H179V152L176 153V154H177V155H180ZM225 153H226V152H225ZM232 153H233V152H232ZM90 154H89V155H90ZM92 154H93V153H92ZM96 154H97V152H96ZM98 154H97V155H98ZM107 154L109 155V153H107ZM107 154H106V155H107ZM120 154H121V153H120ZM124 154H123V155H124ZM130 154H131V153H130ZM137 154H138V152H137ZM157 154H159V153L157 152ZM157 154H156V155H157ZM170 154H171V153H170ZM173 154H175V153H173ZM176 154H175V155H176ZM182 154L180 155V162H181V160H182L181 158H183V160H182L181 163H183V161H184V163H186V161L189 162V160H188L189 158L187 159V157H186L185 160H184V157H185V156L183 155L184 157H182ZM220 154H221V153H220ZM246 154H247V153H246ZM252 154H253V152H252ZM252 154H251V155H252ZM28 155H29V154H28ZM32 155H33V154H32ZM40 155H41V154H40ZM83 155H84V153H83ZM108 155H107V156H104V158L106 157V160H109V161L112 162L113 160H111V158H112L113 156L111 157V155H109V157H110V159H109V158H107ZM114 155H115V153H114ZM133 155H134V154H133ZM133 155H131V157H132ZM135 155H136V154H135ZM135 155H134V156H135ZM164 155H166L165 152H164ZM177 155H176V156H177ZM203 155H204V154H203ZM205 155H207V153H206ZM205 155H204V156H205ZM223 155H224V154H223ZM223 155L221 156V158L223 157ZM225 155H226V154H225ZM227 155H228V154H227ZM231 155H232V154H231ZM240 155H242V154H240ZM243 155H244V154H243ZM95 156H96V155H95ZM95 156H94V157H95ZM116 156H117V155H116ZM134 156H133V157H134ZM137 156H139V154H138ZM158 156H159V155H158ZM187 156H191V157L193 158V156H192L191 154H190V155L188 154ZM197 156H196V158H199V157H197ZM245 156H247V155H245ZM29 157H30V156H29ZM81 157H82V156H81ZM87 157H89V156H86V158H87ZM90 157H91V156H90ZM98 157H100V156H97L96 158H98ZM120 157H121V156H120ZM148 157H149V156H148ZM163 157H165V156H163ZM169 157H171V155H170ZM173 157H174V156H173ZM173 157H172V160L174 161V159H176L178 156H177L176 158H174V159H173ZM194 157H195V155H194ZM207 157L209 158V154L207 155ZM217 157H218V156H217ZM39 158H40V156H39ZM83 158H85V157H83ZM92 158H93V157H92ZM92 158H90V159H92ZM114 158H115V157H114ZM118 158H119V157H118ZM141 158H143L142 155H141ZM158 158H159V157H158ZM210 158H211V157H210ZM228 158H229V157H227V159H228ZM230 158H233V157L230 156ZM243 158H244V157H242V160H241L242 162L244 161ZM250 158H251V157H250ZM259 158H260V157H259ZM87 159H89V158H87ZM87 159H86V160H87ZM93 159H94V160H93V162L91 161V163H94V161L96 160L95 158H93ZM98 159L100 160V158H98ZM112 159H113V158H112ZM127 159H128V158H127ZM127 159H126V160H127ZM139 159H140V156H139ZM143 159H145V158H143ZM143 159H141V160H142V161H145V160H143ZM186 159H187V160H186ZM194 159H195V158H194ZM206 159H207V158H206ZM216 159H217V158H216ZM218 159H219V158H218ZM227 159H226V160H227ZM84 160H85V159H84ZM86 160H85V161H86ZM99 160H98V161H99ZM170 160H171V158H170ZM192 160H193V159H192ZM197 160L199 161L200 159H197ZM201 160H202V159H201ZM208 160H209V159H208ZM230 160H231V159H230ZM249 160H250V159H249ZM255 160H256V158H255ZM0 161H1V160H0ZM28 161H29V160H28ZM89 161H90V160H89ZM96 161H97V160H96ZM96 161H95V162H96ZM101 161L103 162V160H101ZM101 161H100V164H101V165H100L99 163H98L99 165H96V166L99 167V168H100V166L106 167L107 165L109 166V164H111L110 162H109V164H108V163H107L108 161H107V162H104L105 164H107V165L105 166V164L101 163ZM117 161L119 162V161H121V160H117ZM146 161H147V160H146ZM177 161H178V159H177ZM209 161H211V159H210ZM209 161H208V163H209ZM218 161H222V160L219 159ZM223 161H225L224 158H223ZM246 161H248V160L246 159ZM1 162H3V160H2ZM22 162H24V161H22ZM25 162H26V161H25ZM25 162H24V163H25ZM86 162H87V161H86ZM124 162H125V161H124ZM157 162H158V161H157ZM169 162H170V161H169ZM191 162H192V161H191ZM202 162H207V160L204 161V159H203ZM227 162H230V163H231V161H227ZM235 162H236V161H235ZM242 162H241V163H242ZM252 162H253V161H252ZM29 163H30V162H29ZM29 163H28V164H29ZM84 163H85V162H84ZM89 163H90V162H89ZM91 163H90V165H91ZM96 163H97V162H96ZM96 163H95V164H96ZM112 163L115 164L116 162H115V163L112 162ZM148 163H149V161H147V164H148ZM162 163H163V162H162ZM175 163H176V162H175ZM199 163H201V162H199ZM199 163H198V165L200 166ZM217 163H218V162H217ZM217 163H216V164H217ZM220 163H221V162H220ZM220 163H219V164H220ZM225 163H226V162H224V165H225ZM232 163H233V162H232ZM241 163H240V164H241ZM247 163H248V162H247ZM259 163H261V162L259 161ZM95 164H94V166H95ZM102 164H103V165H102ZM116 164H118V163H116ZM116 164H115V165H116ZM130 164H131V162H130ZM132 164H133V163H132ZM132 164H131V165H132ZM157 164H158V163H157ZM173 164H174V163H173ZM176 164H177V163H176ZM179 164H180V163H179ZM190 164H191V163H190ZM190 164H188V165L190 166ZM194 164H195V163H194ZM194 164L192 163V165H194ZM211 164H212V163H211ZM216 164H215V165H216ZM226 164H227V163H226ZM243 164L245 165L246 162L243 163ZM262 164H263V163H262ZM85 165H86V163H85ZM122 165H123V164H122ZM183 165H184V164H183ZM185 165L187 166V164H185ZM198 165H197V166H198ZM203 165H204V163L201 164V166H203ZM215 165H213V166L216 167ZM224 165H223L222 168H221V166H220V168H219L216 172H217V173H220V172H222L223 170L226 169V171L228 170V172H226V173H227V174H226L227 176L224 175L223 173H222V174H223L224 176H226V179L229 180V181H228L229 183H236L237 181H239V179H240V174H241V173H239L240 171L238 172V169H236V168L233 167L232 165H225V166H224ZM233 165H234V164H233ZM238 165H239V164H238ZM241 165H242V164H241ZM252 165H253V164H252ZM252 165H248V168H251V167H249V166H252ZM254 165H255V164H254ZM260 165H261V164H260ZM43 166H44V165H43ZM94 166H93V168H92V166H90V167H91L93 170H94V169L97 170V168H95L96 166H95V167H94ZM111 166H112V165H111ZM111 166H110V167H111ZM117 166H118V165H117ZM124 166H125V165H124ZM150 166H153V165L150 164ZM189 166H188V167H189ZM197 166H194V167L198 168ZM201 166H200V169L203 168V167L201 168ZM205 166H206V169H207V172H208V171H209V169H208L209 167L207 168V165H204V168H205ZM211 166H212V165H211ZM213 166H212V167H213ZM246 166H247V164H246L245 166H243V167H245V169H246V168H247ZM255 166H257V163H256ZM262 166H263V165H262ZM59 167H60V168H58V167L56 166V168H57V172H58V174H59L62 178L66 179V180H68V181L71 180V182L84 184V185L90 187L92 190H94V191L97 193V195H98V197H99V199H98V200H99V202H98V203H99V207H97V208H99V209H98V212H99V211L101 210V208L104 206V203H105V201H104L105 199H104V196H103L105 193H103V195H101V193H99L98 191H96L95 188H94V186H93L92 184H90L89 182H90L91 180H93V179L97 180V179H99V178H100V180H101V176H100L99 178H97V179L94 178V177H95V174H94V171H93V174H91L90 176H88V177H89L88 179L80 178V176H79L77 173H74V172L70 171V170L67 169V167L64 166L63 164H61ZM90 167H89V168H90ZM113 167H114V165L112 166V168H113ZM141 167H142V166H141ZM141 167H140V168H141ZM156 167H157V165H156ZM180 167H181V166H180ZM180 167H179V168H180ZM184 167H185V166H184ZM188 167H186V168L188 169ZM238 167L241 168L242 166H241V167L238 166ZM253 167H254V166H252V169H253ZM28 168H29V166H28ZM91 168H90V169H91ZM99 168H98V169H99ZM106 168H107V167H106ZM124 168H125V167H124ZM151 168H153V167H151ZM168 168H169V167H168ZM173 168H174V167H173ZM190 168H192V167H190ZM190 168H189V169H190ZM217 168H218V167H217ZM248 168H247V169H248ZM256 168H257V167H256ZM263 168H264V167L261 168L262 171H263ZM47 169H48V168H47ZM100 169H101V168H100ZM100 169H99V170H100ZM103 169H104V168H103ZM108 169H109V168H108ZM115 169L117 170V168H115ZM115 169H114V170H115ZM154 169L157 170V168H154ZM158 169H160V168H158ZM174 169H175V168H174ZM176 169H177V167H176ZM187 169H186V171H187ZM193 169H194V168H192L191 170H193ZM243 169H244V168H243ZM247 169H246V170H247ZM254 169H255V168H254ZM261 169H260V167H259L260 172L258 171V173H257V171L255 172L254 170H252V171H254V173H257V174H255L254 176H253V174H252L253 172L251 171V172H252L251 174H252V176L254 177V179H255V176H256V175H257L256 177H259V173H262ZM45 170H46V166H45ZM48 170H49V169H48ZM96 170H95V171H96ZM104 170H105V169H104ZM106 170H107V169H106ZM118 170H119V169H118ZM118 170H117V171H118ZM152 170H153V169H152ZM196 170H199V168L196 169ZM196 170L194 169V171H196ZM212 170H213V169H212ZM256 170H257V169H256ZM111 171H113V170H111ZM120 171H121V170H120ZM123 171H124V170H123ZM178 171H179V170H178ZM184 171H185V170H184ZM188 171L190 172V170H188ZM188 171L186 172L187 174H189ZM200 171L203 172L204 169H202V170H200ZM241 171H243L242 174H244V171H245V170H241ZM248 171H249V169L247 170V172H248ZM45 172H46V173H45V177H43V176H42V177H43V179H44V183H45V184L47 183V186L44 188L45 191H46L45 193L47 194V196H45V199H44L45 201L43 202V205H42V206H43V209H42L43 217L45 216L44 218H45L47 221H49V222H54V216H55L56 214H58V215H61V214L64 215V213L67 212V210H66L67 206H68V205H71V206L73 207V211H72L73 216H72V214H71V216H72V220H73V222L75 223V222L80 218V216H78V211H76V210H77L78 204H79V206H80V203H79V202L81 201V200H80V199H81V197H80V196H81V195H80L81 192H80L78 189H75V188H71V187L65 186L64 184H62L61 182H59V181L55 178V176H53V175L51 174L52 172H50V171H45ZM91 172H92V171H91ZM91 172H90V173H91ZM97 172H98V171H97ZM102 172H104V171L102 170ZM148 172H149V171H148ZM154 172H155V171H154ZM154 172H153V173H154ZM162 172H163V170H162ZM167 172H169V171H167ZM176 172H177V171H176ZM182 172H183V171H182ZM210 172H212V171L210 170L208 173H210ZM223 172H224V171H223ZM42 173H44V172H42ZM109 173H110V172H109ZM118 173H119V172H118ZM149 173H150V172H149ZM171 173H172V172H171ZM184 173H185V172H184ZM186 173H185V174H186ZM190 173H193V172H190ZM196 173H197V171H196ZM224 173H225V172H224ZM29 174H30V173H29ZM96 174H97V173H96ZM168 174H170V173H168ZM172 174H173V173H172ZM172 174H170V175H172ZM176 174H177V173H176ZM201 174H203V173H201ZM242 174H241V176H242ZM178 175H179V173H178ZM181 175H182V173H181ZM196 175H197V174H196ZM244 175H245V174H244ZM247 175L250 176V173L248 172V174H246V177H247ZM262 175H263V173H262ZM262 175L260 174V178H261V179H258V178H257L258 180H261V182H262L263 177H264V175H263V177H261ZM110 176H111V174H110ZM123 176H124V175H123ZM175 176H177V175H175ZM187 176H189V175H187ZM191 176H194V174H192ZM197 176H198V175H197ZM202 176H203V175H202ZM209 176H210V175H209ZM211 176H213V175H211ZM211 176H210V177H211ZM26 177H27V175H26ZM102 177H103V176H102ZM117 177L120 179L121 175H120V176L118 175ZM169 177H170V176H169ZM180 177H182V176H180ZM180 177H179V178H180ZM183 177H184V176H183ZM246 177L244 178V177L242 176L240 180H241V181H242L243 179L245 180ZM27 178H29V176H28ZM103 178H104V177H103ZM164 178H165V177H164ZM188 178H189V177H188ZM193 178H194V177H193ZM201 178H202V177H201ZM204 178H205V177H204ZM223 178H224V177H223ZM247 178H248V177H247ZM250 178H251V177H249L248 179H250ZM34 179H35V178H34ZM119 179H118V180H119ZM180 179H181V178H180ZM182 179H183V178H182ZM195 179H196V178H195ZM208 179H209V178H206L205 181L207 182ZM252 179H253V178H252ZM252 179H251V180H252ZM257 179H256V181H255L253 184L257 183V181H258ZM23 180H24V179H23ZM25 180H26V178H25ZM25 180H24V181H25ZM175 180H176V178H175ZM212 180H214V179H212ZM244 180H243V181H244ZM251 180H250V181H251ZM93 181H94V180H93ZM98 181H99V180H98ZM105 181H106V180H105ZM209 181H210V179H209ZM225 181H226V180H225ZM241 181H239V182H241ZM245 181L248 182L249 180L246 179ZM253 181H254V180H253ZM26 182H27V181H26ZM41 182H42V179H41ZM106 182H107V181H106ZM150 182H151V180H150ZM182 182H184V181H182ZM197 182H198V181H197ZM202 182H203V181H202ZM239 182H237V183H239ZM258 182H259V181H258ZM261 182H259V183H261ZM28 183H29V182H28ZM117 183H118V182H117ZM148 183H149V182H148ZM170 183H171V182H170ZM184 183H185V182H184ZM188 183H189V182H188ZM210 183H211V181H210ZM237 183H236V184H237ZM259 183H258V184H259ZM262 183H263V185H264V181H263ZM262 183H261V184H262ZM21 184H22V183H21ZM29 184H30V183H29ZM109 184H110V183H109ZM173 184H174V183H173ZM185 184H186L188 187H190L189 184H187V182H186ZM200 184H201V183H199V184L197 183L196 185H200ZM202 184H203V183H202ZM239 184H240V183H239ZM239 184H238V185H239ZM241 184H242V182H241ZM246 184H249V185L251 184V185H252L251 182L246 183ZM100 185H101V184H100ZM105 185H106V184H105ZM158 185H159V184H158ZM178 185H179V184H178ZM196 185H195V186H196ZM222 185H225V184L222 183ZM232 185H233V184H232ZM249 185H247V186L244 185V186L249 187ZM109 186H110V185H109ZM116 186H117V185H116ZM155 186H156V185H155ZM159 186H160V185H159ZM180 186H181V185H180ZM203 186H204V188H203L202 186H200V189H201V187H202V189L204 190V189H205V185H203ZM228 186H230V184H229ZM228 186H227V187H228ZM240 186H242V185H239V189L241 188ZM28 187H29V185H28ZM30 187L32 188V186H30ZM134 187H135V186H134ZM156 187H157V186H156ZM156 187H155V188H156ZM168 187H169V186H168ZM176 187H178V186H176ZM192 187L194 188V186H192ZM207 187H208V186H207ZM207 187H206V188H207ZM231 187H232V186H231ZM231 187H229V188L231 189ZM233 187H234V186H233ZM235 187H236V185H235ZM254 187H255V186H254ZM259 187L261 188V186H259ZM263 187H264V186H263ZM110 188H111V187H110ZM135 188H136V187H135ZM141 188L143 189V187H141ZM146 188H147V187H146ZM153 188H154V186H153ZM155 188H154V189H155ZM159 188H160V187H159ZM163 188H164V187H161V191L163 190ZM184 188H185V187H184V184H183V185L178 189V192H175V193H178V194H177V196H179L178 198H179L181 201H183L184 203H186V206H187V202H189V204L191 203V202H190L191 199L193 200V199H195V198H197V199L199 198V200L201 201V198H200V197H196V196H195V195H197L198 193H200V192H198V190H199V186H198V190H197V192H195V191L192 190V189H189V191H188L189 193H187V191H185ZM186 188H187V187H186ZM196 188H197V187H196ZM196 188H194V189H196ZM236 188H237V187H236ZM236 188H232L233 190H232L231 192L233 193L234 189H236ZM242 188H243V187H242ZM244 188H245V187H244ZM250 188H252V186H251ZM250 188H249V189H250ZM29 189H30V188H29ZM29 189L27 188V190H29ZM44 189H43V190H44ZM151 189H152V187H151ZM187 189H188V188H187ZM202 189H201V190H202ZM208 189H209V187H208ZM208 189H207V190H208ZM224 189H225V188H224ZM224 189H223V190H224ZM30 190H31V189H30ZM41 190H42V189H41ZM41 190H40V191H41ZM148 190H149V189H148ZM152 190H153V189H152ZM156 190H157V189H156ZM164 190H166V189L164 188ZM171 190H172V189H171ZM211 190H212V189H211ZM225 190H226V189H225ZM228 190H229V189H228ZM236 190L239 191V192L241 191V190H238V188H237ZM242 190H243V189H242ZM262 190H263V189H261V194L264 192V191H262ZM110 191H111V190H110ZM157 191L160 192L159 189H158ZM199 191H200V190H199ZM205 191H206V190H205ZM205 191H204V193H205ZM208 191H209V190H208ZM250 191H251V190H250ZM194 192L197 193V194H194ZM201 192L203 193V191H201ZM234 192H235V191H234ZM239 192H238V194H239ZM255 192H256V191H255ZM110 193H111V192H110ZM110 193H109V194H110ZM133 193H135V192H133ZM157 193H158V192H157ZM243 193H244V192H243ZM109 194H108V196H109ZM121 194H122V193H121ZM160 194H162V193H160ZM163 194H164V193H163ZM235 194L238 195L237 192H236ZM235 194H234V195H235ZM240 194H241V193H240ZM257 194H258V193H257ZM110 195H111V194H110ZM127 195H128V194H127ZM164 195H165V194H164ZM198 195L200 196V194H198ZM201 195H203V194H201ZM234 195H233V196H234ZM254 195H255V194H254ZM258 195H260V194H258ZM258 195H257V196H258ZM262 195H264V194H262ZM153 196H155V195H153ZM157 196H158V195H157ZM233 196H232V197H233ZM109 197H110V196H109ZM161 197H162V196H161ZM187 197H188V200L186 199ZM194 197H195V198H194ZM224 197H225V196H224ZM241 197H242V196H241ZM251 197H252V196H251ZM259 197H260V196H259ZM259 197H256V198H258V201H259ZM261 197H263V196H261ZM43 198H44V197H43ZM110 198H111V197H110ZM116 198H117V196H116ZM164 198H165V197H163V199H164ZM168 198L170 199V197H168ZM168 198H166V199H168ZM210 198H211V197H210ZM220 198H221V196H220ZM226 198H227V197H226ZM226 198H225V200H227ZM242 198H243V197H242ZM245 198H247V197H245ZM256 198H255V200H256ZM121 199H122V198H121ZM160 199H161V198H160ZM235 199H236V198H235ZM243 199H244V198H243ZM253 199H254V198H253ZM106 200H107V199H106ZM150 200H152V199H150ZM150 200H148V201H150ZM172 200H173V199H172ZM176 200H177V198H176ZM186 200H187V201H186ZM249 200H250V199H249ZM38 201H39V200H38ZM109 201H110V200H109ZM109 201H108V202H109ZM142 201H143V200H141V202H142ZM154 201H156V200L154 199ZM154 201H153V202H154ZM168 201H171V200H168ZM202 201H204V200H202ZM202 201H201V202H202ZM206 201H207V200H206ZM206 201H204V202H206ZM228 201H230V200H228ZM231 201H232V200H231ZM241 201H242V200H241ZM241 201H240V202H241ZM243 201H244V200H243ZM256 201H257V200H256ZM256 201H255V202H256ZM258 201H257V206H261V205L263 204V202H262V204L260 205V204H258ZM262 201H264V199H263ZM131 202H133V201H131ZM135 202H136V201H135ZM143 202H144V201H143ZM173 202H174V201H173ZM173 202H172V203H173ZM175 202H177V201H175ZM192 202H193V201H192ZM201 202H200V203H201ZM204 202H202V203H204ZM255 202L252 201V202H251L252 205H254ZM259 202H260V201H259ZM136 203H137V205H136V208H137V206H139L138 204L140 203V201H139V203H138V202H136ZM149 203H151V202H149ZM154 203H155V202H154ZM162 203H163V204H164V203H167V200H166L165 202H161V204H162ZM178 203H179V202H178ZM197 203H198V202H197ZM200 203H198V204H200ZM220 203H221V202H220ZM248 203H249V202H248ZM253 203H254V204H253ZM127 204H128V203H127ZM127 204H126V205H127ZM151 204H152V203H151ZM161 204H158V202H157V205H158V206L161 205ZM168 204H169V202H168ZM168 204H165V206L168 205ZM170 204H171V203H170ZM170 204H169V205H170ZM194 204H195V203H194ZM198 204H196V205H198ZM221 204H222V203H221ZM228 204H229V203H228ZM36 205H37V204H35V206H36ZM129 205L132 206L131 203H130ZM134 205H135V204H133V206H134ZM155 205H156V204H155ZM155 205H150V204H149L148 206H154V207H155ZM157 205H156V206H157ZM171 205H172V204H171ZM191 205H192V203H191ZM230 205H231V204H230ZM247 205H249V204H247ZM250 205H251V204H250ZM97 206H98V205H97ZM133 206H132V207H133ZM140 206H141V204H140ZM144 206H145V205H144ZM175 206H176V205H175ZM175 206H174V203H173L172 207H173L174 209H175V208H177L178 210L181 209L180 207L178 208V207H175ZM177 206H179V204H178ZM181 206H182V204H181ZM183 206H184V205H183ZM186 206H184V207H186ZM189 206H190V205H189ZM192 206H193V205H192ZM211 206H213V205L211 204ZM231 206H232V205H231ZM235 206H236V205H235ZM255 206H256V205H255ZM257 206H256V207H257ZM262 206H263V205H262ZM262 206H261V207H262ZM128 207H129V206H128ZM128 207H127V208H128ZM160 207H162V206H160ZM172 207L170 206V208H168V206H167V207H165L164 209H166V210L168 209V211H169V209H172V210H173ZM199 207L201 208V206H199ZM199 207H198V208H199ZM121 208H122V207H121ZM127 208H126V209H127ZM133 208H134V207H133ZM133 208H132V209H133ZM136 208H135V209H136ZM139 208H140V207H139ZM144 208H145V207H144ZM144 208H143V206H142V209H141V208H140V209H141V210H144ZM147 208H148V207H147ZM149 208H150V207H149ZM152 208H153V207H151V209H152ZM156 208H157V207H156ZM156 208H153V209L155 210ZM187 208H188V207H187ZM190 208H191V207H190ZM196 208H197V207H196ZM200 208H199V209H200ZM203 208H204V207H203ZM216 208H217V207H216ZM228 208H229V207H228ZM251 208H252V207H251ZM32 209H33V208H31V210H32ZM130 209H131V208H129V210H130ZM135 209H134V210H135ZM137 209H138V208H137ZM137 209H136V211H134L135 214H134V213H133V214L135 215V219H136V220L134 219L135 222L137 221L138 223H141L140 220H142V219H143V220H142V222H143L148 216H150L151 214H155V212H156V214H157V211L159 210V209L157 208L158 210L156 209L157 211L155 210L154 213H152L153 210L150 211V210L147 209V210H148V213H149V211H150L151 214L149 215L148 213H146L147 216H145L144 213H141V212H143V211H141V210L137 211ZM177 209H176V210H177ZM191 209L193 210V208H191ZM237 209H238V208H237ZM247 209H249V206H248ZM254 209H255V208H254ZM261 209H262V208H261ZM78 210H79V209H78ZM166 210H165V211H166ZM195 210H196V209H195ZM226 210H227V209H225L224 212H226ZM235 210H236V209H235ZM235 210H234V211H235ZM239 210H240V209H238V212H236V211L234 212V211H233L234 213H236L235 216H237V215L240 213ZM258 210H259V208H258ZM35 211H36V210H35ZM64 211H66V212H64ZM79 211H80V210H79ZM140 211H141V212H140ZM162 211H163V210H162ZM162 211H161V212H162ZM188 211H189V210H188ZM196 211H197V210H196ZM203 211H205V210H203ZM240 211H241V213L243 212L242 210H240ZM254 211H255V210H254ZM259 211H260V210H259ZM261 211H263V210H261ZM261 211H260V212H261ZM80 212H81V211H80ZM95 212H96V211H95ZM119 212H120V211H119ZM123 212H124V211H123ZM123 212H121V213H123ZM158 212H159V211H158ZM166 212H167V211H166ZM166 212H165V213H166ZM180 212H181V211H180ZM218 212H219V211H218ZM220 212H221V211H220ZM222 212H223V211H222ZM222 212H221V213H222ZM189 213H190V212H188V214H189ZM202 213H203V212H202ZM207 213H208V212H207ZM234 213H233V214H234ZM237 213H238V214H237ZM250 213H251V212H250ZM258 213H259V212L257 211L255 214H258ZM263 213H264V212H263ZM30 214H31V213H30ZM97 214H98V213H97ZM156 214H155V215H156ZM158 214H159V213H158ZM170 214H171V213H170ZM172 214H174V213H172ZM172 214H171V215H172ZM181 214H182V213H181ZM181 214H179V215L182 216L183 214H182V215H181ZM186 214H187V210H186ZM228 214H229V213H228ZM228 214L226 213V215H228ZM62 215H61V216H62ZM65 215H66V214H65ZM79 215H80V214H79ZM143 215H144V216H143ZM155 215H152V216H155ZM164 215H165V214H164ZM176 215H177V212H176ZM224 215H225V214H224ZM229 215H230V214H229ZM242 215H244V214H242ZM66 216H67V215H66ZM69 216H70V215H69ZM157 216H158V215H157ZM157 216H156V217H157ZM160 216H161V215H160ZM160 216H158L157 218H159ZM169 216H170V215H169ZM169 216H168V217H169ZM177 216H178V215H177ZM180 216H179V217H180ZM186 216L189 217L188 215H186ZM193 216H194V215H193ZM212 216H213V215H212ZM235 216L233 215V216H231V218L234 217L233 220H235V218H236ZM247 216H248V215H247ZM247 216H246V217H247ZM55 217H56V216H55ZM92 217H93V216H92ZM92 217H91V218H92ZM156 217H155V218H156ZM182 217H183V219H184V216H182ZM182 217H181V219H182ZM201 217H202V216H201ZM208 217H209V216H208ZM238 217H239V219H241V218H240V215H239ZM241 217H243V216H241ZM256 217H257V216H256ZM60 218H61V217H60ZM116 218H117V217H116ZM120 218H121V217H120ZM177 218H178V217H177ZM177 218H176V219H177ZM244 218H245V217H244ZM249 218H250V216H249ZM262 218L264 219V217H262ZM132 219H133V218H132ZM151 219H154V217H152ZM162 219L165 220L166 218L163 217ZM168 219H169V220H167V221L172 220V219H170V218H168ZM181 219H180V220H181ZM225 219H226V218H225ZM236 219H237V218H236ZM255 219H257V218L254 217L253 220H252V219H251V220L254 221ZM258 219H259V218H258ZM108 220H109V219H108ZM111 220H112V219H111ZM113 220H114V219H113ZM121 220H124V219H121ZM147 220H148V219H147ZM160 220H161V219H160ZM160 220H158V221H160ZM164 220L161 222L162 224H163V223H164V224L166 223V220H165V222H164ZM180 220H179V221H180ZM186 220H189V221H190V219H186ZM201 220H202V219H201ZM241 220H242V219H241ZM241 220H239V221H241ZM246 220H247V219H246ZM119 221H120V220H119ZM125 221H126V220H125ZM132 221H133V220H132ZM145 221H146V220H145ZM145 221H144V222H145ZM150 221L153 222V220H150ZM155 221H156V219H155ZM172 221H175V220H172ZM172 221H171V223H169V225H172ZM191 221H192V220H191ZM197 221H198V220H197ZM216 221H217V220H216ZM236 221H237V220H236ZM255 221H256V220H255ZM255 221H254V222H255ZM262 221H263V220H262ZM92 222L94 223V225H96L95 227H96L97 229H98L100 226H103V225H104V222H103V223L100 222V221L98 220V218H97V215H96L93 219L89 220V222H87V223L83 226V228H81V230L75 235V243H76V245H77V247H78L79 254H80L79 256H80V258H81V263H82V264H93L92 259H91V255H90V251H89V250L91 249V248L89 247V245H90V239H88L89 237H88V238L86 237V231L88 230V228H89V226H90V224H91ZM110 222H111V221H110ZM112 222H113V221H112ZM117 222H118V220H117ZM117 222H116V223H117ZM126 222H128V220H127ZM144 222H143V223H144ZM176 222H177V221H176ZM181 222H182V220H181ZM210 222H211V221H210ZM248 222H250V221H248ZM248 222H246V221H245V223L242 222L243 227H244V224H248ZM254 222H253V224H254ZM31 223L33 224V222H31ZM106 223H107V221H106ZM113 223H114V222H113ZM118 223H119V222H118ZM146 223H151V222H147V221H146ZM146 223H145V224H146ZM156 223H157V222H156ZM156 223L154 222L153 224L155 225ZM173 223H174V222H173ZM200 223H201V222H200ZM216 223H217V222H216ZM233 223H234V222H233ZM236 223H237V222H236ZM238 223H239V222H238ZM255 223H256V222H255ZM258 223H259V222H258ZM34 224H35V223H34ZM34 224H33V225H34ZM40 224H41V223H40ZM49 224H51V223H49ZM108 224H110V223H108ZM145 224H144V227H143V228H145ZM159 224H160V223H159ZM159 224H158V225H159ZM178 224H179V223H178ZM183 224H185V223H183ZM197 224H199V223H197ZM214 224H215V223H214ZM250 224H252V223H250ZM253 224H252V225H253ZM259 224H260V223H259ZM262 224H263V223H262ZM41 225H42V224H41ZM53 225H55V222L53 223ZM113 225H114V224H113ZM135 225H137V224H135ZM135 225L133 224V226H135ZM142 225H143V224H142ZM142 225H141L140 227H142ZM146 225H148V224H146ZM160 225H161V224H160ZM166 225H168V222H167ZM192 225H193V224H192ZM199 225H200V224H199ZM210 225H211V223H210ZM212 225H213V224H212ZM218 225H219V224H218ZM226 225H227V224H226ZM233 225H234V224H233ZM237 225H238V224H237ZM237 225H236V227H237ZM105 226H106V225H105ZM124 226H125V225H124ZM126 226H127V225H126ZM137 226H138V228H139V225H137ZM149 226H150V224H149ZM200 226H201V225H200ZM214 226H215V225H214ZM228 226H229V225H228ZM231 226H232V225H231ZM260 226H261V225H259V227H260ZM33 227H34V226H33ZM50 227H51V226H50ZM54 227H55V226H52V230H55L56 227H55V228H54ZM107 227H108V226H107ZM130 227H132V226H130ZM153 227H154V226H153ZM156 227H157V226H156ZM166 227H167V226H166ZM166 227H165V228H166ZM206 227H207V226H206ZM212 227H213V226H212ZM217 227H219V226H217ZM223 227H224V226H223ZM246 227H247V226H246ZM248 227L250 228V226H248ZM254 227H257V225L254 226ZM259 227H258V228H259ZM262 227H263V226H262ZM46 228H47V227H46ZM53 228H54V229H53ZM147 228H150V227H147ZM169 228H171V226H169L168 229H169ZM189 228H190V227H189ZM191 228H192V227H191ZM219 228H221V227H219ZM232 228H233V226H232ZM249 228H248V229H249ZM252 228H253V227H252ZM258 228L256 229V231L258 230ZM187 229H188V228H187ZM196 229H197V228H196ZM199 229H200V227H199ZM205 229H206V228H205ZM237 229H238V228H236L235 230H237ZM250 229H251V228H250ZM250 229H249V230H250ZM40 230H41V229H40ZM48 230H49V228H48ZM52 230H51V231H52ZM160 230H162V229H160ZM189 230H190V229H189ZM212 230H213V229H212ZM216 230H217V229H216ZM218 230H219V229H218ZM220 230H221V229H220ZM224 230H225V228H224ZM224 230H223V231H224ZM233 230H234V228H233ZM259 230H260V228H259ZM259 230H258V232H259ZM41 231H42V230H41ZM58 231H60V235H63V237L65 238V236H66V232H64L65 230H64L63 232H62V230H58ZM145 231H147V230H145ZM158 231H159V230H158ZM163 231H164V230H163ZM198 231H199V232H196V230H195V231H189V232H190V234H192L191 232H194V233L196 232V236H198L199 234H202V233H200L201 230H198ZM202 231H204V229H202ZM205 231H206V230H205ZM214 231H215V229H214ZM237 231H238V230H237ZM243 231H244V230H243ZM245 231H246V230H245ZM46 232H47V231H46ZM48 232H50V231H48ZM56 232H57V231H56ZM160 232H161V231H159V233H160ZM218 232H219V231H218ZM226 232H227V231H226ZM251 232H252V230H251ZM253 232H254V231H253ZM261 232H263V230H262ZM37 233H38V232H37ZM96 233H97V232H96ZM164 233H165V232H164ZM172 233H173V232H172ZM172 233H171V234H172ZM197 233H199V234L197 235ZM203 233H204V232H203ZM206 233H207V232H206ZM234 233H235V232H234ZM244 233H245V232H244ZM246 233H247V232H246ZM249 233H250V232H249ZM42 234H43V233H42ZM52 234L55 235V233H52ZM97 234H99V233H97ZM210 234H211V233H210ZM218 234H221V233H218ZM226 234H228V233H226ZM231 234H232V233H231ZM252 234H253V233H252ZM252 234H251V235H252ZM259 234H260V232H259ZM259 234H257V236H258ZM261 234H262V233H261ZM36 235H37V234H36ZM56 235H57V234H56ZM104 235H105V233H104ZM145 235H146V234H145ZM167 235H168V234H167ZM207 235H208V234H207ZM213 235H214V234H213ZM213 235H212V236H213ZM216 235H217V234H216ZM237 235H238V234H237ZM253 235H254V234H253ZM105 236H106V235H105ZM105 236H104V237H105ZM169 236H170V235H169ZM190 236H191V235H190ZM196 236H195V239H197ZM218 236H219V235H218ZM221 236H222V235H221ZM224 236H225V234H224ZM233 236H236V235L233 234ZM248 236H249V235H248ZM254 236H255V235H254ZM261 236L263 237V235H261ZM45 237H46L47 240H49V239H48L49 236H48V238H47V236L45 235ZM45 237H44V238H45ZM102 237H103V236H102ZM147 237H148V236H147ZM161 237H162V236H161ZM172 237H173V236H172ZM174 237H175V236H174ZM193 237H194V236H193ZM198 237L201 239V235L198 236ZM203 237H204V236H203ZM203 237H202V238H203ZM210 237H211V235H210ZM215 237H216V236H215ZM228 237H229V235H228ZM132 238H133V236H132ZM144 238H145V237H144ZM199 238H198V241H199ZM213 238H214V237H213ZM213 238H212V239H213ZM259 238H260V237H259ZM36 239H37V238H36ZM103 239H104V238H103ZM107 239H108V238H107ZM107 239H106V240H107ZM112 239H113V238H112ZM146 239H147V238H146ZM146 239H145V240H146ZM162 239H163V238H162ZM162 239H161V240H162ZM166 239H167V238H166ZM186 239H187V238H186ZM189 239H190V238L188 237V240H189ZM216 239H218V238H216ZM232 239H233V237H232ZM247 239H249V238H247ZM252 239H253V238H252ZM252 239H250V240H252ZM254 239H255V237H254ZM254 239H253V241H254ZM256 239H258V238H256ZM263 239H264V238H263ZM142 240H143V239H142ZM147 240H148V239H147ZM158 240H159V239H158ZM174 240H175V239H174ZM174 240H173V243H174ZM190 240H191V239H190ZM201 240H202V239H201ZM203 240H205V239L203 238ZM219 240H220V239H219ZM221 240H222V239H221ZM225 240H227V237H226ZM235 240H236V239H235ZM235 240H234V241H235ZM243 240H245V239H243ZM20 241H21V240H20ZM44 241H45V239H44ZM110 241H111V243H112L113 240H110ZM116 241H117V238H116ZM143 241H144V240H143ZM163 241H164V240H163ZM181 241H183V240L181 239ZM223 241H224V239H223ZM223 241H222V242H223ZM229 241H230V239H229ZM261 241H262V240H261ZM46 242H47V241H46ZM46 242H45V243H46ZM148 242H149V240H148ZM183 242H184V241H183ZM187 242H189V241H186V243H187ZM195 242L197 243L196 240H195ZM212 242L217 243L216 241H212ZM212 242H211V243H212ZM251 242H252V241H251ZM20 243H22V241H21ZM27 243H28V242H27ZM111 243H110V244H111ZM115 243H116V242H115ZM123 243H124V242H123ZM123 243H122V244H123ZM126 243H127V242H126ZM126 243H125V244H126ZM143 243L145 244L146 242H142V244H143ZM170 243H171V242H170ZM186 243H185V245H189V244H186ZM202 243H204V241L198 243V245H200V244H202ZM206 243H207V242H206ZM223 243H225V242H223ZM263 243H264V240H263ZM23 244H24V246H25L26 243L24 242ZM48 244H49V243H48ZM125 244H124V245H125ZM128 244H129V242H128ZM140 244H141V243H140ZM165 244H167V243L165 242ZM165 244H164V245H165ZM175 244H176V243H175ZM183 244H184V243H183ZM192 244H193V243H192ZM236 244H237V240H236ZM238 244H239V243H238ZM243 244H246V243L243 242ZM257 244L259 245V242L256 243V245H257ZM44 245H45V244H44ZM49 245H50V244H49ZM111 245H112V244H111ZM132 245H133V244H132ZM225 245H227V244L225 243ZM230 245H231V244H230ZM232 245H233V244H232ZM263 245H264V244H263ZM32 246H33V244H32ZM38 246H39V245H38ZM90 246H91V245H90ZM129 246H130V245H129ZM149 246H150V245H149ZM149 246H146V247H149ZM171 246H173L172 243H171ZM171 246H170V247H171ZM202 246H204V245L202 244ZM202 246H201V247H202ZM228 246H229V245H228ZM242 246H243V245H242ZM260 246H261V245H260ZM30 247H31V246H30ZM43 247H44V246H43ZM47 247H48V246H47ZM113 247H115V246H113ZM123 247H124V246H123ZM130 247H131V246H130ZM141 247H142V246H141ZM166 247L168 248L167 245H166ZM170 247H169V249H170ZM186 247H187V246H186ZM204 247H205V246H204ZM239 247H240V246H239ZM239 247H238V248H239ZM244 247H245V246H244ZM250 247H251V245H250ZM250 247H249V248H250ZM261 247H262V246H261ZM261 247H259V249H260ZM263 247H264V246H263ZM263 247H262V248H263ZM24 248H26V247H24ZM32 248H34V246H33ZM50 248H51V246H50ZM89 248H90V249H89ZM116 248H117V245H116ZM116 248H114V249H116ZM143 248H144V246H143ZM149 248H150V247H149ZM154 248H155V247H154ZM193 248H194V247H193ZM198 248H200V247H198ZM235 248H236V245H235ZM242 248H243V247H242ZM262 248H261V250H262ZM44 249H45V248H44ZM47 249H48V248H47ZM125 249H126V247H125ZM125 249H124V250H125ZM136 249H137V248H136ZM136 249H134V253H135V250H136ZM139 249H140V248H139ZM141 249H142V248H141ZM146 249H147V248H146ZM171 249H172V247H171ZM171 249H170V250H171ZM200 249H201V248H200ZM202 249H203V248H202ZM247 249H248V247H247ZM256 249H258V248L256 247ZM45 250H46V249H45ZM49 250H50V249H49ZM49 250H48V251H49ZM129 250H130V249H129ZM148 250H149V249H148ZM150 250H151V249H150ZM152 250H153V248H152ZM152 250H151V251H152ZM161 250H163V249L161 248ZM161 250H160V251H161ZM183 250H184V249H183ZM193 250L195 251V250H198V249H193ZM249 250H250V249H248V253H249ZM263 250H264V248H263ZM22 251H23V250H22ZM92 251H93V250H91V252H92ZM116 251H117V250H116ZM143 251H144V250H143ZM151 251H149V253H150ZM171 251H173V250H171ZM177 251H178V249H177ZM198 251H199V250H198ZM198 251H197V252H198ZM203 251H204V250H203ZM46 252H47V251H46ZM46 252H45V253H46ZM50 252H51L50 255H49L48 252H47V254H48L49 256H52V259H51V260H50V258H49L50 261L53 260V257H54V258H55V257H58V258L60 257V258H62L64 261L66 260L65 263H67V264H74L73 253H72V250H71V248L69 247L67 241H65V246L62 248L61 251L58 252V251H55V250H50ZM178 252H179V251H178ZM181 252H182V251H181ZM199 252H201V251H199ZM31 253H34V251L31 252ZM38 253H39V252H38ZM140 253H141V252H140ZM145 253H146V252H145ZM151 253H152V252H151ZM161 253H162V252H161ZM173 253H174V251H173ZM182 253H183V252H182ZM245 253H247V252H245ZM252 253H255V251H254V252H251V254H252ZM256 253H257V251H256ZM94 254H95V253H93V255H94ZM111 254H112V253H111ZM113 254H114V253H113ZM118 254H119V253H118ZM138 254H139V253H138ZM142 254H143V253H142ZM153 254H154V253H153ZM165 254H166V253H165ZM165 254H164V255H165ZM167 254H170V252L168 251ZM187 254H188V253H187ZM242 254H243V253H242ZM38 255H39V254H38ZM48 255H47L46 259H48ZM93 255H92V258L95 257V256H97V255H95V256H93ZM132 255H133V253H132ZM134 255L136 256V254H134ZM154 255H156V254H154ZM162 255H163V254H162ZM170 255H171V254H170ZM170 255H167V256H170ZM172 255H173V254H172ZM181 255H182V254H181ZM188 255H189V254H188ZM192 255H193V254H192ZM198 255H199V254H198ZM201 255H202V254H201ZM246 255H248V254H246ZM246 255H245V257H246ZM254 255L256 256V254H254ZM45 256H46V255H45ZM135 256L133 257V258H134L133 260H136V259H135ZM139 256H141V255L139 254ZM149 256H150V255H149ZM175 256H176V255H175ZM242 256H243V255H242ZM249 256H250V255H249ZM30 257H31V256H30ZM104 257H105V256H104ZM114 257L118 258L117 254H116V256H114ZM142 257L144 258L145 256L142 255ZM152 257H153V256H152ZM156 257H157V256H156ZM164 257H165V256H164ZM170 257H172V256H170ZM187 257H188V256H187ZM195 257H196V256H194V258H195ZM207 257H208V256H207ZM207 257H206V258H207ZM245 257H244V258H245ZM251 257H252V256H251ZM42 258H44V257L42 256ZM100 258H101V257H100ZM105 258H106V257H105ZM120 258H121V257H120ZM165 258H166V257H165ZM183 258H184V257H183ZM199 258H200V257H199ZM211 258H212V256H211ZM242 258H243V257H242ZM248 258H250V257H248ZM248 258H247V259H248ZM253 258H254V257H253ZM255 258H256V257H255ZM255 258H254V259H255ZM24 259H25V258H24ZM55 259H56V258H55ZM62 259H61V261H62V263H63V260H62ZM97 259H98V258H97ZM106 259H107V258H106ZM141 259H142V258H141ZM171 259H173V258H171ZM191 259H192V258H191ZM201 259H202V258H201ZM250 259H251V258H250ZM261 259H262V258H261ZM22 260H23V259H22ZM32 260H33V259H32ZM57 260H59V262H60V259H57ZM95 260H96V259H95ZM98 260H100V259H98ZM101 260H103V259L101 258ZM123 260H124V259H123ZM129 260H130V259H129ZM147 260H148V259H147ZM149 260H150V259H149ZM149 260H148V261H149ZM155 260L157 261L158 259H155V256H154V260H153V261L150 260V261H151L153 264H157V263H155V262H156ZM186 260H187V259H186ZM209 260H211V259H209ZM243 260H244V259H243ZM245 260H246V259H245ZM245 260H244V262H245ZM248 260H249V259H248ZM248 260H246V261H248ZM50 261H49V262H50ZM154 261H155V262H154ZM160 261H161V260H160ZM160 261L158 262V264L160 263ZM163 261H164V260H163ZM170 261H171V260H170ZM206 261H208V260H206ZM212 261H213V260H212ZM249 261H251V260H249ZM255 261H257V258H256ZM255 261H254L253 263L256 264ZM259 261H260V260H259ZM29 262H30V259H29ZM37 262H38V261H37ZM45 262H46V261H45ZM55 262H56V261H55ZM96 262H97V261H96ZM99 262H100V263H98V264H101V261H99ZM107 262H108V261H107ZM112 262H113V261H112ZM171 262H173V261H171ZM181 262H182V261H181ZM186 262L188 263V261H186ZM192 262H195V261L193 260ZM203 262H204V261H203ZM262 262H263V261H262ZM262 262H261V263H262ZM52 263H54V262H52ZM65 263H64V264H65ZM102 263H103V262H102ZM117 263H118V262H117ZM133 263H135V261H134ZM149 263H150V262H149ZM152 263H150V264H152ZM207 263H208V262H207ZM207 263H206V264H207ZM209 263H210V262H209ZM257 263H258V262H257ZM28 264H29V263H28ZM37 264H38V263H37ZM41 264H43V260H42V263H41ZM46 264H47V263H46ZM50 264H51V263H50ZM54 264H55V263H54ZM96 264H97V263H96ZM103 264H104V263H103ZM112 264H113V263H112ZM141 264H142V263H141ZM146 264H147V263H146ZM160 264H164V263L162 262V263H160ZM195 264H196V263H195ZM198 264H200V261H199ZM263 264H264V263H263Z\"/></svg>",
  "mask_w": 264,
  "mask_h": 264
},
{
  "label": "water",
  "instance_id": "water-1",
  "mask_svg": "<svg viewBox=\"0 0 264 264\" xmlns=\"http://www.w3.org/2000/svg\"><path fill=\"white\" fill-rule=\"evenodd\" d=\"M5 5H6L7 14H8V19H9V22L11 24V12H10L9 0H5ZM23 56H25V59L29 60V62H31V64L33 66H35V67H37V68H39L41 70H46L48 68H53V67L58 66V65H68L69 63L75 61L76 59H81L83 61H86L90 66H93L87 60V58H84V57H69V58L59 60V61H57V62H55L53 64H49V65H46V66H37L35 63H33L31 61V59L25 53H23ZM92 87H93V83L86 90H84L82 93H80L65 110H63L60 114H58V116L55 118V120L51 124L50 131L53 130V128L55 127V125L57 124V122L65 114H67L68 112H70L71 110H73V108L81 100H83V98L89 93V91L91 90ZM47 156H48L49 168H50L53 176H55V178L59 182H61L62 184H64L65 186L78 189L80 192L85 193V194H88L91 197L92 202H93V206L87 211V213L83 216V218L79 221V223L76 224V226H74V228L67 235V241H68L70 247L72 248V250L74 251V256H75L76 264H81L80 257H79V252H78V248H77V245L75 243L74 238H75V235L87 223V221L91 218V216L95 212V210L97 208V205H98L97 194L90 187H88V186H86L84 184L71 182V181H68V180L62 178L57 173V171L55 170V167H54V165L52 163V160H51V155H50V151L49 150H48V155Z\"/></svg>",
  "mask_w": 264,
  "mask_h": 264
}]
</instances>
